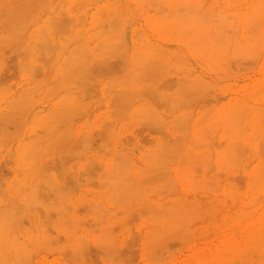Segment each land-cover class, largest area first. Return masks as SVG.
Here are the masks:
<instances>
[{
    "label": "rangeland",
    "instance_id": "obj_1",
    "mask_svg": "<svg viewBox=\"0 0 264 264\" xmlns=\"http://www.w3.org/2000/svg\"><path fill=\"white\" fill-rule=\"evenodd\" d=\"M11 1V2H10ZM23 2V4H20V5H17V2ZM68 1V2H67ZM69 1H70V3H69ZM73 1V3L75 4V5H73L71 2ZM107 1V2H106ZM134 1H136V3H138V5H136V3L134 2ZM133 2L131 1H129V0H126V2H125V0H124V4L122 3V0L120 1V0H78V2H79V4H80V6H79V4L77 3V1L76 0H55V1H52V0H43V2H44V5L46 6H43L42 4H43V2H42V0H15V2H14V0H0V9H1V11H0V13H1V16H0V19L2 18V17H4V19H1L0 21H4L5 23H0V35H1V37H0V50H2L1 52H0V54L1 55H3L4 56V58L2 59V57L3 56H1L0 55V64H2V66L0 65V84L2 83V85H4V86H2V85H0V86H2V87H0V105L2 106L1 108H0V118H2V119H0L1 121H0V127H2V128H0V132H1V129L3 130L2 131V135L0 134V137L2 138H0L1 140H0V189H1V191H0V204H2V206L0 205V221L2 220L3 222H5L6 223V225L4 224V226L3 225H1L2 223V221L0 222L1 224H0V227L2 226L3 227V229L2 230H0V233L1 232H3L4 233V231H5V233H7V234H3V233H1L0 235H1V240H0V249L2 250V251H4V252H2V251H0V264H5V262H6V264H13L14 262L13 261H15V264L17 263H19V259H21V263L20 264H35V262H36V264H44V263H47L48 262V264H64V261H63V258H64V260H65V262L67 263V264H104V259H106V258H103L104 256L105 257H107L106 256V254H108V259H109V262H112V263H109V262H107L108 261V259H106V262L108 263V264H117L119 261V259H120V262L118 263V264H147V263H149V261H150V263L149 264H151V261H155L154 263L155 264H176L177 262V264H181V263H183L185 260V258L186 257H188V255L189 254H191L192 253V251L194 250V249H196L197 247H199L200 246V244L199 243H202V241L204 242V239L206 240V239H208V238H211L210 236H213V232H211V233H209L210 231L208 230L207 232H205L206 234H205V236H206V238H205V236L203 235L202 236V230H203V226H201V225H205V222L206 223H209L210 222V220L213 218V216L215 217V215H216V218H214V219H216L217 220V217L219 216V214H220V212L219 213H216V214H214L213 216L212 215H208V214H205V215H208L209 217L210 216H212V217H210L211 219H209V218H207V220H208V222H207V220H206V218L205 219H203L202 221V223H200V221L201 220H199V219H195V218H193V216L192 215H190V214H188V213H184V214H188L187 216H192V218L191 217H188V218H191V219H195L193 222H192V220H191V224H190V220L186 217V215L184 216V218L186 217L188 220H187V223L186 224H182L181 226H179V229H180V232L178 231V229L176 230V228H175V226H176V224L174 223L175 221H177V219H175L174 220V222H173V224H175V226H174V231H177V233L179 234L178 236L176 235L177 233H175V232H172V234L174 235V233H175V236L174 237H178L177 239H167V240H169L168 241V244L166 243V241L164 242V244L162 243V248H165V246L164 245H169V246H167L166 248L167 249H163V250H160V248H159V250L157 249H155L156 250V255L154 254L155 253V251L153 250V251H150V249H149V251H150V254H151V256L150 255H147L148 253V250L146 249V248H144L145 246H143V247H141V245H144V243H145V240L144 241H141L142 239H140L141 238V234H143V236H144V234H145V232L144 231H146L145 229H143V228H145V223H142L143 222V220H145L146 221V228L148 227V224H147V222H149L148 220H146V218L149 216V215H151V214H149L150 213V211H152V210H150V209H148V206H152V208H155L157 211H158V209L160 208V206H159V208L156 206L155 207V205L157 204V205H160V204H158L159 202L161 203V206L164 208V207H166L167 206V208L168 207H170V209H172V207L173 206H171V204H172V200H174L176 197L175 196H178L177 197V199H178V204L176 203V207H180L179 205H181V209H184V208H186V205H187V200L189 199V201H193L192 202V204H194V206L193 207H195L194 208V210L195 211H198V210H200V206L202 205V202H203V200L204 199H206V200H211L212 202H211V204H216L217 202H218V200H217V202L216 201H214L215 203H213V199H215L216 200V197L215 196H217V198H221L222 196H221V189L220 188H222L221 186H223V183H224V181L226 182V183H224L225 185L226 184H231V182H232V185H234L233 184V182H234V180L235 179H237L238 180V177L240 178V180L244 183V185L242 184V182H240L239 180L236 182V180H235V182L236 183H238V184H236L235 182V184L238 186V189H239V187H241L242 185L245 187H241L238 191H240V198H239V200H237V203L235 202V206H237V205H241L242 203H245V202H247V203H249V202H253V204H256L260 199L262 200V196L264 197V195H262L263 193L262 192H264V189L262 190V192L258 189V187L260 186V189H261V185H259V184H255V185H257V188L254 190V189H252V188H250L251 189V195L249 196L248 194L250 193V192H247V189L246 188H248V190H249V187H250V185H252L251 183H252V179L253 178H255L256 177V175H258L257 173H256V175H255V170H253V172H250V170H252V168L257 164V161L256 160H258L257 158H258V156H256V154H254L255 152H253L254 150L253 149H255V148H257V146H258V142H257V135H259V133L260 132H264L263 131V129H260L261 131L260 132H258V131H255L254 133H252V132H250V131H252V129L253 128H258V125L259 126H261L260 125V122L258 121V119L259 118H262L261 116L263 115V113H264V109H263V107L264 106H262V105H264V103L262 104V102H264V81H262L263 79H264V76H263V70H264V59H263V57H264V48H263V46H264V44H263V39H258V40H260L261 41V43H260V41L258 42L257 41V43H260L259 45H260V50L261 51H259L258 52V50L256 49V46L258 45V44H256V45H254L255 46V49L257 50H255L256 51V54H257V56H258V58L255 56L256 54H254L253 52V55H247L249 52L251 53V51H254V47L252 46L251 47V45L252 44H254V42L253 43H251V45H250V47H247V46H249V43L247 42H245L241 37H240V39H239V34L241 35H246V33H242V32H245L244 30L242 31V28L243 29H246L243 25H241V20L242 19H240L239 17H237V16H234V17H236V18H238V19H240L239 21H238V23H237V27L235 26V28H233L234 30H232V29H230V31H229V33H231L232 31V33H234V35H236L235 36V38H237L238 40H239V42H241V44L244 42V44H242V46L244 47V49H245V51H246V49L248 48V49H250L251 51H248V53H246L245 55H247V56H249V57H251V60L255 57V58H257V59H253V61L256 63H254L253 65L252 64H249V65H247L248 64V62H250V63H252L253 61H251L250 59H248V58H246L247 56H245L244 57V55H240V62H241V59H242V61H243V63H240V65L238 64V61H239V58L237 59L235 56L234 57H232L231 58V56L229 55H227V56H224L225 55V52L223 51H220V49H219V51H220V53L218 52V50L216 51V52H218L219 54H220V56H221V52H222V60L221 59H217L216 57L218 56V54H217V56L215 57L214 55H211V54H213V52H211V54L209 53V51H208V49L205 51V48L206 47H204V46H206V44H205V41H206V37H209L208 35H210L211 34V36H212V33H210L211 32V28H208V27H206V28H203L204 30H207L206 32H208V30L210 31L209 33L210 34H205L204 32L202 33V34H200L201 36H202V43L201 42H199L198 44H197V41H195V39H193V41L192 42H194L195 41V43L198 45V48L200 49V45L201 44H203L202 45V47H203V49H204V51L208 54V55H211V57L213 56V58H212V60H213V62L215 63V62H217V60H218V64H221V67H220V65H218V64H214L213 62V64L210 62V56L208 57L207 55H206V57H205V53H201V51H202V48H201V50H199L198 51V49H197V45L196 44H194L195 45V47L196 48H192V49H194L195 50V53H196V55H195V53L193 52V53H189V54H191V55H193V57L194 56H197L196 58L194 57V59L193 58H191L192 56L191 55H189L186 51H187V48L189 47V46H186L185 44H184V42H182V43H180V37H181V35L179 36V38L178 39H176V37L174 36V40L176 39V40H178V42H174V40L173 39H171L170 41L168 40L167 42L166 41H164L162 38H164V37H166V39L169 37V39L171 38L170 36H169V34L171 33L170 31V33H168L167 31V28H169L170 26L168 25L167 27H166V30L167 31H165V30H163V26L161 27V25H162V23H164L163 22V20L164 19H167V20H172V19H170V17H173V16H176L174 13L176 12V9H175V6H176V4H174V6H172V5H170V6H172V8H174V9H172V10H174L172 13H173V15H172V13L170 12L171 11V9L169 10L167 7H168V2H167V0H161L160 1V5H159V2L157 1V0H153L154 1V3L152 2V3H150L148 0V2L150 3V4H153L152 6H150L149 4H143V5H141V7H140V5L139 4H141V2L142 3H144V1L142 0L141 2H140V0H134ZM169 1V0H168ZM185 1H187V0H185ZM189 1V3L191 4L190 6H192V4L195 2H197L196 0L194 1V0H188ZM204 1V2H203ZM206 0H202L201 2H203L202 4H201V6L202 5H204L205 3L206 4H208L207 6H205L204 7V9H203V7L200 9V11L203 9V11H205L206 9V7H208V9L209 10H213L214 11V14H215V11H218V8H220L221 7V5H222V11L225 9V10H228V12L229 13H227L226 14V17H227V15H229L230 14V8L231 9H233V7L231 6V4H233V3H235L234 1L232 2V0H225V1H227L226 3H224L225 1L224 0H222V1H220V0H215V2L217 1V6L215 5V3L213 2L214 0H212V5L214 4V7L212 8V9H210L211 8V5H209V3H211V1L209 0V3H208V0H207V2H205ZM220 2V4H218L219 2ZM239 2L240 1H242V0H238ZM245 2L243 3V1H242V4H245L246 3V1L247 0H244ZM9 2V3H8ZM27 2V4L28 5H26L25 3ZM32 2H34V3H32ZM37 2V3H36ZM38 2H40L39 4H38ZM86 2H88V3H86ZM91 2V3H90ZM163 2H166V4L165 3H163ZM172 3H173V1H171ZM177 3H178V1H176ZM179 2H180V5H182L181 7H184V8H186V6H187V3L186 2H183V0H182V4H181V1L179 0ZM200 2V1H199ZM200 2V3H201ZM223 2V3H222ZM230 2V3H229ZM236 2H237V0H236ZM238 2V3H239ZM14 3V4H13ZM35 3H36V7H35ZM42 3V4H41ZM47 3V4H46ZM55 3H57V4H55ZM104 3L105 4H112L111 6L109 5V7H107L108 6V4H107V6H105L104 5ZM115 3H118V4H116L115 6H117V5H119V6H117L119 9H117V11H119L120 10V12H119V14H120V16H118V14H117V11H115L114 9V4ZM128 3V4H127ZM158 3V4H157ZM162 3V4H161ZM184 3H185V5H184ZM188 3V4H189ZM5 4V5H4ZM15 4H16V6L18 7V8H16V6H15ZM29 4H30V6L31 7H33L32 9H28L27 7H29ZM41 4V5H40ZM55 4V5H54ZM59 4V5H58ZM65 4V5H64ZM86 4V5H85ZM94 4H95V6H96V8L97 9H99L100 8V10H101V7L103 8H106V10L108 9V8H110L109 9V11L107 10V13H108V15L109 14H111V20H110V18H109V20L111 21L110 22V28L108 27V17H110V15L109 16H106L105 15V13L104 12H106V10L105 9H102V12H103V10H105L103 13L104 14H99L98 13V11H96V8L95 7H93L94 6ZM156 4V6L158 7V10H159V13H161V14H163V16H165V17H163V20H160V19H162V18H159L158 17V12H156L157 13V15H156V13H154L155 11H158L157 10V7H156V10H154L155 8V5ZM171 4V3H170ZM226 4H230V5H228V7H230L229 9H227V5ZM4 5V6H3ZM13 7V8H9V7H11V6ZM14 5V6H13ZM26 5V9L25 8H20V7H24ZM40 5V6H39ZM72 5V6H71ZM90 5H91V8H90ZM159 5V6H158ZM163 5V6H162ZM165 5V6H164ZM177 5H179V4H177ZM194 5V4H193ZM220 5V6H219ZM235 5V4H234ZM67 6V7H66ZM89 6V7H88ZM124 6V7H123ZM128 6H130L129 7V9L131 8L132 10H133V12L130 10L129 11V9L127 8ZM138 8H137V7ZM143 6V7H142ZM145 6H147L146 8H145ZM189 6V7H190ZM195 7L197 6V7H200L199 5H198V2L196 3V5H194ZM209 6H210V8H209ZM219 6V7H218ZM224 6H225V8H224ZM41 8V10L40 9H38V8ZM43 7V8H42ZM44 7L46 8V10L49 8V10L48 11H46L45 9H44ZM63 7V8H62ZM70 7V8H69ZM78 7V8H77ZM80 7V8H79ZM99 7V8H98ZM150 7V8H149ZM178 8L180 7V6H177ZM195 7H190V8H188L187 10H191V11H193L194 12V8ZM216 7H218L217 9H215ZM14 8H15V10H14ZM35 8H37V9H35ZM66 8H67V10H66ZM72 8H74V9H72ZM136 8V9H135ZM177 8V9H178ZM17 9V10H16ZM19 9H21V10H23V12H22V14H18V12L20 11ZM44 9V10H43ZM60 11H59V10ZM93 9H94V11H96L97 12V14H99L98 16H103V15H105V17H107V23H105L104 22V24H106L107 25V28L106 27H104V24H101L102 22H103V18H101L100 20H99V22L97 21V20H95L94 18V20H92V17H95V16H97V14H94V15H92L91 13H92V11H93ZM140 9H142V10H140ZM163 9V10H162ZM167 9H168V11H169V13H167V14H169V15H172V16H170L169 17V15L168 16H166V15H164V13H165V10H166V12H167ZM180 9V8H179ZM215 9V10H214ZM10 10V11H9ZM19 10V11H18ZM29 10V11H28ZM42 10H43V12H42ZM51 10V12H49ZM58 10V11H57ZM69 10H73L72 12L71 11H69ZM111 10H113V12H115L114 13V15H112V11ZM186 10V9H185ZM185 10H184V13H185ZM3 11V12H2ZM10 12V13H8V12ZM25 11H27L26 12V15H25ZM61 11H62V13L64 12L65 14L64 15H66V16H62L63 14H58V13H61ZM83 11H85V12H83ZM128 11V12H127ZM139 11H141L142 13H140ZM152 12L150 15L148 14L149 12ZM162 11V12H161ZM179 10H177V12H178ZM191 11H189V12H191ZM198 11V9L197 8H195V14L193 15V12H191L190 14L192 15V16H194L195 17V15H197L196 14V12ZM199 11V12H200ZM206 11H208V10H206ZM213 11H209V13H208V15L206 14V12H204L206 15H205V17H209V14H211V12H213ZM220 11V10H219ZM48 12V13H47ZM53 12V13H52ZM79 12V14H80V12L82 13V16L84 17H82V16H79V15H77V13ZM112 12V13H111ZM124 12V14H122ZM128 14H127V13ZM130 12H132V13H130ZM135 12L138 14H135ZM164 12V13H163ZM183 12V11H182ZM227 12V11H226ZM14 13H15V15H14ZM16 13H17V15H18V17H15L16 16ZM20 13H21V11H20ZM27 13L30 15H27ZM37 13H38V15H37ZM42 13V14H41ZM47 13V14H46ZM88 13H90V14H88ZM106 13V14H107ZM171 13V14H170ZM187 13H188V11H187ZM201 13V16H196L195 17V19H197V25L199 24V22H200V24L198 25V26H201L202 24V21H203V17H204V14H203V12H200ZM216 13H218V12H216ZM224 13H225V11H224ZM224 13H221V16L218 14V16L220 17V19L222 20L223 19V17H225L224 15H223V17H222V14H224ZM233 13V12H232ZM53 14H54V16H53ZM58 14V15H57ZM68 14V15H67ZM133 15V18H131L132 17V15ZM176 14H178V13H176ZM183 14V13H182ZM203 14V15H202ZM213 14V15H214ZM14 15V16H13ZM23 16V18L21 17V16ZM25 15V16H24ZM33 15V16H32ZM50 15V16H49ZM57 15V16H56ZM71 15V16H70ZM76 15V16H75ZM89 15L91 16V17H89ZM116 15H117V17H116ZM232 15V14H231ZM235 15V14H234ZM27 16V17H26ZM32 16V17H31ZM35 16V17H34ZM36 16L38 17L37 19H36ZM61 17V18H59V17ZM70 17V20H72L71 21V23H72V25L70 24V22H69V17ZM97 16V17H98ZM112 16H113V19H112ZM131 16V17H130ZM139 16V17H138ZM154 16H155V19H154ZM181 16V15H180ZM191 16V17H192ZM203 16V17H202ZM211 17H212V15H210ZM31 17V18H30ZM49 17V18H48ZM64 17H65V19H64ZM76 17L78 18V19H76ZM124 17V18H123ZM127 17H129V19L127 18ZM161 17V16H160ZM182 17V16H181ZM180 17V18H181ZM184 17V16H183ZM187 17H188V15H187ZM189 17H190V15H189ZM188 17V18H189ZM194 17H192V19L194 20ZM198 17H200V18H202L201 20L198 18ZM204 17V18H205ZM214 17H216V15L214 16ZM226 17H225V20L227 21V19H234V20H236L233 16H229L227 19H226ZM12 18H15V19H12ZM19 18H21V19H19ZM25 18V19H24ZM29 18V19H28ZM42 18V19H41ZM54 18H57V19H54ZM66 18H67V20H66ZM81 18V19H80ZM96 18V17H95ZM116 18H119V19H116ZM122 18V19H121ZM127 18V19H126ZM136 18V20H134ZM174 18V17H173ZM175 18H178V17H175ZM207 18H206V20H207ZM213 18V17H212ZM212 18H210L211 19V22H214V21H216L217 19H215L214 21H212ZM218 18V17H217ZM28 19V20H27ZM47 19H51V20H47ZM77 21H76V20ZM97 19V18H96ZM99 19V18H98ZM105 19H104V21H105ZM124 19V20H123ZM126 19V20H125ZM131 19V20H130ZM152 19V20H151ZM157 19V20H156ZM179 19V18H178ZM187 19V18H186ZM191 19V18H190ZM190 19H189V23L187 22V24H186V22H185V24L184 23H182V22H184L185 20H184V18L183 19H180V20H184V21H182L181 23V25L184 27V25H190V23L193 21H190ZM199 19V20H198ZM219 19V18H218ZM230 19V20H231ZM233 19L231 20V21H233ZM237 19V20H238ZM17 20H18V22L19 23H17ZM25 20V21H24ZM58 20V22H56ZM62 20V22H60L59 23V21H61ZM114 22H113V21ZM116 20V21H115ZM121 20H122V22H121ZM145 20V21H144ZM174 20V19H173ZM179 20V21H180ZM188 20V19H187ZM186 20V21H187ZM221 20H220V22H221ZM237 20H236V22H237ZM7 21V22H6ZM9 21L11 22V23H9ZM20 21H22L21 23H20ZM34 21V22H33ZM48 21V22H47ZM50 21V22H49ZM67 21V22H66ZM118 21V22H117ZM131 21V22H130ZM152 23H151V22ZM154 21V22H153ZM157 21H161V22H159V24L157 23ZM165 21V20H164ZM177 21V20H176ZM195 21V20H194ZM194 21H193V23H192V26L190 27V29H188V26L186 27L185 26V28L183 29L184 31L185 30H189V31H191V32H189V31H187V34H188V32L189 33H192V30L193 29H197V26H196V23H194ZM205 21V20H204ZM203 21V23H204V25L205 24H207V23H205ZM208 21V24L206 25V26H211V24L209 23V20H207ZM219 21V20H218ZM217 21V22H218ZM229 21V20H228ZM13 22V23H12ZM82 22V23H81ZM95 22V23H94ZM119 22H121V23H119ZM129 22H130V24H129ZM143 22V23H142ZM178 22V21H177ZM216 22V23H217ZM219 22V23H220ZM225 22V21H224ZM220 23V24H222V25H219V28H220V26H223V25H225L226 23H227V28H228V24L229 23H231V22H226V23ZM235 21H233V23H234ZM8 23V24H7ZM16 23V24H15ZM23 23V24H22ZM45 23H46V26H45ZM56 23V24H55ZM79 23V24H78ZM98 23V24H97ZM117 23V24H116ZM169 23V22H168ZM173 23V22H172ZM172 23H170L171 25H172ZM175 24H173L174 26H175V28L177 29V27L176 26H178L179 24H177L176 25V22H174ZM180 23V22H179ZM215 23V22H214ZM213 23V24H214ZM215 23V24H216ZM218 23V24H219ZM232 23V25H235V24H233ZM7 24V25H6ZM20 24H21V26H23V27H21L20 26ZM25 24V25H24ZM38 24H40V25H38ZM43 24H44V26H43ZM59 24V25H58ZM65 25V27L64 26H62V25ZM66 24H68V25H66ZM76 24H78V25H76ZM84 24V25H83ZM166 24H167V21H166ZM184 24V25H183ZM243 24V23H242ZM5 25H6V27H5ZM9 25H11V26H9ZM15 25H16V27H15ZM49 25V26H48ZM70 25L72 26V28L70 27ZM75 25V26H74ZM79 25H81V26H79ZM105 25V26H106ZM111 25H112V27H111ZM118 25H119V28L117 29V27H118ZM165 25V24H164ZM196 27H195V26ZM231 25V24H230ZM229 25V26H230ZM231 25V26H232ZM245 25V24H244ZM13 26V27H12ZM19 27V29H18V27ZM26 26V27H25ZM28 26V27H27ZM40 26H43L42 28L40 27ZM49 28H48V27ZM83 26V27H82ZM93 26V27H92ZM99 26V27H98ZM100 26H102V28H101V30H103L102 31V33H101V31L99 30L100 29ZM117 26V27H116ZM123 26V27H122ZM139 26V27H138ZM166 26V25H165ZM193 26L195 27V28H193ZM203 26V25H202ZM217 25H215V27H216ZM230 26V27H231ZM2 27V28H1ZM25 27V28H24ZM34 27V28H33ZM47 27V28H46ZM58 27H60L61 29L62 28H64L62 31H64V33H61L62 31H60L59 29H58ZM76 27V28H75ZM82 27V28H81ZM116 27V28H115ZM128 27V28H127ZM132 27V28H131ZM178 27H180V26H178ZM205 27V26H204ZM212 27V30H216L217 28H218V26H217V28L216 29H213V27L214 26H211ZM214 27V28H215ZM229 27V28H230ZM232 27H234V26H232ZM242 27V28H241ZM9 28V29H8ZM44 28H46V30H44ZM67 28V30H68V32H70V33H68L67 32V30H65ZM104 28H106V29H108L107 30V32L109 33H107L106 32V34H105V32H104ZM114 28H115V30H114ZM162 28V29H161ZM165 28V27H164ZM174 28V27H173ZM172 28V29H173ZM218 28V29H219ZM223 27H221V30H222V32L224 31L223 29H222ZM225 28V27H224ZM237 28V30H235ZM241 28V29H240ZM6 29V30H5ZM11 29V30H10ZM21 29V31H19V33L20 32H22V33H20V34H18V30H20ZM30 29H32V30H30ZM36 29H37V31H36ZM38 29H41V30H43V31H41V30H38ZM55 29H56V31H55ZM71 29V30H70ZM105 29V30H106ZM133 29V30H132ZM135 29V30H134ZM155 29H156V31H155ZM159 29V31H157ZM170 29V28H169ZM181 30H182V28H180ZM199 29V28H198ZM202 28L200 29V30H202V31H204ZM239 29V30H238ZM15 30H17V31H15ZM23 30V31H22ZM58 30H59V33L61 34V38H60V34L58 33ZM80 32H78V31ZM99 31V35H97L96 36V34H98V31ZM111 30V31H110ZM117 30V31H116ZM119 30V31H118ZM121 30H123L122 32H121ZM128 30V31H127ZM137 30V31H136ZM160 30H163L162 32H160ZM171 30V29H170ZM177 30H179V29H177ZM177 30H176V32H177ZM221 30L219 29V30H217V31H220L221 32ZM227 30H229V29H227ZM232 30V31H231ZM7 31V32H6ZM9 31H10V34L11 35H9ZM34 31H36V32H34ZM41 31V32H40ZM72 31V32H71ZM97 31V32H96ZM113 31V32H112ZM135 31V32H134ZM171 31H175V30H171ZM183 31V32H184ZM194 31V30H193ZM201 31V32H202ZM216 31V32H217ZM246 31H247V29H246ZM15 32H17V33H15ZM33 32V33H32ZM39 32V33H38ZM94 32H95V34H94ZM104 32V33H103ZM118 32V33H117ZM121 32V33H120ZM134 33V35L133 34H131V33ZM154 32V33H153ZM160 32V33H159ZM167 32V33H166ZM176 32H175V34H176ZM179 32H181L182 33V31H179ZM200 33L199 31H196V33ZM220 32H218V34L219 35H217V34H214L215 36H220V35H223V34H220ZM228 32V31H227ZM227 32L226 33H224V35H223V37L227 34ZM235 32L237 33V34H235ZM2 33V34H1ZM7 35H6V34ZM12 33H15V34H12ZM33 35H32V34ZM78 33V34H77ZM85 33V34H84ZM101 33V34H100ZM110 33H111V35H110ZM135 33L137 34V36L135 35ZM140 33V34H139ZM165 33V34H164ZM228 33V34H229ZM231 33V34H232ZM5 34V35H4ZM39 34V35H38ZM44 34V35H43ZM47 34H49V36L47 35ZM68 34H69V36H68ZM75 34V35H74ZM105 34V35H104ZM120 34H123L122 36L120 35ZM138 34H139V36H138ZM153 34V35H152ZM154 34H155V36H154ZM174 34V33H173ZM173 34H171V35H173ZM186 34V35H187ZM195 34V33H194ZM231 34H230V37H232V36H234L233 34H232V36H231ZM8 35H9V38L8 39H5L6 37H8ZM14 35V36H13ZM17 35H19V36H17ZM23 35V36H22ZM43 35V37H41ZM72 37H71V36ZM74 35V36H73ZM92 35H93V37H92ZM95 35V36H94ZM115 35V36H114ZM185 34L183 33V36H184ZM207 35V36H206ZM10 36H13V39H12V37H11V40H9L10 39ZM22 36V37H21ZM55 36V37H54ZM63 36V37H62ZM83 38H82V37ZM100 36V37H99ZM102 36V37H101ZM105 36H106V39H105ZM108 36H111V37H108ZM118 36V37H117ZM121 36V37H120ZM133 36L135 37V38H133ZM144 37V39L146 38V40H148L149 39V41L151 40H153L152 42H149L148 43V41H147V43L145 42V40L143 41V37ZM197 36V35H196ZM195 36V37H196ZM214 36V40L216 41V39H217V37H215ZM229 36V35H228ZM224 37V38H222V36H221V38L222 39H230L229 37ZM38 37H40V38H38ZM65 37V38H64ZM68 37V38H67ZM81 37V38H80ZM117 37V38H116ZM122 37H123V39L125 40H123L122 39ZM136 37H139V40H140V37H142L141 39L142 40H140V42L142 41L143 43H138V41L139 40H137V38ZM150 37V38H149ZM154 37H156V39H158V41L154 38ZM162 37V38H161ZM188 36H184V38H187ZM191 38L192 37H194L193 36V34H192V36H190ZM190 37H189V39H190ZM2 38V39H1ZM23 40H22V39ZM42 38V39H41ZM49 38V39H48ZM58 38V39H57ZM73 38V39H72ZM77 38V39H76ZM81 40H80V39ZM92 38H93V40H92ZM101 38V39H100ZM103 38H104V40H103ZM114 40H113V39ZM131 38V39H130ZM183 38V39H184ZM5 39V40H4ZM15 39V40H14ZM27 39H28V41H27ZM60 39H62V41H64L63 43H61L60 42ZM63 39H65V40H63ZM67 39H68V42H67ZM71 39V40H70ZM84 39H85V41H84ZM108 39V42H109V44H110V47H111V49H112V51H113V49H116V50H114L113 51V53H111L112 51H111V49H109L110 47H108L109 46V44H108V42L106 41ZM115 39H117V40H115ZM122 39V40H121ZM136 39V42L138 43H136L134 40ZM164 41H162V40ZM189 39H186L187 40V42H189L190 43V41H188ZM200 38H198L197 40H199ZM218 39H220V37L218 38ZM217 39V41L219 42L220 40H218ZM227 39V40H228ZM231 39H233L234 40V38H231ZM8 40V41H7ZM18 40V41H17ZM39 40H42V41H39ZM50 40H51V42H50ZM74 40H76V41H74ZM87 40H88V42H87ZM101 41V42H99V41ZM133 40V41H132ZM155 40H156V42H160L161 41V44L159 45V44H156V45H154L156 42H155ZM160 40V41H159ZM185 40V39H184ZM183 40V41H184ZM227 40H226V43H227ZM236 40V39H235ZM2 41H3V44H1L2 43ZM17 41V42H16ZM25 41H26V43H25ZM39 41V43H37ZM82 41V42H81ZM91 41V42H90ZM110 41H112V42H110ZM203 41H204V43H203ZM212 42H213V40H211ZM224 41V40H223ZM237 41V40H236ZM5 42V43H4ZM15 42V43H14ZM48 42V43H47ZM75 42H77L76 43V46L74 45L75 44ZM85 43V44H88L87 46L84 44H80V48H78L79 47V45H77L78 43ZM97 42V43H96ZM98 42H99V44H98ZM105 42L108 44L107 46H106V44H105ZM119 42V43H118ZM121 42V43H120ZM123 42V43H122ZM134 42H135V44H137L138 45V47H137V45H135V46H133V44H134ZM146 44H153L152 46H153V49H152V46H151V48L147 45V47L148 48H145L146 47V45H145V43ZM155 42V43H154ZM186 42V43H187ZM209 42V41H208ZM211 42V44L213 45V43ZM239 42L237 43L238 45H240L241 46V44H239ZM13 43V44H12ZM50 43H52V44H50ZM89 43H90V45H89ZM92 43V44H91ZM112 43V44H111ZM124 43H125V45H124ZM133 43V44H132ZM163 43V44H162ZM176 43V44H175ZM178 43H179V48H181V49H179L178 47H177V45H178ZM201 43V44H200ZM216 43V42H215ZM220 43V42H219ZM226 43H221V44H226ZM232 43H234V41H232ZM17 44H21V45H24V46H19L18 48H16L17 47ZM57 44V45H56ZM67 44V45H66ZM97 44H98V47H100V44H101V46H102V44H104L103 46H104V48L103 47H100V49L101 48H103L102 50L106 53H108L109 51H110V53L112 54V55H110V53L109 54H107L106 53V55L104 54V55H99L100 54V52L99 51H97V52H99V54L96 52L95 53V50L94 49H97L98 47H96L97 46ZM141 44H143V46H145V47H143L142 48V45ZM200 44V45H199ZM228 44V43H227ZM231 43L229 42V47L231 46V45H233V44H231ZM245 44H247L246 46H244ZM7 45H9L8 47H7ZM16 46L15 48H14V46ZM32 45V46H31ZM61 45H62V47H61ZM65 45V46H64ZM94 46V48L92 47V46ZM96 45V46H95ZM114 45V47H112ZM117 45V46H116ZM132 45V46H131ZM139 45H141V46H139ZM159 45V46H158ZM183 45V46H182ZM185 45V46H184ZM12 46H13V48H12ZM72 46V47H71ZM81 46H83V48L81 47ZM86 46V47H85ZM108 47V48H106V47ZM125 46V47H124ZM158 46V47H157ZM193 46V45H192ZM200 46V47H199ZM207 46H209V45H207ZM214 46H216V45H214ZM219 46H220V44H219ZM225 46V45H224ZM234 46V45H233ZM237 46V45H236ZM240 46H238V47H240ZM21 47V48H20ZM51 47H52V49H51ZM65 47H69V48H67V50L66 49H64ZM74 47V48H73ZM91 47L93 48V50L91 49ZM118 47V48H117ZM119 47H123V48H121V49H119ZM132 49H131V48ZM154 47L156 48V49H154ZM162 48V49H160V48ZM184 47H187V48H185L186 49V54H185V52H184ZM194 47V46H193ZM210 47V50L211 51H213L212 49H211V46H209ZM221 47V46H220ZM228 47V48H229ZM235 47V46H234ZM245 47H247V48H245ZM41 48V49H40ZM50 48V49H49ZM56 48V49H55ZM72 48V49H71ZM76 48H78L77 50H76ZM87 48V49H86ZM88 48H90L89 50H88ZM127 48V49H126ZM139 50H138V49ZM224 47L222 46V49H223ZM226 48V53L228 52L229 53V49H227V46L225 47ZM232 48V47H231ZM252 48H253V50H252ZM10 49V50H9ZM16 49H18V50H16ZM58 49V50H57ZM64 51H63V50ZM68 49H71V51L73 52V55L72 54H68L69 52L71 53V51H69ZM100 49H97V50H100ZM125 49L126 50V53H125V51H123V50ZM158 49H160V50H158ZM181 50L180 52L181 53H183V55H181V56H179V51H177V50ZM188 49H191V48H188ZM191 49V50H192ZM197 49V50H196ZM233 49V48H232ZM232 49H230V50H232ZM21 50V51H20ZM28 52H27V51ZM43 50V51H42ZM48 50V51H47ZM51 52H50V51ZM55 50V51H54ZM60 50H62L63 52L61 53V51ZM82 51V53H81V51ZM84 50V51H83ZM107 50V51H106ZM130 50H132L131 52H130ZM145 50V51H144ZM148 50V52L149 53H147L146 51ZM157 50L158 51V53L159 54H156L157 52H155V51ZM167 51V52H165V51ZM173 50V51H172ZM190 50V51H191ZM194 50H192V51H194ZM233 50H236V48H234ZM233 50H232V52H233ZM240 51H242L241 49H239ZM4 51V52H3ZM16 51H18V52H16ZM44 51H46V52H44ZM52 51H53V53H54V55H52L53 53H52ZM77 51V52H76ZM90 51H91V53H90ZM103 51H101V53L103 52ZM120 51V52H119ZM122 51V52H121ZM143 51V52H142ZM152 51V52H151ZM176 53H175V52ZM191 51V52H192ZM245 51H243V53H245ZM33 52V53H32ZM48 52V53H47ZM61 54H60V53ZM67 52V53H66ZM79 52V54L77 55V53ZM103 52V53H104ZM124 52V53H123ZM139 52H141V53H139ZM153 52H155L154 54H152ZM160 52H163V53H168V54H164V57H161V56H163V53L161 54ZM199 52V53H198ZM203 52V51H202ZM216 52H214V53H216ZM237 52V51H236ZM235 52V55L237 56V54L239 53H241V52H238V53H236ZM3 53V54H2ZM12 53H13V55H12ZM22 53V54H21ZM28 53V54H27ZM30 53H32V54H30ZM51 55H50V54ZM88 53H90V54H88ZM117 53V55L118 54H120V56L118 55H115ZM122 53V54H121ZM131 53H132V55H131ZM137 53H139V54H137ZM230 53H231V51H230ZM229 53V54H230ZM18 54V55H17ZM40 54V55H39ZM43 54V55H42ZM67 54H68V56H67ZM76 54V55H75ZM91 55L92 56V60L91 59H89V60H91L90 62H89V60H87V58H90V56H88V57H84L83 55ZM96 54V55H95ZM113 54L115 55V57L113 56ZM123 54H124V56L127 58V59H125V57L123 56ZM140 54L142 55L141 57H144V60L145 59H149L150 58V56H154V60L156 61V62H154V60H153V62L154 63H156L157 64V66H155V65H153V64H151V63H148V62H150V59L147 61V63L148 64H151V66H149V67H151V68H148V67H146V65H145V63L146 62H144L143 64L144 65H142L141 63L144 61L143 59V61L141 62V63H139V66H138V62H140L141 60H137L138 58L140 59ZM156 54V55H155ZM173 54V55H172ZM178 54V55H177ZM198 54H199V56H198ZM16 55V56H15ZM29 55V56H28ZM37 55V56H36ZM67 56V57H65V56ZM70 55V56H69ZM72 55V56H71ZM85 55V56H86ZM97 55H99V59H98V56ZM108 55H110V57L108 56ZM129 55V56H128ZM146 55V56H145ZM158 55H160V56H158ZM169 55H172L171 57L169 56ZM186 55V56H185ZM188 55V56H187ZM201 55H203V57L201 56ZM216 55V54H215ZM231 55H234V54H231ZM21 56V57H20ZM25 56V57H24ZM30 56H32V57H30ZM40 56H42V59H43V56H44V59L42 60V59H40L41 57ZM81 56H83L84 58H85V60L86 61H84V60H82L83 59V57H82V59H81ZM102 56H104V57H107L106 59H104V61L102 62ZM113 56V57H112ZM157 56H158V58H157ZM169 56V57H168ZM183 56H185V57H183ZM191 56V57H190ZM219 56V57H220ZM239 56V55H238ZM252 56H254L253 58H252ZM53 57V58H52ZM61 57V58H60ZM63 57V58H62ZM71 57H74V58H71ZM109 57V58H108ZM117 57H119V59H121V57H122V59H121V61L118 59V61H120V63L118 62L117 64L115 63L116 62V60L115 59H117ZM138 57V58H137ZM160 57H161V59H160ZM166 57V58H165ZM202 57V58H201ZM215 57V58H214ZM227 57V58H226ZM230 57V58H229ZM80 58V59H79ZM114 58V59H113ZM164 58V59H163ZM191 58V59H190ZM203 59V61H204V63L206 62L208 65H206V63L204 64L203 62L201 63L200 61H199V59ZM206 58V59H205ZM208 58V59H207ZM1 59H2V63H1ZM24 59V60H23ZM36 61H34V60ZM50 59L52 60L53 59V61L50 63ZM56 59V60H55ZM61 59H63L62 60V62H60L61 61ZM70 59V60H69ZM73 59H75V60H73ZM93 59H95V60H93ZM96 59H98V60H96ZM129 59V60H128ZM157 59H160L161 61H158ZM163 59V60H162ZM167 59V61L165 62L164 60H166ZM171 60V61H169V60ZM175 61H174V60ZM210 59V60H209ZM233 60V61H231V62H233V63H230V60ZM235 59H237L236 61H235ZM33 60V61H32ZM38 60H40V61H38ZM71 60H73V61H71ZM82 60V61H81ZM110 60V61H109ZM136 60H137V62H136ZM151 60V61H152ZM173 60V61H172ZM185 60H186V62H185ZM195 60V61H194ZM209 60V61H208ZM225 60H226V62H225ZM229 62H228V61ZM246 60H249V61H246ZM19 61V62H18ZM38 61V62H37ZM43 61H45V62H43ZM64 61V62H63ZM71 61V62H70ZM81 61V62H80ZM88 61V62H87ZM93 61V62H92ZM105 61H108V62H106L105 63ZM114 61V62H113ZM127 61V62H126ZM169 61V62H168ZM184 61V62H183ZM221 63H220V62ZM260 61H261V63H260ZM263 61V62H262ZM28 63V64H25V63ZM54 62V63H53ZM58 62V63H57ZM60 62V63H59ZM71 64H70V63ZM79 62V63H78ZM83 62V63H82ZM130 63V65H131V67H130V65H129V63ZM132 62V63H131ZM159 62V63H158ZM160 62H161V65H160ZM163 62V63H162ZM173 62V63H172ZM177 62V63H176ZM179 62L182 64H179ZM209 62H210V64H209ZM225 62V63H224ZM230 63V65L229 64H227L228 66H226L225 64L226 63ZM236 62V63H235ZM247 62V63H246ZM20 64L21 63V65H18V64ZM35 63H37V65L35 64ZM66 63V64H65ZM90 63V64H89ZM103 63H105V64H103ZM111 63H115V64H111ZM164 63H167V65L165 66V65H163ZM171 63H172V65H171ZM176 63V65L175 66H173V64H175ZM185 63H187V64H185ZM198 63V65H196ZM200 63V64H199ZM224 63V64H223ZM47 64V66L46 67H49V68H47L46 69V67H45V65ZM52 64L54 65L55 64V66H52ZM58 64H60L61 65V67H59L60 65H58ZM64 64V65H63ZM77 64H80L79 66L77 65ZM84 64V65H83ZM118 64H119V67H118ZM125 64V65H124ZM127 64V65H126ZM158 64H159V66H158ZM178 64V65H177ZM222 64H223V66L224 67H222ZM231 64H237L235 67H233V65H231ZM243 64H246L245 65V67L244 66H241V65H243ZM30 65V66H29ZM41 65V67H39ZM61 69L60 71H59V68H57V66ZM90 65V66H89ZM92 65V66H91ZM103 65V66H102ZM113 65H114V67L116 68V66H117V68H116V72L118 73H115V69H114V67H113ZM140 65H142L143 67H144V69L146 70V71H144V69L142 70L141 68H142V66L140 67ZM162 65L164 66V71H162L163 70V67H162ZM179 65L181 66V67H179ZM199 65H202V67L201 66H199ZM205 65V66H204ZM261 65V66H260ZM263 65V66H262ZM20 66V67H19ZM28 66V67H27ZM35 66H37V67H35ZM44 66V67H43ZM54 67L53 69H52V67ZM75 66V67H74ZM83 66V68H81ZM85 66V67H84ZM88 66V67H87ZM99 66V67H98ZM126 66V67H125ZM137 67V69H136V67ZM153 66H155L154 68H153ZM162 68H161V67ZM172 66V67H171ZM186 67V69L185 68H183V67ZM199 66V67H198ZM210 67L211 66V69H212V67H213V70L214 71H212V70H210V68H209V70H207L208 68L207 67ZM217 66V67H216ZM232 66V68H230ZM258 66H260V67H258ZM2 67V68H1ZM4 67V68H3ZM35 67V68H34ZM50 67H51V69H50ZM65 67V68H64ZM69 68V69H67V68ZM93 67H95L94 69L95 70H97L96 72H93L94 71V69H93ZM105 67H106V69L108 68V73L106 74V70H105ZM110 67V68H109ZM128 67V68H127ZM160 70V71H162L163 72V75H164V73L166 74L165 76H163L161 73L162 72H158L157 71V68ZM166 67H167V69H168V71H170L169 73H168V71H167V69H166ZM200 67L201 68H203V69H205V71H203V69L201 70L200 69ZM219 67V69H217L218 71H216L214 68H218ZM226 67V69H223V68H225ZM228 67V68H227ZM238 67H240L239 68V70L241 69V67L243 68L242 70H240V71H238ZM247 67V68H246ZM263 67V68H262ZM17 68V69H16ZM21 68L23 69V71L21 72L20 70H21ZM55 68H57V69H55ZM71 68V69H70ZM72 68L74 69H78V71H75V70H73L74 71V73H72ZM81 68V69H80ZM89 68V69H88ZM96 68H99V70L98 69H96ZM101 68V69H100ZM114 70H113V69ZM119 68V70L118 71H120V72H118L117 71V69ZM138 68H140V69H138ZM148 69V72L150 71V69H151V71L153 72L154 70L155 71H157V74L159 75H157L156 74V72L154 71V75L155 76H153L152 75V77H149L151 74H153L152 72H150V75H148L147 76V69ZM156 68V69H155ZM192 68H194L193 70H192ZM3 69V70H2ZM26 71H25V70ZM65 69H67V70H65ZM76 69V70H77ZM86 70V71H83V70ZM92 69V70H91ZM127 69V70H126ZM133 69V70H132ZM177 69V70H176ZM180 69H182V70H180ZM184 69V70H183ZM191 69V70H190ZM223 69V70H222ZM234 70V69H237V70H234L236 73H234L233 72V74H230L229 75V73H231V72H229L230 70ZM245 69V70H244ZM258 69V70H257ZM37 70V71H36ZM45 70H47L46 72H48L49 70V73H46L45 72ZM110 70H112L114 73V75L112 74V71H110ZM121 70H123V71H121ZM137 70H141V71H143L144 72V75H145V72L147 73L146 74V77L145 76H142L141 75V73H137ZM185 70H186V72L187 73H189L190 71V73H189V75L187 76L188 77V79H187V77H185L186 76V72H185ZM188 70V71H187ZM227 72V74H226V72ZM244 70V71H243ZM30 71V72H29ZM36 71V72H35ZM40 71H41V74H42V78L40 77L41 75H40ZM54 71V72H53ZM69 72V73H66V72ZM90 71H92V73L90 72ZM129 71V72H128ZM134 71V72H133ZM136 71V72H135ZM167 71V72H166ZM172 71L173 72H175V73H173L172 74ZM185 72L184 74H183V72ZM199 71V73H197V72ZM238 71V72H237ZM43 72H45V74L46 75H44V73ZM57 72V73H56ZM82 72H84V73H82ZM86 72H88V73H86ZM89 72L92 74H89ZM124 72V73H123ZM128 72V73H127ZM130 72H132L133 73V75H134V77H133V75H132V73L131 74H129ZM142 72V73H143ZM179 72V73H178ZM193 72H196L197 74H196V76H198V78L200 79H195V77H194V79L191 77V76H193V75H195ZM201 72H203L204 73V75L201 73ZM209 72H211V73H209ZM51 73V74H50ZM62 73H65L64 75L62 74ZM72 73V74H71ZM93 73H94V75H93ZM97 73H98V75H97ZM105 73V74H104ZM121 73V75L119 76V74ZM160 73V74H159ZM168 73V74H167ZM181 73H182V75H181ZM259 73V74H258ZM262 73V74H261ZM32 74V75H31ZM55 74H56V76H55ZM60 74L64 77V79L66 78L67 80H69V83H70V85H71V88H69L70 87V85H69V83L66 81V80H64V79H62L61 78V76H60ZM68 74V75H67ZM71 74V75H70ZM73 74H75V76L73 75ZM82 74H83V76H82ZM102 74V75H101ZM113 76H112V75ZM122 74H125L126 75V78L124 77V76H122ZM127 74L129 75V76H127ZM135 74H138V75H135ZM169 74H171V75H169ZM174 74H176V77H173V75ZM235 74V75H234ZM83 77H81V76ZM85 75H86V77H85ZM87 75H89V76H87ZM96 75V76H95ZM116 75H118L119 77H120V79H119V77H118V80H119V82H116V80H117V78H115V76ZM132 75V76H131ZM158 76V79H159V81H161V84L160 83H157V78H154V77H157ZM161 75V76H160ZM222 75V76H221ZM227 75V76H226ZM257 75V76H256ZM31 76H33V77H31ZM43 76H44V80H43ZM46 76V77H45ZM48 76V77H47ZM59 76H60V78H61V81L60 82H62V84L59 82V80H60V78H59ZM93 76V77H92ZM98 76H100L99 78H98ZM103 76H108V77H105V78H110V80H112V78L114 79L115 78V82H114V80H113V83H111V82H109V81H106L107 79H105L104 77L102 78ZM109 76H112V77H109ZM169 78H168V77ZM175 76V75H174ZM201 76H202V79H201ZM218 76H221V80H220V77H218ZM229 76V77H228ZM39 77V78H38ZM56 77V78H55ZM59 79H58V78ZM69 77H71V79H72V77L74 78V79H69ZM79 77V78H78ZM131 77V78H130ZM161 79H160V78ZM165 77L167 78V79H165ZM170 77H172V78H170ZM177 77H180V79H185V80H183V81H181L180 79H177ZM185 77V78H184ZM213 77V78H212ZM222 77H224L223 79H222ZM83 79L84 80V78L86 79L85 80V82L83 83V80L81 81V79ZM87 78L92 82L93 81V83H91L89 80H87ZM92 78V79H91ZM127 78H128V80H127ZM132 78H133V83H132ZM142 78V79H141ZM149 78L151 79V82H150V80H149ZM174 78H176L177 79V81L178 82H183V83H178V85L179 84H185V85H188V86H185L184 85V87H185V91H187L189 88H191L192 87V89L191 90H194L196 87H197V89H195L194 91H191L190 89V91H188V92H185L184 90L182 91V86H181V91H179L180 89L178 88V91L182 94V92H184L182 95L181 94H179V92L177 91V88L176 87H173V85L175 86L176 84H171L170 83V81L173 83V82H176L175 81V79ZM26 79H27V81H26ZM33 79V80H32ZM36 79V80H35ZM41 81H40V80ZM53 79H55V80H53ZM56 79L58 80L57 81V83H56ZM104 79H105V81H104ZM131 79V80H130ZM141 79V80H140ZM155 79V80H154ZM165 79V80H164ZM204 79V80H203ZM216 79H218V80H216ZM231 79V80H230ZM37 80H39V81H37ZM50 80V81H49ZM51 80H53L52 81V83H55L56 85V88H55V86H53V84L51 83L50 84V82H51ZM78 80H79V82L81 81L82 82V85H81V83H79L78 82ZM96 80V81H95ZM103 80V81H102ZM117 80V81H118ZM120 80H122L123 82H126L127 83V85L125 86V85H122V84H120ZM127 80V81H126ZM136 80V81H135ZM147 80V81H146ZM152 80L153 81H156V82H153L152 83ZM244 80V81H243ZM22 81V82H21ZM26 81V82H25ZM55 81V82H54ZM63 81H64V83H63ZM70 81H72V83H75V84H71V82ZM76 81V82H75ZM88 81V82H87ZM135 81V82H134ZM158 81V82H159ZM165 83H164V82ZM185 81V82H184ZM198 81H200V82H198ZM17 82V83H16ZM21 82V83H20ZM46 82V83H45ZM49 82V83H48ZM67 82V83H66ZM78 82V83H77ZM86 82H87V84H86ZM96 82V83H95ZM101 82H102V85H101ZM104 82H105V84H104ZM122 82V83H123ZM128 82H129V84H128ZM137 82V83H136ZM187 82V83H186ZM195 82L197 83V85L195 84ZM203 82V83H202ZM224 82V83H223ZM247 82H249V83H247ZM252 83V85H251V83ZM38 83H40V84H38ZM46 85H44V84ZM47 83L49 84V88H47L48 87V85H47ZM95 83V84H94ZM97 83H99V84H97ZM108 83V84H107ZM119 84V85H115V84ZM130 83H131V85H130ZM135 83L138 85V87L139 88H136L137 86H134L135 85ZM139 83V84H138ZM152 83V84H151ZM198 83H200V84H198ZM202 83V84H201ZM207 83V86L205 85V87H206V89H205V87H204V84H206ZM209 83V84H208ZM228 83H229V86H228ZM7 84V85H6ZM42 84V85H41ZM63 85V84H65L66 85V87H65V85H63L62 86V88H63V90H62V88H61V86H59L60 87V89H59V87H58V85ZM78 84H80V85H78ZM97 84V85H96ZM107 84V85H106ZM110 84H112V86H111V89H110ZM124 84V83H123ZM157 84H158V86L159 87H161V85H162V87L164 86L165 88L163 89L162 88V91H157V90H159V88H157V89H155L154 87H156L157 86ZM165 84V85H164ZM170 86H169V85ZM193 84H195V85H193ZM242 84V85H241ZM10 85V86H9ZM73 85V86H72ZM74 85H76V88L78 87V91H80L79 93H77L78 91H77V89L74 87ZM86 85H89L88 87L86 86ZM99 85V86H98ZM106 87H105V86ZM109 85V86H108ZM130 85V86H129ZM139 85H142L141 87L139 86ZM168 85V89H169V91L167 92V86ZM177 85V87H180V86H178ZM193 85V86H192ZM202 85V86H201ZM214 85V86H213ZM250 85V86H249ZM259 85V87H257ZM260 85H262V86H260ZM84 86V87H83ZM101 86V87H100ZM114 86V87H113ZM127 86H129V87H127ZM148 86V87H147ZM153 86V87H152ZM157 86V87H158ZM198 86H200V88L198 87ZM246 86H249V87H246ZM36 87H38V88H36ZM73 87V88H72ZM82 87V88H81ZM93 87H95V88H93ZM104 87V88H103ZM109 87V88H108ZM118 87H120V88H118ZM122 87H123V89H122ZM125 87H127V88H125ZM148 88L147 90L146 89H144V88ZM172 87V88H171ZM188 87V88H187ZM193 87H195V88H193ZM213 87V88H212ZM23 88V89H22ZM29 88V89H28ZM30 88H32V90L30 89ZM40 88H41V90H40ZM90 88V89H89ZM97 88V89H96ZM118 88V89H117ZM125 88V89H124ZM133 88V89H132ZM135 88V89H134ZM141 88V89H140ZM149 88H151V89H149ZM154 88V89H153ZM174 88V90H172ZM202 88V89H201ZM246 88V89H245ZM257 88H259V89H257ZM3 89V90H2ZM16 89V90H15ZM49 90V92L48 91H46V90ZM54 89V90H53ZM55 89H56V92H55ZM64 89L66 90V91H64ZM68 89V90H67ZM73 89H75V90H73ZM100 89H101V91H102V89H104V92H102V94H101V91H100ZM165 89H167L166 91H165ZM199 89V90H198ZM201 89V90H200ZM23 90V91H22ZM25 90H27V93L25 92ZM72 90V91H71ZM82 90H83V93H82ZM106 90V91H105ZM123 90H126V91H128V92H130V90L131 91H133V90H135V92L133 91L132 92V94L131 93H129L130 94V96L132 95V97L133 96H138L140 99H142L141 101H140V99L138 98V100L140 101H138V100H136V98H135V100L134 99H132V97H130L128 94H125L126 93V91H124L123 93L122 92H120V91H123ZM140 90V91H139ZM144 90V91H143ZM161 90V89H160ZM208 90V91H207ZM238 90V91H237ZM246 90V91H245ZM255 90V91H254ZM256 90H258V92H256ZM263 90V91H262ZM4 91V92H3ZM19 91V92H18ZM29 91V92H28ZM61 91H64L63 92V94L64 95H66L67 94V96L70 94V96L71 97H69L68 96V98H67V100L65 99V97L66 96H63L64 98V100L63 99H61L60 101H59V99L60 98H62V95L60 96L59 95V93H61ZM67 91L69 92V94L67 93ZM91 91H94V92H91ZM108 91V92H107ZM118 91V93L120 94H117L116 92ZM136 91H139V92H136ZM142 91V92H141ZM149 91H151V92H149ZM164 91H165V93H164ZM171 91H176V93L178 94V95H176V93L175 92H171ZM200 91V92H199ZM202 91V92H201ZM253 91L255 92V93H253ZM44 92H46V94L44 93ZM48 92V93H47ZM55 92V93H54ZM91 92V93H90ZM107 92V93H106ZM141 92V93H140ZM149 92V93H148ZM154 92V93H153ZM230 92V93H229ZM241 94H240V93ZM249 92V94H251V93H253V95L251 94V96L250 95H248L247 93ZM251 92V93H250ZM18 93V94H17ZM53 93H54V95H53ZM74 95H73V94ZM76 93V94H75ZM105 93V94H104ZM111 93H112V95H111ZM117 94V95H114V94ZM137 94V95H135V94ZM158 94V98H159V95H160V98L158 99V98H156V96L155 95H157ZM161 93H162V95H161ZM168 93H170V95H171V93H174V95L172 94V97L170 98V99H168V98H166V100L164 99V101H163V98H165L167 95H169ZM185 93H187V94H191L192 93V98L194 97V101L192 100V98H191V101L190 100H188V98H189V96L188 97H186L185 98V96L184 95H186ZM197 93V94H196ZM226 93V94H225ZM245 93V94H244ZM260 93H262L261 95H260ZM20 94H24L23 96H25V97H22V95H20ZM31 94V95H30ZM40 94L42 95V96H40ZM49 94V95H48ZM62 94V93H61ZM78 94V95H77ZM80 94H82L81 96H79ZM92 94V95H91ZM95 94V95H94ZM100 94V95H99ZM121 94H125L124 96L122 95L121 96ZM152 94V95H151ZM165 94H166V96H165ZM202 94V95H201ZM233 94V95H232ZM27 95V96H26ZM38 95L40 96V98H38ZM48 95V96H47ZM50 95H51V97H50ZM92 96V98H91V96ZM99 97H98V96ZM103 97H102V96ZM107 95V96H106ZM126 95H128V96H126ZM145 95V96H144ZM176 95V96H175ZM196 95H199V96H197L196 97ZM236 95V96H235ZM5 96V97H4ZM20 96H21V101H18L19 103H17L16 101L17 100H19L20 99ZM30 96V97H29ZM58 96H60V98L58 97ZM78 98H77V97ZM97 96V97H96ZM101 96V97H100ZM141 96V97H140ZM178 96H184V98H182V97H180V99H179V97ZM202 96V97H201ZM235 96V97H234ZM261 98V96H262V100L259 98V97ZM2 97L4 98V99H2ZM8 97V98H7ZM12 97V98H11ZM28 97V98H27ZM35 97V98H34ZM50 97V98H49ZM58 99H57V98ZM94 97H95V99H94ZM107 97H109V99L107 98ZM113 97V98H112ZM121 97H123V99L121 98ZM129 99H128V98ZM162 97V98H161ZM168 97V96H167ZM198 97H200V98H198ZM231 97V98H230ZM233 97V98H232ZM240 98L239 100L237 99V98ZM19 98V99H18ZM27 98V99H26ZM32 98H34L33 100H31ZM49 98V99H48ZM75 99V100H73V99ZM89 98L90 99H92V100H90L89 101ZM99 98V99H98ZM103 98H107L106 100L105 99H103ZM115 98L117 99L116 101H113V100H115ZM121 98V99H120ZM124 98H125V100H124ZM145 98V99H144ZM156 98V99H155ZM179 100H178V99ZM236 98V99H235ZM5 99H6V101H5ZM10 99H12V100H10ZM29 99V100H28ZM36 99V100H35ZM40 99H41V102H39L40 101ZM44 99V100H43ZM81 99V101L82 102H80L79 100ZM84 99V100H83ZM88 99V100H87ZM102 99V100H101ZM113 99V100H112ZM173 99H174V102L176 101V99L178 100V101H176V102H178V103H174L176 106H177V109H176V106H174V104L172 105L171 103H173L172 101H173ZM187 99V100H186ZM235 99V100H234ZM14 100H16V101H14ZM57 100V101H56ZM63 100V101H62ZM86 100V101H85ZM104 100H105V103L103 104V102H104ZM122 100V101H121ZM127 100V101H126ZM131 100H133L132 102H131ZM148 100H150L149 101V103H147L148 102ZM159 100H161V101H159ZM183 100H185V101H189V103H187V102H185L186 104L184 105V107H187L186 109L183 107V105H180V103H181V101L183 102ZM197 100V101H196ZM252 100V101H251ZM257 100V101H256ZM259 100V101H258ZM8 101H9V103L10 102H14L13 104L12 103H10V104H7L8 103ZM49 101V102H48ZM54 101H56V103L54 102ZM58 101H59V103H58ZM71 101V102H70ZM79 101V102H78ZM85 101V102H84ZM89 101V102H88ZM93 101V102H92ZM97 101L99 102L98 103V105H97ZM103 101V102H102ZM108 101H111L110 103H108ZM121 101V102H120ZM123 101L125 102V103H123ZM130 102L131 104L130 105H128V103L127 102ZM159 101V102H158ZM169 103V104H167V102ZM170 101H171V103H170ZM228 101H230V103L228 102ZM238 101V102H237ZM241 101V102H240ZM243 101V102H242ZM4 102V103H3ZM22 102V103H21ZM26 102V103H25ZM32 102V103H31ZM75 102V103H74ZM96 102V103H95ZM116 102H119V103H116ZM139 102V104H137ZM144 102V103H143ZM146 102V103H145ZM152 102V103H151ZM165 102V103H164ZM192 102V103H191ZM233 102H235V103H233ZM248 104V107H246V103ZM250 104H249V103ZM254 102H255V104H254ZM20 103H21V105H20ZM51 103V104H50ZM58 103V104H57ZM62 103L64 104L63 106H66V105H68L67 107H66V110H70L71 111V109L72 110H74V112L75 111H77L73 116H72V111H71V114L70 115H67V116H65V114H67V113H65L66 111H65V109L62 107ZM78 103V104H77ZM85 103V104H84ZM91 105H90V104ZM107 103H108V105H107ZM114 105H113V104ZM116 103V104H115ZM123 103V105H121ZM141 103V104H140ZM160 105H159V104ZM184 103V102H183ZM182 103V104H183ZM214 103V104H213ZM226 103H227V105H226ZM232 103V104H231ZM243 104L242 106H241V104ZM253 103V104H252ZM256 103H257V105H256ZM16 104H17V106H19V107H17L16 106ZM30 104V106H27V108H26V105H29ZM33 104V105H32ZM53 104H57V105H53ZM71 104H75L74 106L73 105H71ZM83 104H84V106H83ZM86 104L88 105V107H86ZM94 104V105H93ZM119 104V105H118ZM139 105L138 107H137V105ZM150 104V105H149ZM187 104H190V105H187ZM193 104V105H192ZM251 104H252V106H254L252 109H250V107H252L251 106ZM262 104V105H261ZM4 105H6L5 107H3ZM13 105H15V106H13ZM52 105V106H51ZM60 105V106H59ZM70 105H71V108H68V107H70ZM77 105V106H76ZM103 105V107H100V106H102ZM105 105V106H104ZM126 105H127V107H126ZM134 105H135V107H136V109H135V107H134ZM141 105V106H140ZM151 105H154V106H152L151 107ZM164 106V107H162V106ZM169 105H170V107H172V106H174L173 108H170L169 107ZM179 105V106H178ZM187 105V106H186ZM191 105H192V108H191ZM214 105V106H213ZM241 107H240V106ZM51 106V107H50ZM57 106V107H56ZM59 106V107H58ZM74 108H73V107ZM82 106H83V108H82ZM99 107V108H94V107ZM116 108V109H114V107ZM122 107L123 108V111H121L122 109L120 108V107ZM128 106H130L129 108H128ZM166 106V107H165ZM213 108H212V107ZM223 106V107H222ZM245 106V108H242V107H244ZM257 106V107H256ZM11 107V108H10ZM13 107V108H12ZM21 107V108H20ZM64 109L63 111H64V113H62V112H60V113H62V117L63 118H65L64 119V121H63V119L61 120V118L59 119L58 118V116H59V114H57L58 112H56L55 113V115H53V117L55 116V117H57L58 119H57V123H59V124H62L63 122V125L61 126V125H59V124H57L56 125V121L54 120V118H52V117H48L47 118V113H48V111H60V109H62V108ZM77 107H79V108H82L81 109V111H80V109L78 110V108ZM118 107H119V109H118ZM134 107V108H133ZM142 107H144V109L142 108ZM163 108V112H162V109L161 108ZM182 107L184 108V109H182ZM188 107H189V109H188ZM231 109H230V108ZM261 107V109H259ZM8 108H9V110H8ZM26 108V109H25ZM31 108V109H30ZM85 108V109H84ZM100 108H102V109H100ZM110 108V109H109ZM111 108H113V110L111 109ZM127 108V109H126ZM133 108V109H132ZM138 108H140L139 110H137ZM146 108H148V109H146ZM155 108H157L158 110H156ZM167 108V109H166ZM175 108V109H174ZM181 108V109H180ZM191 108V109H190ZM209 108H211L212 110H210V112L211 113H209ZM235 110H234V109ZM241 109V110H239V111H241L242 112V115L243 114H246L245 112H248V110H249V112L250 113H247L246 114V116H243V118H241V116L239 115V113H241V112H238V118L240 117V119H241V123H242V121H245L244 119L247 117L248 118V121L246 122L247 123V125H246V123H244V125H246L245 127H244V125L243 126H241L242 128L244 127L245 128V130L244 129H242V128H240L242 131V134H243V132H244V138L241 140L239 137V140L242 142V143H240L239 141H237V140H235L236 138H235V136L237 137V136H239V135H235L236 133V131H238V130H231L232 129V127H234V126H237L236 124H241V123H238L239 121H237L236 122V120H238V119H236L234 116L232 117V114L234 113L235 114V112H237L238 111V109ZM257 108V109H256ZM17 109V110H16ZM24 109V110H23ZM77 109V110H76ZM84 109V110H83ZM92 109V110H91ZM103 109H105L106 110V112H104L103 111V117L101 116V114H99V112H102L101 110H103ZM126 109V110H125ZM130 109H132V110H130ZM153 109V110H152ZM168 109H171V112H172V109H173V113H171L170 112V110H168ZM188 109V110H187ZM196 109H198L197 111H194V110H196ZM206 109H208V110H206ZM214 109V110H213ZM226 110L227 109V111H229V109L231 110V112H232V114L230 115V111L227 113V114H225L227 111H224V110ZM20 110H21V112H20ZM23 110V111H22ZM88 110V111H87ZM125 110V111H124ZM128 110V111H127ZM135 110V115H134V113H132V111H134ZM137 110V111H136ZM147 110V111H146ZM154 112H152V111ZM160 110V111H159ZM182 110H184V111H182ZM185 110H187V111H185ZM201 110V111H200ZM237 110V111H236ZM246 110V111H245ZM28 111V112H27ZM35 111V112H34ZM90 111H91V113H90ZM109 111H111V112H109ZM138 111H141V113L140 112H138ZM153 113H151V112ZM168 111V113H166ZM203 111V112H202ZM221 112V114L222 115H225V116H227V115H230L231 116V118H232V122H231V124L232 123H235V125L233 126V125H231L232 127L230 128V130L231 131H233L232 132V135L230 134V130H228L227 129V121H229L230 120V117H225V116H220V117H218L219 116V114H220V112ZM224 111V112H223ZM235 111V112H234ZM256 111H258V112H256ZM263 111V112H262ZM11 112H13V113H11ZM44 112V113H43ZM46 112V113H45ZM81 112V114H79ZM87 112V113H86ZM89 112V113H88ZM96 112H97V116L95 117L94 116V114H96ZM131 112V113H130ZM146 112V113H145ZM179 112V113H178ZM184 112L186 113L185 114V116H184ZM187 112H190V114L188 113V115H191V116H187ZM200 112H202V113H200ZM204 112H207L205 115H204ZM219 112V113H218ZM261 112H262V115H261ZM7 113V114H6ZM9 113V114H8ZM20 113V114H19ZM35 113V115L33 116V115H31V114H34ZM52 113V112H51ZM94 113V114H93ZM104 113H106V114H104ZM110 113V114H109ZM113 115H115L114 116V118H113V116H112V114ZM137 113H139L138 115H137ZM178 113V114H177ZM198 113H200L201 115H202V117H201V115H200V117H198L199 115H198ZM224 113V114H223ZM256 113H258V115H255ZM2 114V115H1ZM13 114H15V116L13 115ZM17 114L19 115V116H17ZM22 114V115H21ZM37 114V115H36ZM79 114V116L78 117H75V116H77ZM86 114L89 116H87V117H85L86 116ZM120 114V115H119ZM122 114V115H121ZM142 116H141V115ZM147 114V115H146ZM160 114V115H159ZM173 114V115H172ZM175 114V115H174ZM196 114V115H195ZM210 114H212V115H214L213 116V119H215L216 120V118H217V120L216 121H214V120H212L211 118V115ZM218 114V115H217ZM220 114V115H221ZM255 117H252V115ZM259 114L261 115L260 117H259ZM6 115H9V117H4V116H6ZM12 117H11V116ZM42 117H41V116ZM58 115V116H57ZM112 116V117H109L108 118V116ZM158 115V116H157ZM177 115H179L180 117L181 116H183V117H186V119L185 118H183V119H181L180 117H178L179 119H173V118H176L177 117ZM198 115V116H197ZM2 116V117H1ZM33 116V117H32ZM40 116V117H39ZM49 116H51V115H49ZM69 116L71 117L70 118V120H69ZM90 116H93V120H91V118L92 117H90ZM119 116V117H118ZM133 116V117H132ZM137 116V117H136ZM144 116H146V118H149V119H146ZM150 116V117H149ZM153 118H152V117ZM171 116H173V118L171 117ZM264 116V115H263ZM20 117V118H19ZM35 117V118H34ZM43 117H46V118H43ZM86 119H85V118ZM98 117V118H97ZM107 117V118H106ZM118 117V118H117ZM121 117V118H120ZM128 117V118H127ZM155 117V118H154ZM188 117V118H187ZM192 117H194V118H192ZM198 117V118H197ZM207 118V120L208 121H205L206 119L205 118ZM256 117H258L257 119H256ZM4 118V119H3ZM8 119V122H7V119ZM13 118V119H12ZM14 118L16 119V120H14ZM21 118H23V119H21ZM50 118V120L51 119H53V120H49V124H50V122H51V124H52V126L50 127V125L48 124V123H46L45 121V119H49ZM75 120H74V119ZM111 118H113V119H111ZM120 118V119H119ZM123 118H125V120L123 121ZM167 118H168V120H167ZM195 118H197V122L198 121H200L199 122V125H196V126H192V127H195L196 129H198V130H196V131H194L195 129L193 128V131L196 133H192L191 134V131H190V128H192L191 127V125H192V123H194L196 120H195ZM204 118V119H203ZM224 118V119H223ZM225 118L227 119L226 120V122H225ZM234 118H235V120H234ZM250 118V119H249ZM73 119V120H72ZM87 121H85V120ZM97 119V120H96ZM98 119H100V123H102L101 121H102V119L104 120V119H106V121L107 120H109V119H111V120H109V121H113V123L111 122H109V121H103V128L104 129H102V127L100 128V123L98 122L99 120ZM114 119H116V122L114 121ZM122 119V120H121ZM150 119H152L153 120V124H154V122H155V125L156 126H154V125H152V121L150 120ZM166 119V120H165ZM170 119H171V122H170ZM184 122V124H183V122L181 121V120ZM193 119V120H192ZM203 119V120H202ZM210 119V120H209ZM219 119V120H218ZM223 119V120H222ZM251 119L252 120H257L258 122L256 123L255 121H254V123L253 124H251ZM6 120V121H5ZM13 120H14V122L15 121H19V120H21L19 123H18V125L17 124H14V122H13ZM33 120V121H32ZM35 120H37V122L35 121ZM39 120V121H38ZM59 120V121H58ZM62 122H61V121ZM66 120H68V121H66ZM84 120V121H83ZM94 120H95V122H94ZM120 120L122 121V124L120 123ZM144 121V122H147L146 124L145 123H141V124H139L141 121ZM147 120V121H146ZM151 122H150V121ZM155 120V121H154ZM159 120V121H158ZM163 120V121H162ZM185 120H186V123L187 124H185ZM202 120V121H201ZM223 121V123H224V126L226 125V128L224 127V126H222V122L221 121ZM263 120H264V118H263ZM2 121H5V124H4V122H2ZM11 121V122H10ZM43 121H44V124L46 123V127H47V130L45 131V130H43L44 129V126L45 125H43L42 123H43ZM52 121H54V122H52ZM73 121V122H72ZM85 123V125H82L83 124V122ZM142 121V122H143ZM167 121V122H166ZM179 122L180 124H181V126H182V129H181V126L179 127V123H177L178 125V129L180 128V131H181V136H175V135H178L179 134V130L176 128V122ZM190 121H191V123H190ZM205 123H204V122ZM211 121H213V122H211ZM251 121V122H250ZM262 121V120H261ZM2 122V123H1ZM13 122V123H12ZM34 122H36L35 123V126H34ZM66 122H68L67 124H68V126H67V124H66ZM69 122H71V123H69ZM81 122H82V124H81ZM98 122V123H97ZM114 122H115V124H114ZM125 122V123H124ZM127 122V123H126ZM131 122H134V123H132V124H130ZM137 124H136V123ZM150 122V123H149ZM158 122V123H157ZM165 122V123H164ZM175 122V124H173V123ZM182 122V123H181ZM194 123V124H198V123ZM206 122H207V124H206ZM210 123V125H211V127H213V128H211V130H210V125H208L209 123ZM11 123H12V125H11ZM29 123H30V125H29ZM31 123H32V125H31ZM55 123V124H54ZM76 123V124H75ZM87 123H89V125L87 124ZM94 123H95V125H94ZM107 123V124H106ZM120 123V124H119ZM130 124V125H127V124ZM169 123V124H168ZM212 123V124H211ZM242 123V124H243ZM249 123H250V125H249ZM259 123V124H258ZM14 124V125H13ZM39 124V125H38ZM97 124H98V126H99V128L97 127ZM117 124L119 125L118 126V128H117ZM125 124V126H121V125H124ZM149 124V125H148ZM151 124V125H150ZM162 124V125H161ZM193 124V125H194ZM201 124H206V127L205 128H207L206 130L205 129H203V125L201 126ZM214 124H216V125H214ZM221 124V125H220ZM229 124V123H228ZM241 124V125H242ZM3 125H5L4 127H3ZM16 125V126H15ZM42 125V128L40 127L39 128V126H41ZM78 125V127H79V129H78V127H76ZM80 125V126H79ZM89 126V127H86V126ZM106 125V126H105ZM110 125H112V126H110ZM158 125H159V127H158ZM167 125V126H166ZM186 125H188L189 126V131H188V129H186L187 131H185L184 129H185V127L184 126H186ZM254 125H255V127H254ZM7 126V127H6ZM9 126V127H8ZM17 128V126H18V130L15 128V127ZM23 126H24V128H23ZM59 127V126H61L62 127V129H60V128H58V130H61V131H59V134H60V132H62V134H63V128L64 129H66V128H68V129H66L67 130V132H66V130L64 131V132H66V133H68L69 134V136H67L68 134H66V133H64V135L65 136H67V137H64L62 134H60V135H62L66 140H69L68 138H70V141H66L65 139H63V137L60 139V141L58 140L60 137H59V134H58V131L56 130V128L57 127ZM83 127V129H82V127ZM94 126L97 128V129H94ZM110 128V129H112L113 131H111L108 127ZM152 126V127H151ZM154 126V127H153ZM168 126H170L169 127V129L167 130V127ZM174 126V127H173ZM217 126V127H216ZM240 126V125H239ZM248 126V127H247ZM262 126H264V123H263V125ZM45 127V128H46ZM52 128L51 130H50V128ZM55 129H54V128ZM81 127V128H80ZM122 127V128H121ZM126 127V128H125ZM128 127H129V130L130 129H132V131L130 130V131H128L127 129H128ZM131 127V128H130ZM136 127H137V129H136ZM143 127V128H142ZM183 127H184V129H183ZM199 127H202V128H199ZM228 127H230V126H228ZM8 128V129H7ZM15 128V129H14ZM21 128V129H20ZM39 128V129H38ZM86 128V129H85ZM105 128H106V130H105ZM141 128V129H140ZM172 129V131H171V129ZM177 130H176V129ZM215 128V129H214ZM222 128H224L223 130H221ZM236 128V127H235ZM250 128V129H249ZM261 128V127H260ZM7 129V130H6ZM14 129V130H13ZM25 129V130H24ZM33 129V130H32ZM37 129H38V131H37ZM78 129V130H77ZM102 129V130H101ZM121 129V130H120ZM124 129H126V130H124ZM140 129V130H139ZM143 129V130H142ZM147 129V130H146ZM158 129H160L159 131H158ZM165 129H166V131H165ZM174 129V130H173ZM201 129V130H200ZM202 129H203V131H202ZM214 129V130H213ZM45 131V132H43V131ZM48 130H50V132L52 131V130H55V131H57V133L56 132H53L52 131V134H50V132H49V134L51 135L50 137H51V139H50V137H47L46 136V139H43V137L46 135V132H47V135L49 136V134H48ZM72 132H71V131ZM86 130H90V131H88L89 133H87V131ZM100 130V132L102 131H104L103 133L101 132H98ZM108 130H109V132H108ZM139 130V131H138ZM186 133V134H183V131ZM199 130L201 131L200 133H197V132H199ZM4 131H5V133H4ZM11 131H14V132H11ZM43 133H42V132ZM75 133H74V132ZM86 131V132H85ZM93 133H92V132ZM106 131V132H105ZM116 131H118V132H116ZM119 131H120V134H119ZM125 133H124V132ZM154 131H155V133L156 134H153L154 133ZM163 131H165V132H163ZM172 132V135L173 136H171V132ZM174 131V132H173ZM179 131V132H178ZM205 131H207L206 133L207 134H209L208 135V138H209V136H210V138H209V143H207L206 141H207V137H203V138H205V140H203V138L201 137V140L200 139H198L197 138V136H199L200 137V135L201 136H203V134H202V132L206 135V133H205ZM212 131V132H211ZM217 131H219L222 135H223V133L225 132H228L229 131V134L231 135V139H234L235 141H237L238 143H239V145L240 144H242V147L241 146H239V145H237V147L239 146L240 147V151L242 152V154L243 155H239L238 156V154H237V156L238 157H235L236 156V154H234V158H236V159H238V162H239V164H237L236 166H234L236 163L232 160V156H231V159H229V160H231V162L232 163H234V164H232L231 162H229V164H228V168H226L225 169V167H223V166H221V163L223 162V158H222V162L220 161V157L219 156H222V155H225V154H227V153H225L226 152V150H223L224 149V147H222L223 145H222V143H223V138H224V136H226V139L228 138V140L226 141V142H229V134H225L224 133V135L222 136L221 135V137H223V138H220V133L219 132H217ZM245 131L246 132H248L247 133V135H245L246 133H245ZM16 132H18V133H16ZM78 132V133H77ZM80 132V133H79ZM91 132V133H90ZM112 132V133H111ZM116 133V135H117V133H118V136L119 137H114V134ZM131 132V133H130ZM149 133V132H152L150 135H151V137L153 138H149V134L147 135V133ZM158 132V133H157ZM250 132V133H249ZM3 133H4V136H3ZM57 134V136H58V139L56 140V134ZM86 133L88 134V135H86ZM100 133V134H99ZM114 133V134H113ZM124 133V134H123ZM137 133V134H136ZM146 133V134H145ZM169 135V136H171V137H169L167 134ZM178 133V134H177ZM190 134V135H187V134ZM234 133V134H233ZM261 133V134H262ZM14 134H16V136L14 135ZM18 134V135H17ZM74 135V137L75 136H77V137H73V135ZM102 134H104L103 136H102ZM105 134L106 135H108V136H112V138H111V136H110V141H111V143H110V141L108 140V138H107V141L106 142H104L105 140L103 139L104 137H105ZM110 134V135H109ZM121 134H123V135H121ZM132 134L134 135L133 137H132ZM135 134H136V137L138 138V139H136V137H135ZM157 134H159V135H157ZM194 134H195V136H194ZM237 134H239L238 132H237ZM242 134H241V136H242ZM252 134H254L253 136H251ZM6 135H8V136H6ZM21 135V136H20ZM72 135V136H71ZM79 135V136H78ZM80 135L81 136H83V139H82V137H80ZM88 136L87 137V139L89 138V140H88V142H87V140H85V138H86V136ZM131 137H130V136ZM155 135H156V137H155ZM166 135V136H165ZM183 135L185 136V137H183ZM186 135H187V137H186ZM233 135H235V136H233ZM264 134H262V136H263ZM56 136V137H55ZM84 136H85V138H84ZM89 136H91L92 138H94V139H92L91 137H89ZM98 136V137H97ZM103 138H102V137ZM154 136V137H153ZM160 136H161V138H160ZM163 136V137H162ZM190 138H192V140H193V144H191V146L190 145H187V144H190L189 142V140H188V138L189 137ZM240 136V137H241ZM245 136H246V138H250L248 141V143L247 142H245L244 140H245ZM18 137H19V139H18ZM40 137V138H39ZM100 137H101V139L102 140H100ZM107 137V136H106ZM105 137V138H106ZM124 137V138H123ZM125 137H127V138H125ZM148 137V138H147ZM157 137L158 138H160V140L159 141H157L158 139H157ZM168 137V138H167ZM174 139H173V138ZM177 137V138H176ZM261 137V136H260ZM35 138H37V141H35ZM39 138V139H38ZM42 138V139H41ZM72 138V139H71ZM74 138V139H73ZM90 138H91V140H90ZM115 138H117V141H119L118 140V138L120 139V141L122 142H124L125 144L127 143L128 144V142H130V144H128V145H125L123 142H122V144H124L125 146H126V148H124L123 146H122V144H121V146H120V143H115ZM125 139V140H123V139ZM131 138V139H130ZM139 138H140V141H139ZM166 138V139H165ZM181 138L182 139H185L184 141L183 140H181ZM259 138V137H258ZM264 138V137H263ZM32 139H34V140H32ZM48 139L49 140H51V141H53L54 140V142H51V141H49L48 142ZM96 139V140H95ZM115 139V140H114ZM122 139V140H121ZM133 139H136V143H134L135 141L133 140ZM146 139H148V140H146ZM155 139H157L156 140V143H155V141H153V140H155ZM171 139H173V140H171ZM177 139H178V141H177ZM196 139V140H195ZM218 139V140H217ZM256 140L255 142L253 141V142H251L252 140ZM7 142H6V141ZM19 140V141H18ZM31 140V141H30ZM38 140H40L41 142H42V140L46 143V145L48 146L49 145V143H50V146H48L49 147V149L48 148H45L44 147V144H42V143H44V142H42V143H40ZM47 142H46V141ZM73 140V141H72ZM76 140V141H75ZM83 140H85L84 141V143H83ZM94 140V141H93ZM104 140V141H103ZM145 140V141H144ZM177 141V142H179L180 140L183 142V146H181L182 147V149H181V147H180V143L182 144V142L180 141V143H175V145L177 144V146H173V147H176L175 149H174V151H173V154L172 155H170L169 156V150L167 149V147L168 148H170V146H168V145H170L171 144V146H172V144L174 145V142L175 141ZM191 140V141H192ZM200 140V141H199ZM214 140H217V143H213V146L212 145H210V148H211V151H209V149L207 150V148H206V150L204 149V147L205 146H199L198 147V145L201 143V142H203V141H205L204 143L207 145H209V144H212V141H214ZM234 140H232V141H230V142H233ZM264 140V139H263ZM23 141V143L21 144L20 142H22ZM33 141H35L36 143H34ZM60 143H59V142ZM62 141V142H61ZM66 142V145H64L65 143L64 142ZM81 141V142H80ZM100 141H102L101 142V145H100ZM128 141V142H127ZM134 141V142H133ZM138 141V142H137ZM147 141H148V143H149V145L150 146H152V145H154V143H155V147H154V149L156 150H154V151H152V147L150 148V146L148 145V144H146L145 145V143H147ZM150 141H151V143H150ZM164 141H165V145H167L166 143H168V142H170L167 146H166V148H164L165 147V145H164V147H162V146H159V144H164ZM168 141V142H167ZM171 141H173V142H171ZM221 141V142H220ZM225 141V140H224ZM259 141V140H258ZM260 141H262V140H260ZM18 142V143H17ZM31 142V143H30ZM33 142V143H32ZM56 142H57V144H56ZM68 142V143H67ZM69 142H70V144H69ZM74 142H75V145H74ZM78 142V143H77ZM89 143L90 145H91V147L90 146H88V147H86V145H88L87 143ZM91 142V143H90ZM93 142V143H92ZM97 142V143H96ZM108 142H109V144H108ZM142 142L144 143V145L142 144ZM154 142V143H153ZM157 142H159V144L157 143ZM215 142V141H214ZM243 142H245L246 144H248V149H250V147L252 148V150L250 149V150H247V145L245 146V143L243 144ZM263 142V141H262ZM262 142H260V143H262ZM3 143V144H2ZM19 143H20V145H19ZM37 143L40 145V146H38L37 145ZM48 143V144H47ZM63 143V144H62ZM96 143V144H95ZM139 143V144H138ZM142 145H141V144ZM192 143V142H191ZM199 143V144H198ZM233 143H235V142H233ZM233 143H231L230 144V146H232L231 148H227V149H232L233 148ZM252 144V143H254L253 145L255 146V148H254V146L252 147L251 145H249V144ZM34 144H35V146H34ZM55 146H54V145ZM63 145L62 146V148H61V146L60 145ZM69 144V145H68ZM72 144V145H71ZM79 144H81L79 147L77 146V145H79ZM83 144V145H82ZM110 144H111V146H110ZM113 144H114V146H113ZM198 144V145H197ZM217 144H218V146H217ZM219 144H220V146H219ZM224 144V143H223ZM237 144V143H236ZM28 145V146H27ZM33 145V146H32ZM45 145V146H46ZM57 145V146H56ZM67 145H68V148H70V150H69V154H70V156H68L69 154H67V150H66V152H64V150L65 149H63L64 147H67ZM93 145H94V148H93ZM99 145V147H97ZM136 145V147H137V145H139L141 148H139V146H138V149L139 150H137V148L135 147H133L132 148V150H131V147L132 146H135ZM149 146L148 148L146 147V146ZM157 145H158V148H156L157 147ZM192 145H194V146H192ZM197 145V146H196ZM200 145H202V144H200ZM204 145V144H203ZM215 145V146H214ZM225 145V144H224ZM226 145H228V143L226 144ZM225 145V146H226ZM245 147H244V146ZM257 145V146H256ZM262 145V144H261ZM260 145V147H262ZM14 146V147H13ZM16 146V147H15ZM46 146V147H47ZM61 148V150H62V152H63V154H60L61 153V150H59V152H58V148L59 147ZM78 148H77V147ZM83 146H85V148L86 149H84L83 148ZM109 147L111 150H109L108 148L106 149V150H108V151H110V152H112V153H109L108 151H106L105 149H104V152L106 151V152H108V153H104L103 152V147ZM113 146V147H112ZM127 146H131L130 147V149H127L128 147ZM144 147V149H143V147ZM178 146H179V148H178ZM189 146L191 147V148H189ZM235 146V145H234ZM7 147H9V148H7ZM25 147V148H24ZM28 147H30V148H28ZM31 147H33V148H31ZM51 147V148H50ZM54 147H56V149L53 148ZM58 147V148H57ZM164 148V149H167L168 151V153L166 152V150H163V151H165V152H163V153H160L161 152V148ZM191 149V151L188 149ZM194 147V148H193ZM206 147H208V146H206ZM214 147H221V148H223V149H221V150H223V151H221V152H223V153H221L220 152V149H219V151H218V148H217V150L216 149H214ZM227 147H229V145L227 146ZM238 147V148H239ZM244 147V148H243ZM259 147V148H260ZM17 148V149H16ZM26 148H28V149H26ZM37 148H41V149H37ZM59 148V149H60ZM73 148V149H72ZM83 148V149H82ZM89 148H91V151L89 150ZM100 149L101 148V150L98 152V151H96L97 149ZM114 148H115V152L117 151V148H118V150L120 151V152H118V153H121V152H128L127 154H128V157L126 156L127 154L126 153H123V156L121 157L122 158V160H120L121 158H120V156H119V160L120 161H118V157H117V153H114ZM122 148V149H121ZM124 148V149H123ZM185 148H187L188 150H185ZM201 148H203L202 150L204 151H200V149ZM235 148V147H234ZM243 148V149H242ZM26 149V150H25ZM30 149H32V150H30ZM50 149H53V151L51 152V154H50ZM78 149V151L76 152V150ZM95 149V150H94ZM113 149V150H112ZM128 150V151H126V150ZM161 149V150H160ZM172 149V148H171ZM181 149V150H180ZM198 149H199V151H198ZM237 149V148H236ZM235 149V150H236ZM7 150V151H6ZM11 150V151H10ZM25 150V151H24ZM35 150H37V151H35ZM55 150V151H54ZM72 150V151H71ZM82 152H81V151ZM83 150H84V152H83ZM85 150H88V151H86L85 152ZM93 150L95 151V152H93ZM122 150V151H121ZM123 150H125V151H123ZM147 150V151H146ZM173 150V149H172ZM178 150H179V152H178ZM185 151V152H183V151ZM193 150H194V154L192 153L193 152ZM195 150H196V153H195ZM213 150L215 151V152H213ZM238 149H237V151H239ZM10 151V152H9ZM29 152V153H27V152ZM41 152V153H39V152ZM44 151V152H43ZM80 151V152H79ZM90 151V152H89ZM139 151H140V153H139ZM149 151H152V152H155L156 153V155L154 156H152V155H148V153H149ZM186 151H190V153L192 154H190V155H188L187 153H186ZM256 151V150H255ZM257 151H258V149H257ZM262 151V150H261ZM24 152H25V154L26 155H24L23 156V154H24ZM47 152H48V154H47ZM53 152H55L54 154H56V158L54 159V156L52 155L53 154ZM73 152H75V156H74V154H72ZM78 152H79V154H78ZM102 152H103V156L105 157V154L107 155H111L110 156V159L112 158V160L110 161V159H108L109 158V156H108V158L106 157L105 159L107 160V161H109V164H110V162H113V164H111L110 165V167H109V169L107 168V167H105V166H108V165H106V163L105 162H103V161H105V159H104V157L102 156ZM139 154H138V153ZM144 152H148L147 154L145 153V155L144 156H147L148 155V157H144L145 159H142L143 157H140V155L142 156V153H144ZM152 152H150V153H152ZM170 152H172V151H170ZM201 152V153H200ZM217 152V153H216ZM227 152H228V150H227ZM230 152H233V151H231L230 150ZM240 152V153H241ZM246 152V153H245ZM248 152V153H247ZM250 152H252V154L250 153ZM262 152H264V150L262 151ZM8 153V154H7ZM10 153V154H9ZM34 153V154H33ZM44 153H46V157H44L43 158V156H45L44 155ZM60 155H59V154ZM86 153H87V155H86ZM96 153H99V155H97ZM134 153V154H133ZM168 155H167V154ZM182 153H186L185 155L183 154L182 155ZM200 153V154H199ZM210 153V154H209ZM214 153L216 154V155H214ZM220 153L222 154V155H220ZM234 153V152H233ZM236 153V152H235ZM259 153V152H258ZM20 154H21V156L23 157L22 159H20L21 157H20ZM40 154L41 155V157L43 158V160H42V158H41V160H40V158L38 159V155ZM65 154V155H64ZM78 154V155H77ZM82 154V156H84V158L81 156L80 157V155ZM132 154H133V156H132ZM153 154V153H152ZM176 154V155H175ZM205 154V155H204ZM207 154H208V156H211L210 158L208 157H206L207 156ZM33 157H32V156ZM43 155V156H42ZM49 155V156H48ZM51 155H52V157H51ZM61 155H63V156H61ZM72 155V156H71ZM97 155V156H96ZM115 157H114V156ZM119 155V154H118ZM121 155V154H120ZM139 156V159H138V157L137 156ZM167 155V156H166ZM174 155V156H173ZM181 155V156H180ZM194 155H196L197 156V158H195V157H193ZM218 155V156H217ZM245 155H247V156H250V157H245ZM259 155V157H261L262 158V160L264 159V157H262L260 154H258ZM2 156V157H1ZM11 156V157H10ZM62 157V164H59L60 162H61V157ZM66 157V160H65V162H64V159H65V157ZM100 156V157H99ZM102 156V157H101ZM149 156H150V158H149ZM160 157L161 158V156H162V158L160 159V158H158V157ZM164 156V157H163ZM168 156H169V158H168ZM171 156H173V157H171ZM199 156H202L201 158H199ZM205 156V157H204ZM230 156V154L228 155V157ZM263 156H264V154H263ZM7 157H8V159L10 160V163H9V160L7 159ZM26 157V158H25ZM31 159H30V158ZM51 157V158H50ZM86 157V158H85ZM113 157H114V159H113ZM117 157V158H116ZM125 157V158H124ZM128 158V160H126L127 158ZM154 157V158H153ZM156 157V158H155ZM166 157H167V159H166ZM171 157V158H170ZM175 157H177V158H175ZM182 157V158H181ZM186 157H188V158H186ZM226 157L227 156H225V159H226ZM240 157V158H239ZM244 157V158H243ZM257 157V158H256ZM24 158H25V160H24ZM28 158H29V160H28ZM36 158V159H35ZM47 158H49L48 160H49V162H48V160H47ZM71 158V159H70ZM72 158H73V160H72ZM74 158H76V159H74ZM81 158V159H80ZM98 158H100L99 160H98ZM148 158L149 159H151V160H157V159H159V160H161V161H159V160H157L156 162L155 161H150V160H148ZM174 160H173V159ZM184 158V159H183ZM186 158V159H185ZM204 158H206L205 159V161H204ZM218 158H219V161H218ZM252 158V159H251ZM7 159V160H6ZM28 161H27V160ZM34 159V161L32 162V160ZM50 159H53L52 161L50 160ZM78 159H79V161H78ZM94 159V160H93ZM129 159H132V160H129ZM139 161H138V160ZM148 161H147V160ZM166 160L167 162H169V163H167L166 161H163V160ZM168 159H171V161L170 160H168ZM193 159V160H192ZM197 159H198V162H197ZM203 159V161H201ZM210 160V162H209V164L211 165H207L206 166V163H208V161ZM236 159H234V160H236ZM246 161V163H245V161ZM247 159V160H246ZM18 160V161H17ZM45 160L48 162H45ZM57 160V161H56ZM68 160V161H67ZM75 160V161H74ZM77 160V161H76ZM81 160V161H80ZM95 160L97 161V163L100 165H98L96 162H95ZM116 160V161H115ZM143 160V161H142ZM177 160V161H176ZM201 162H200V161ZM213 160V161H212ZM228 160V159H227ZM227 160H225V161H227ZM228 160V161H229ZM250 160V161H249ZM260 158H259V161H261V162H263L264 163V160L262 161ZM21 161H23V162H21ZM27 161V162H26ZM30 161H31V163H30ZM39 161H41V162H44L45 163V166H43V168H48V167H53V169H57V170H55V172L52 170V169H50V168H48V170H47V175H49L50 177H54V178H52V180H51V178L50 177H47V175H46V179H48V180H46L45 179V176H44V178H41V180L42 181H44V179H45V181L43 182V183H45L44 185H43V183H42V181H40V179L37 181V179L40 177L39 175H41V174H43L44 173V175L46 174V171H45V169L43 170V168L41 167V165L43 164H41L40 165V162ZM56 161V162H55ZM59 161V162H58ZM88 161H92L91 163L90 162H88ZM99 161V162H98ZM122 161H126V162H122ZM131 161H133L132 163H131V167H132V169H134V166H135V170L133 171L134 173H138L137 175H140L139 177H135L134 178V173L131 171L130 173H129V165H130V162ZM150 161V162H149ZM179 161H180V163H179ZM185 161V162H184ZM188 161H194V164H191V162H188ZM224 161V163H226ZM227 161V162H228ZM16 162H18V164H19V162H21V164H19V165H17L16 164ZM34 162H36L37 164L35 165L34 164ZM53 162V163H52ZM64 162V163H63ZM70 162H72V163H70ZM85 162V163H84ZM94 162V163H93ZM146 164H145V163ZM156 164V166L154 165V163ZM162 162V163H161ZM184 162V163H183ZM196 162H197V164H199V165H196ZM206 162V163H205ZM237 162V163H238ZM242 162V163H241ZM13 163H14V165H13ZM46 163H47V165H46ZM56 164L55 166L54 165H52V164ZM74 163V164H73ZM82 163H83V165H82ZM89 163V164H88ZM105 163V164H104ZM108 163V162H107ZM115 163H116V166H115ZM125 163H126V166L125 167H127V169L126 168H124V169H122V167L125 165ZM148 163H150V166H147V165H149ZM153 163V164H152ZM158 163H159V165H158ZM179 164V166H177L178 164ZM188 165V163L189 164H191L192 166L193 165H196V166H194V167H192V166H189L190 168H194L195 170H190V168H189V170L190 171H192L191 173H193V174H191L190 173V171L188 170V168H187V170L189 171H187L186 170V167H187V165ZM219 164V165H217V164ZM224 163H223V165H224ZM232 164V166H231V164ZM263 163H261L262 164V166H263ZM51 164V165H50ZM71 166V165H74L73 167H70V168H68L69 166ZM78 165V166H76V165ZM79 164H81V165H79ZM85 164H88V165H90L91 164V167L90 166H88V165H85ZM93 164V165H92ZM104 164V165H103ZM123 164V165H122ZM138 166H137V165ZM145 164V165H144ZM166 164V165H165ZM204 164H205V166H206V168H204L205 170H207V169H209V168H212L213 169V172L215 173V175L214 176H212L211 177V174H209L210 175V178H211V182H213V183H211L210 181H209V179L210 178H205V176L206 175H204L205 173H206V171H204V169H200V168H203L202 167V165L204 166ZM213 164V165H212ZM244 164V165H243ZM245 164H247V165H245ZM251 164V165H250ZM259 162H258V165H261ZM22 165H26V166H22ZM32 165V166H31ZM33 165H35L34 167H33ZM40 165V166H39ZM44 165V164H43ZM65 165V166H64ZM95 165H97L98 166V168H97V166H95ZM101 165H102V168L103 169H105V172H107V170L109 171V170H111L112 168V170L115 172V174L117 173V176L119 175V173H120V171L121 170H123L124 171V173H123V176H129L131 173V175L127 178L126 177V180L129 182V184L131 183V182H133L132 183V185H137V183H138V181H140V185L139 186H141V187H138V185H137V187H135L134 186V188H132V190H131V187H133L132 185L131 186H129V184H128V182H126V183H123V180H125L124 179V177L121 175V173H120V175L118 176V177H120V178H123V180H122V182L120 181L121 179H119V181L123 184V185H120L119 186V188L121 187V191H127V195L129 196H127L126 197V199L123 197V196H125V194L123 195V196H121V199L123 200V199H125V200H118L117 201V199H118V197L116 196L114 199H115V201H117L116 203H118V202H120V201H122V202H120V203H122V204H120V203H118L119 204V206H121V208L119 207H117L116 208V203H113L114 201H112V200H114L113 199V196L112 195H116V193L117 192H119V191H117V188H115V187H117V184L119 185V183L120 182H118V183H115L114 182V185L116 184V186L114 187V185H112L115 189H112L113 187L112 186H110L109 184V188H111L112 189V192L113 191H115V193H109V192H111V189H109V190H106L108 187H107V184L105 183V186L103 185V182H107V180L109 181V183H110V181H112L113 179L116 181V177L114 176L115 174L114 173H111V172H113L112 170L111 171H109V172H107L108 173V175L109 176H113V179H112V177H111V179L109 180L108 179V175L105 177V174L103 173L104 172V170L102 171V168H100L99 169V167H101ZM133 165V166H132ZM177 166V168H179V169H177V168H175V170H172V167L170 168V166ZM181 165V166H180ZM224 165V166H225ZM240 165L242 166V167H240ZM29 168H28V167ZM31 166V167H30ZM47 166V167H46ZM57 166H60V167H57ZM79 166H81L82 168L80 169V167ZM85 166L88 168V169H86L85 168ZM96 168H95V167ZM104 166V167H103ZM116 167V168H119V170H117L116 169V171L114 170L115 168L114 167ZM119 166V167H118ZM146 166L149 168L148 170H145V168H146ZM154 166V168H157V166L160 168V167H162V168H158L157 169V171H156V169L154 170V168H153V170H154V172L153 171H151V169H152V167ZM164 166H166L165 168H163ZM169 166V167H168ZM174 166V167H175ZM182 166H186L185 168H183ZM210 166V167H209ZM219 166V167H218ZM229 166L231 167L230 168V171L228 170L229 169ZM234 166V167H233ZM238 166V167H237ZM10 167V168H9ZM18 167V168H17ZM34 169H33V168ZM37 167H38V170H39V173L41 172V170H43V172L41 173V174H39V175H36V177H38V178H36V177H31L32 175H30V173H31V171H32V174H34L35 172L34 171H36V169H37ZM40 167V168H39ZM64 167H66V168H64ZM112 167V168H111ZM138 167H139V169H138ZM144 168V170H143V168ZM174 167H173V169H174ZM180 167H182L183 169H185V172H184V174L185 175H183V174H177V172L179 171V172H182L183 173V171L184 170H182ZM196 167V168H195ZM223 168V170H225L224 172H223V170H222V174H220V173H218V171L220 172V170H219V168ZM235 167H237V171L235 172V170H236V168ZM245 167V169H243ZM15 168V169H14ZM24 168H27V170H25ZM32 168V170L30 171V169ZM59 168H60V170L62 169V168H64V170H61V172L60 171H58L59 170ZM73 168V169H72ZM95 168V169H94ZM106 168H107V170H106ZM243 170H242V169ZM249 168V169H248ZM8 169V170H7ZM16 169H18V170H16ZM66 169V170H65ZM70 171H69V170ZM73 171H75V172H72V170ZM83 169V170H82ZM86 169V170H85ZM89 169H92L93 171H95L96 169V171H95V173H93V171H91L92 172V175H89ZM100 170V172H99V170ZM140 170V169H142L143 171H147V174L145 173L144 175L146 176V177H144L143 176V172L142 173H140V171H138V170ZM162 169V170H161ZM176 169H177V171H176ZM181 169V170H180ZM197 169L199 170L198 172H197ZM212 169H211V171H212ZM218 169V170H217ZM232 169V170H231ZM248 169V170H247ZM28 170L30 171V173L28 174ZM53 171V173H56L57 172V176H55V175H53V173H52V171ZM68 170V171H67ZM78 170V171H77ZM83 172H82V171ZM126 170H128V173H129V175H128V173L125 175V171ZM136 170H137V172H136ZM233 170H234V172H233ZM11 171V172H10ZM24 171H26L25 173H26V176L24 175ZM45 171V172H44ZM84 171H86V172H84ZM88 171V172H87ZM98 171V172H97ZM102 171V172H101ZM117 171H119V172H117ZM156 171V172H155ZM159 171H161L160 173H159ZM175 173H174V172ZM14 172V173H13ZM16 172V173H15ZM22 172H23V175H22ZM64 172V174L62 175V173ZM77 172V173H76ZM78 172H79V174H78ZM90 172V173H91ZM122 172V171H121ZM151 174H150V173ZM162 172H163V174H162ZM178 172V173H179ZM203 172H204V174H203ZM210 171H208V173H209ZM248 172H250L249 174H248ZM259 172H260V170H259ZM264 172V171H263ZM52 173V174H51ZM67 173V174H66ZM69 173V174H68ZM81 173V174H80ZM82 173H84V175L82 174ZM98 173H99V177L97 176L98 175ZM101 173H103L102 175H101ZM153 173V174H152ZM195 173H198V174H196V175H198V177L199 178H197V176L196 177H188V176H190V175H193L194 176V174ZM210 173H212V172H210ZM217 173V174H216ZM233 175H232V174ZM235 173V174H234ZM7 174H10V175H7ZM13 174V175H12ZM77 174V175H76ZM96 174V175H95ZM114 174V175H113ZM152 175V176H150V175ZM155 174V176H153ZM207 174V173H206ZM213 174V173H212ZM219 174V176H218V178H219V182H218V180L216 181V178H215V176L216 175H218ZM229 174V175H228ZM4 175H6V176H4ZM31 177V178H34V180H35V178H36V180H35V182L36 183H34V185H36V186H33L32 184V182H30V180H32L33 181V179H31V178H28L29 176ZM52 175V176H51ZM60 175H62V177L60 176ZM88 175V176H87ZM164 175H166V177L164 176ZM177 176V177H174V176ZM179 175H183L182 177H180ZM200 175V176H199ZM204 175V176H203ZM208 174H207V176L206 177H208L209 176ZM220 175H223V176H221L220 177ZM228 175V176H227ZM264 175V174H263ZM10 176V177H9ZM12 176V177H11ZM15 176V177H14ZM16 176H17V178H16ZM19 176V177H18ZM43 176V175H42ZM102 176V177H101ZM149 177V179H147L148 177ZM163 176L165 177V178H163ZM187 176V177H186ZM202 176L205 178V180H204V178L202 179ZM236 176V177H235ZM22 177V178H21ZM24 177H26V178H24ZM55 177H57V178H55ZM60 177L63 179L62 181H61V179H60ZM64 177V178H63ZM115 177V178H114ZM134 179H133V178ZM140 177H143V178H141L140 179ZM154 177V178H153ZM158 177L160 178L159 180H161V179H165V180H167V181H165V182H167L166 183V185H164L165 184V182L164 183H162L161 181H163V180H161V181H158L157 179H158ZM162 177V178H161ZM188 178V180H190L191 178H193V179H195V178H197V179H202V181H205L206 183H202V185H201V183L199 182L200 180H198L197 181V179H195L197 182H194L193 181V179H191L190 180V182L188 183V180L187 179H185V180H187V181H185L184 180V178ZM215 179H214V178ZM217 177V176H216ZM229 177H234L235 179L234 180H232V178L230 179ZM250 177V178H249ZM252 177V178H251ZM16 180H15V179ZM24 178V179H23ZM106 178V180H104ZM133 180H132V179ZM151 178H152V180H151ZM168 178V179H167ZM175 178V179H174ZM179 178H182V181H180L179 182ZM230 179V181H228V180H223V179ZM10 179H11V182H10ZM24 180L23 182L25 183V184H27V185H25L24 183H21L22 181L21 180ZM30 179V180H29ZM104 181H103V180ZM157 181H156V180ZM172 179H174V180H176V182H171V181H174V180H172ZM206 179H207V181H206ZM58 180H60V181H58ZM102 180V181H101ZM125 180V181H126ZM130 180V181H129ZM134 180H138L137 181V183H135L134 182ZM181 180V179H180ZM251 180V181H250ZM21 181V182H20ZM48 181H50V182H48ZM53 181L54 182H61L60 184L59 183H56V186H55V188H54V184H53ZM124 181V182H125ZM154 181H156V182H154ZM191 181H193L194 183H196L197 184V186H199V185H201L202 187H201V189L203 188V184H207L208 185V189L207 190H209V188H211L210 190H214V188H212V187H214V181L215 182H217L218 183V187L217 186H215V192L213 191H204V192H202L203 190H204V188L202 189V191H201V189H195L196 187H193L192 186V183H191ZM222 181H223V183H222ZM38 182V183H37ZM47 182H48V184H47ZM117 182V181H116ZM153 182V183H152ZM170 182V184L168 185V183ZM187 182V183H186ZM199 182V183H198ZM242 184V185H240V183ZM12 183V184H11ZM29 183H32V184H30V187L32 186L33 187V189L32 188H30L29 187ZM52 183V184H51ZM62 183H63V185H62ZM89 183V184H88ZM108 183V182H107ZM111 183H113V181L111 182ZM120 183V184H121ZM185 183H186V185H187V187H189V184H191V186L190 187H193V188H191V189H189V190H187L186 192H185V190L186 189H184L185 188ZM217 183H215V185L217 184ZM11 184V185H10ZM57 184H59V186H58V188L60 187H62V189H63V187H64V190L62 191V189L60 190V188L58 189L57 188V190H56V187H57ZM100 184V185H99ZM150 184L152 185V188L150 187ZM160 184H162L163 186L161 187V185ZM175 184H176V186H175ZM184 184V186H182ZM250 184V185H249ZM8 185H10V186H8ZM17 186V188L20 190V191H22V192H26L27 193V191H28V189H27V187L28 188H30V189H32L34 192H33V194H35L36 196H35V198H34V204L33 203H30V202H33V200L31 201V199H30V202H28L29 200H27V201H24V203H23V201H21V199L23 200V197H21V196H24V193H22L23 195H21V193H20V191L19 192H17V189L15 188L16 186ZM25 185V186H24ZM43 186V187H41V186ZM51 185V186H50ZM65 185H67V186H65ZM101 185H103V190H102V188H101ZM126 185V186H125ZM154 185H156L155 187H153ZM206 185V186H207ZM210 185L212 186V187H210ZM225 185L223 186V190H222V192L224 191V189L225 190H227V189H229L230 188V185H228V186H226L225 187ZM13 186H15V187H13ZM48 186H49V188H48ZM53 186V187H52ZM100 186V187H99ZM182 188H181V187ZM196 186V185H195ZM205 186V187H206ZM253 186V185H252ZM262 186H264V185H262ZM11 187H12V190H11ZM26 187V188H25ZM36 187V188H35ZM107 187V188H106ZM163 187H165V188H163ZM176 187V188H175ZM200 187V186H199ZM198 187V188H199ZM220 187V188H219ZM256 187V186H255ZM7 188V189H6ZM13 188H15V189H13ZM21 188H22V190H21ZM37 188H40L39 190H41V191H39ZM42 188V189H41ZM46 188H48L47 190H49V191H47V190H45ZM51 188H53V190L51 189ZM99 188V189H98ZM139 188V189H138ZM167 188V189H166ZM263 188V187H262ZM29 189V190H30ZM54 189H55V192H54ZM95 191H93V190ZM96 189L97 190H100L101 192H99V191H96ZM131 190V192H129L130 190ZM137 189V190H136ZM140 189H142L141 191H140ZM152 189H156V190H152ZM158 189H160L159 191H157ZM163 189V190H162ZM175 189V190H174ZM188 189V188H187ZM220 189V190H219ZM258 189V190H257ZM14 190L16 191V193H17V196H15L16 195V193L14 192ZM27 190V191H26ZM51 190V191H50ZM136 191V193H135V191ZM165 190V191H164ZM172 190V191H171ZM173 190L175 191V192H173ZM181 190V191H180ZM184 192H183V191ZM191 190V191H190ZM192 190H194V192H192ZM196 190V191H195ZM245 190V191H244ZM253 190H254V192H253ZM256 190H257V192L258 191H260L262 194H260V196L259 197H261V198H257L256 199V196H257V193H256ZM14 192V194H12L13 192ZM39 191V192H38ZM58 191H59V193H58ZM87 193H86V192ZM149 191H151L152 193H149ZM154 191V192H153ZM168 191L170 192V193H168ZM237 191V192H238ZM11 192V193H10ZM38 192V193H37ZM53 192V193H52ZM60 192H63L64 193V195H65V192H66V194H68L67 195V197H66V195L64 196L65 197V199H67V200H65L64 198H62V197H60V198H62V199H64V201H68L69 199L71 200V201H69V203L68 202H66L65 204L66 205H63L62 206V202L63 201H61V203H58L59 201H60V198L58 197V195H60L61 193ZM97 192V193H96ZM137 192H140V193H137ZM149 193L148 194V196L147 195H145L146 193ZM156 192V193H155ZM171 192H173V193H171ZM178 192V193H177ZM200 192H202V193H200ZM205 192H206V195H205ZM219 192H220V194H219ZM245 192V194H246V192H247V195L249 196V197H251V198H254L253 200H255V201H252L251 200V198L250 199H248V196L247 195H245V194H242V193H244ZM31 193H32V191L31 192H28L27 194H29V196H31ZM46 193V194H45ZM58 193V194H57ZM62 193V194H63ZM69 193L71 194V195H69ZM103 193V194H102ZM110 194V196L111 197H109L108 195ZM135 193V194H134ZM145 193V194H144ZM157 193H162V194H160V195H163V196H159L160 198H158V197H156V196H158L159 194H157ZM204 193V194H203ZM256 195H255V194ZM2 194L4 195V196H2ZM11 194V195H10ZM43 196H42V195ZM54 194V195H53ZM55 194H57V195H55ZM96 194V195H95ZM109 197H107L106 195ZM119 194V195H118ZM120 194L121 193H117V195L118 196H120ZM131 194V195H130ZM140 194V195H139ZM200 194V195H199ZM202 194V195H201ZM254 194V195H253ZM13 195H14V197H13ZM19 195H21L20 197L21 198H19ZM26 195V194H25ZM39 195V196H38ZM95 197H94V196ZM104 195H105V197L106 198H108L109 200H111L110 202H111V205H109L108 206V204L110 203L109 202V200L108 199H106L107 201H108V204H107V202H106V200H104ZM114 195V196H115ZM156 195V196H155ZM169 195V196H168ZM262 195V196H261ZM45 196V197H44ZM55 196H57V198H59V201H57V198H55ZM79 196V197H78ZM99 196V197H98ZM139 196H144V197H146L147 199H145V201L143 200L144 199V197H143V199H140L139 198ZM165 196H166V198H165ZM192 196H193V198H195L194 200H193V198H192ZM220 196V197H219ZM242 196V197H241ZM2 197V198H1ZM25 197H28V195H26ZM38 197V198H37ZM48 197V198H47ZM68 197H69V199H68ZM76 197V198H75ZM77 197H78V199H80V197H81V200H83V201H81L80 203H77V204H80V205H75L76 204V201H74L75 199H77ZM92 199H90V198ZM169 197L170 198H172L171 200L169 199ZM174 197V198H173ZM182 197V198H181ZM185 197H186V199H185ZM215 197V198H214ZM244 197H245V201H244ZM258 197V196H257ZM6 198V199H5ZM31 198H33V196H31ZM42 198V199H41ZM46 198V199H45ZM51 198V199H50ZM55 198V199H54ZM73 198H74V200H73ZM99 198V199H98ZM163 198V199H162ZM181 198V199H180ZM202 198H203V200H202ZM211 198V199H210ZM9 199V200H8ZM14 199V200H13ZM40 200V202H39V200ZM77 199V200H78ZM88 199H89V202H87V203H90V204H95V205H93L94 207L96 206V205H99L100 207H103V208H100L101 209V211H100V209H99V212H98V209L97 210H95V208H93V206H92V208L90 207L91 205H88L89 207L88 208H91V213H90V210H86V209H88V208H86L87 207V205L85 204L86 203V201H88ZM101 199V200H100ZM120 199V198H119ZM152 199H154V201L152 202L151 200ZM241 199H242V201H241ZM247 199V200H246ZM3 200H4V206H6V207H3ZM6 200V201H5ZM8 200V201H7ZM20 200V202L18 203V201ZM36 200H38L37 201V203L35 202ZM41 200H43V203H45L44 205H43V203H42V201ZM73 200V201H72ZM86 200V201H85ZM99 200V203L97 202ZM139 200H141V202H139ZM156 200H158L157 202H156ZM170 200V201H169ZM222 199H220L219 201L220 202H222L221 201ZM256 200H258L257 202H256ZM260 200V201H261ZM14 201H15V203H14ZM52 201H54L55 202V204H51V202ZM56 201H57V203L58 204H61V207L58 205H56ZM79 201V200H78ZM85 201V202H84ZM90 201H92V202H90ZM96 201V202H95ZM124 201H126L125 202V204H124ZM144 201V202H143ZM161 201H163V203L161 202ZM176 201V200H175ZM180 201V202H179ZM238 201H240L239 203H238ZM249 201V202H248ZM5 202H7V203H9L10 202V204H7V203H5ZM22 202V203H21ZM26 202H28V203H30V204H32V209H33V207L34 206H37L38 208H36V207H34L35 209H33V210H36L35 211V213H33V212H30L29 210H30V208L28 207L29 206V204H27V206L25 205L26 204ZM75 204H74V203ZM82 202H84V203H82ZM102 202V203H101ZM105 202V203H104ZM146 202H147V204H146ZM169 204V203H171V204H169V206L166 204ZM191 202H188V205H189V203L191 204ZM224 202V201H223ZM263 203H264V201H262ZM261 202V203H262ZM39 203V204H38ZM49 204V205H51V207H52V209L51 210H49V211H52V213L50 212V214L52 215V217H49V215H46V213H48L49 211H47V210H45V208H47V209H49V208H51V207H49L48 205H46V204ZM154 203H155V205H154ZM174 203V207H175V202H173ZM183 203H185V204H183ZM219 203V202H218ZM258 203H260V202H258ZM12 204V205H11ZM14 204V205H13ZM18 204H19V206H18ZM23 204V205H22ZM73 204V205H72ZM86 206H84V205ZM102 204V205H101ZM105 204H107V205H105ZM112 204H114V205H112ZM124 204V205H123ZM138 204H140V205H138ZM183 204V205H182ZM222 204V203H221ZM237 204V205H236ZM9 207H8V206ZM24 205H25V207L28 209V212H29V214H30V216H32V217H30L31 219L30 220H28L29 219V217H28V212H27V209L26 208H24ZM39 205V206H38ZM40 205H42V208L40 207ZM56 205V206H55ZM68 205V206H67ZM75 205V207L77 208L78 207V210H75L76 208H74L73 206ZM83 205V206H82ZM144 205H147V207L145 206V210L147 209V210H149V211H144V214H145V212L147 213L146 215H141V214H143L142 212V210H144V209H141L142 207H144ZM196 205H198V206H196ZM217 205V204H216ZM15 206V207H14ZM21 206H22V208H21ZM47 206V207H46ZM65 206V208H63ZM72 208H71V207ZM98 206V207H99ZM141 206V207H140ZM190 206V205H189ZM218 206H220V203H219V205ZM1 207H3L2 209H5V213H4V210H2L1 209ZM43 207H44V211H43V213H42V209H43ZM57 207L60 209L61 208V210L63 211V209H65L66 210V208L68 209V213H67V215L64 217V215L63 214H60V213H62V211H60L59 209V211L57 210ZM69 207V208H68ZM83 207V208H82ZM160 208V210H161V213L159 212L158 214L161 216V219L163 218L162 216H166V214H168L167 212H169V214H171L170 213V211H172V210H170V209H168L167 211H166V209L164 210L163 208ZM18 208V209H17ZM21 208V209H20ZM40 208V209H39ZM54 208V209H53ZM74 208V209H73ZM80 208H81V210H80ZM117 209V211H115L114 209ZM139 208L141 209V214H140V212L138 211L139 210ZM179 208V209H180ZM9 209V210H8ZM20 209V210H19ZM23 209H24V211H23ZM72 209V210H71ZM87 211V212H89V213H87L85 210ZM107 210V211H105V210ZM175 209H177V208H175ZM178 209V210H179ZM192 209V208H191ZM190 209V210H191ZM25 210H26V216L28 217V219H27V217H24L23 218V216H25V214H24V212H25ZM39 212H38V211ZM73 210H74V212H77V214H78V216H76V214H74L73 213ZM110 210L112 211V212H110ZM115 212H114V211ZM154 210V209H153ZM163 210V211H162ZM170 210V211H169ZM20 211H22V213H23V215H22V213L20 214ZM32 211V210H31ZM46 211V212H45ZM57 211V212H56ZM194 211V212H195ZM3 212V213H2ZM12 212H14V213H12ZM56 212V213H55ZM59 212V214L60 215H63L62 216V220H65V219H71V217H72V219L71 220H74L75 218V220H74V222L76 223V224H74L75 225V228H77V229H75L74 227H72L71 225V221H70V219H69V221H67V220H65V221H60V219L59 218H57V217H60L61 218V216L59 215V216H57V213ZM66 212V211H65ZM92 212L94 213V216L92 215ZM156 212V211H155ZM188 212V211H187ZM31 213H32V215H31ZM41 213V214H40ZM54 213L56 214V216L54 215ZM73 215H72V214ZM96 213H98V214H101V216H100V220L99 219H95L97 216H95L96 215ZM175 213H176V211H175ZM178 213V212H177ZM182 213V214H183ZM189 213H192L191 211L189 212ZM15 214V215H14ZM45 216H47V217H44V219L46 218V219H48L49 220V222L48 221H46L45 220V222H47L46 224L42 221V219H43V215ZM90 216H89V215ZM165 214V215H164ZM182 214H179L178 216L180 217V216H182ZM183 214V215H184ZM196 214H197V212H196ZM196 214H194V215H196ZM22 215V216H21ZM50 215V216H51ZM154 215V219L152 218V217H150V218H152L154 221L155 220H157V219H155V213L153 214ZM173 215V214H172ZM177 215V214H176ZM175 215V216H176ZM4 216V217H3ZM8 216V217H7ZM10 216H12V217H10ZM17 216V217H16ZM39 216V217H38ZM73 216L75 217L74 219H73ZM81 216V217H80ZM89 217V220L90 219H93L94 217V219L92 220V221H96V220H99L100 222H98V224H97V227H94L95 225L93 224V222H92V224L94 225V226H89V224L90 225H92L91 224V222L87 219L88 217ZM140 216H141V218H140ZM160 216H158L157 215V217H159V219H160ZM168 216V215H167ZM166 216V217H167ZM196 216H200V215H196ZM195 216V217H196ZM14 217L16 218V220H18V219H20V220H18L20 223H18V221L15 223L13 220H15L14 219ZM19 217V218H18ZM21 217H22V219H21ZM38 217V218H37ZM41 217V218H40ZM54 217V218H53ZM55 217L57 218V223H56V221H53V219L54 220H56L55 219ZM63 217L65 218V219H63ZM66 217H68V218H66ZM78 217H80V218H78ZM83 217H85V218H83ZM166 217H164V218H166ZM173 217V216H172ZM220 217V216H219ZM218 217V218H219ZM13 218V219H12ZM41 220H40V219ZM50 218H51V221H50ZM82 218V220H83V222H85V224L84 223H82V220H80ZM98 218V217H97ZM163 218V219H164ZM171 218V217H170ZM174 218V217H173ZM178 218V217H177ZM185 218V219H186ZM197 218H200V217H197ZM9 219V220H8ZM37 219H39V222H41V224L39 223V222H36V220ZM43 219V220H44ZM86 221H85V220ZM148 219V218H147ZM159 219H158V221H156L157 223L159 222ZM162 219V220H163ZM167 219V221L170 223V221H171V223H172V220H170L169 219V217H167L166 218ZM165 219V220H166ZM169 219V220H168ZM172 219V218H171ZM181 219H182V217H181ZM181 219H179V220H181ZM8 222H7V221ZM11 220V221H10ZM15 220V221H16ZM31 220H33L32 222H31ZM78 220V221H77ZM81 222H80V221ZM103 220V221H102ZM104 220L106 221L105 223H104ZM152 220V221H153ZM161 220V221H162ZM178 220V221H179ZM206 220V221H205ZM10 221V222H9ZM12 221H13V223H15V224H13L12 223ZM38 221V220H37ZM89 221V222H88ZM144 221V222H145ZM160 221V222H161ZM164 221V220H163ZM181 221H184V220H181ZM212 221H214L213 219H212ZM211 221V222H212ZM31 222V223H30ZM34 222H36V223H39V225L38 226H36V228H37V231L35 230L36 228H35V225H37V224H34ZM52 222H54V224L56 223V229H55V226L53 225V224H51ZM58 222H59V224H58ZM64 222H66V223H64ZM73 221H72V223H74ZM79 222V223H78ZM97 222V221H96ZM101 222H103V223H101ZM107 222H108V224H109V226H108V224H107ZM140 222V223H139ZM188 222H189V225H188ZM9 223V224H8ZM10 223H12V224H10ZM18 223V224H17ZM86 223L88 224V226L86 225ZM101 223V224H100ZM139 223V224H138ZM141 223L142 224H144V226L142 225L141 226ZM156 223V225H158ZM163 223H165V222H162V227H163ZM17 224V225H16ZM43 224V225H42ZM66 224V225H65ZM69 224H71V225H69ZM84 224V227H86V229H84L83 228V226H81V225H83ZM103 224H105L104 226H102ZM112 224V225H111ZM166 224H168L167 222H166ZM181 224V223H180ZM198 224H200V225H198ZM11 225V226H10ZM13 225H15L16 227H13ZM34 225V226H33ZM44 225H46L45 227H44ZM49 225H52V226H54V227H51L50 229H49ZM57 225L59 226L60 225V227L63 225V226H65V227H63L62 226V228H65L64 230L62 229V228H58L57 227ZM77 225H80V227L81 228H79V226H77ZM86 225V226H85ZM98 225H100V227H98ZM107 225V226H106ZM111 225V226H110ZM140 225V226H139ZM160 225V224H159ZM160 225V226H161ZM169 225V224H168ZM178 225V224H177ZM188 227H187V226ZM195 225V226H194ZM6 226V227H5ZM10 226V227H9ZM48 226V227H47ZM68 226H69V228H68ZM106 226V227H105ZM165 226V225H164ZM191 226H194V228L193 227H191ZM200 226H201V228H200ZM7 229H5V228ZM46 227H47V230H46ZM67 227V228H66ZM88 227V228H87ZM89 227H90V229H89ZM93 227L94 228H96V230L95 229H93ZM104 227V228H103ZM110 227V228H109ZM122 227H124V228H122ZM137 227V228H136ZM167 226H165V228H166ZM173 226H171V228H172ZM10 228V229H9ZM12 228V229H11ZM33 228H34V232L36 231V232H38L37 234L35 233L34 234V232L33 233H31L32 231H33ZM38 228H42V229H38ZM43 228H45V229H43ZM53 228L55 229V230H57V228H58V231H54L53 230ZM70 228H72L71 230H73V229H75L74 231H72L73 233H71V231H70ZM92 228V229H91ZM99 228V229H98ZM107 228H109V229H107ZM112 228V229H111ZM169 228V227H168ZM171 228L169 229L170 230V233H171ZM177 228H178V226H177ZM199 228H200V230H199ZM49 229V230H48ZM62 229V230H61ZM82 231H81V230ZM89 229V230H88ZM107 229V230H106ZM123 229H125L124 231H123ZM158 229H160L159 227H158ZM162 229V233H167V236L169 237V236H171V238H174V237H172V235H170V233H169V231H163V229L164 228H161ZM188 229H190L191 230V232H190V237H186V235L184 236V233L183 232H185V231H183V230H188ZM28 230V231H27ZM41 230V231H40ZM45 230H46V232H45ZM60 230H61V232H60ZM84 230V231H83ZM88 230V231H87ZM108 230L109 231H111V233H112V235L110 234V232H108ZM113 230V231H112ZM165 230V229H164ZM194 230V231H193ZM200 232H199V231ZM25 231H26V233L30 236V237H32V238H30L29 236H27V235H25ZM31 231V232H30ZM65 231H68V233L67 232H65ZM93 231V232H92ZM95 231V232H94ZM104 231V232H103ZM139 231V232H138ZM157 231V230H156ZM189 231V230H188ZM196 231H197V233H196ZM204 231V230H203ZM39 232H40V234H39ZM44 232V233H43ZM49 232H51L52 234H50ZM55 232H57V233H55ZM65 233V236H64V234H62V233ZM70 232V233H69ZM83 232H85L84 234H83ZM88 232V236L86 235V233ZM100 232H103L102 234L103 235H99V233ZM107 232V233H106ZM119 232V233H118ZM187 232V231H186ZM185 232V234H187ZM193 232V233H192ZM29 233H31V234H29ZM41 233L44 235L43 236V238H45L46 240H48V241H46L45 239L43 240V238H42V235H41ZM79 233H82L85 237H87V238H85L83 235H80ZM106 233V234H105ZM111 235H109V234ZM157 233H159V231L157 232ZM157 233H156V235H157ZM180 233H182L183 234V236H181V234ZM189 233V232H188ZM200 233H201V235H200ZM67 234H69V235H67ZM76 234V235H75ZM78 234L80 235V237L83 239V237H84V239H86V240H84V242L82 241V243H80L79 244V242L78 243H76L77 242V240L76 239H73L74 238V235L76 236L75 238H77L78 237ZM95 234H98L97 236V238H96V236L94 235V237L92 238V236ZM105 234V235H104ZM107 234L109 235L108 237H107ZM137 234H138V236H137ZM161 234V233H160ZM169 234V235H168ZM193 234V235H192ZM200 235V237H198L197 235ZM204 234V233H203ZM35 236V235H37V236H39V235H41L40 237H37L38 239L39 238H41L42 239V241H43V244H42V241H40V239L38 240H36L35 241V239H36V236L33 238V236ZM73 235V237H71ZM165 235V234H164ZM8 236V237H7ZM26 236V240H27V242H26V240H25V237ZM45 236H47L48 237V239H47V237H45ZM52 238H51V237ZM58 236V238L56 239L55 237H57ZM62 238H61V237ZM83 236V237H82ZM124 236V237H123ZM167 236H163V239H165ZM180 236H181V238H180ZM187 236H188V234H187ZM194 236V237H193ZM209 236V237H208ZM10 237V238H9ZM59 237L61 238V239H63L62 240V242H60V243H62V244H60L59 243V241H61L60 239H59ZM90 237H91V239H90ZM110 237H111V239H110ZM112 237H113V239H112ZM121 237H123V239H125V240H127V241H122V238ZM126 237H127V239H126ZM158 237V236H157ZM161 237V236H160ZM165 237V238H164ZM182 237H184L185 239L183 240V238ZM70 238V239H69ZM79 238V237H78ZM80 238V239H81ZM106 238V239H105ZM137 238V239H136ZM197 238H198V241H199V239H200V241H199V243L197 242ZM7 240V242H6V240ZM24 239V240H23ZM33 239V240H32ZM51 239H53V240H51ZM59 239V240H58ZM88 239V240H87ZM93 239V240H92ZM130 239V240H129ZM131 239H132V241H131ZM143 239H144V237H143ZM161 239V241H164L162 238H160ZM159 239V240H160ZM182 239V240H181ZM31 240H32V242H33V245L31 244ZM50 240V241H49ZM66 240V241H65ZM69 240V241H68ZM76 240V241H75ZM98 240H99V244H97V242H98ZM158 239H157V241H159ZM166 240V239H165ZM177 240V241H176ZM10 241V242H9ZM11 241L12 242H14L13 244L11 243ZM40 241V242H39ZM47 242V245H46V243L45 242ZM58 241V242H57ZM79 241H81V240H79ZM87 241H88V244H87ZM91 241V242H90ZM95 241V242H94ZM103 242V245L101 246L100 245V242ZM107 241V242H106ZM109 241V242H108ZM111 241H113V244L112 245H110L112 242ZM116 241V242H115ZM181 241H185V243L184 242H182V244L180 243ZM193 241V242H192ZM25 242V243H24ZM35 242H37V243H35ZM38 242L39 243H41L40 245L41 246H39L38 245ZM66 242V243H65ZM70 242V243H69ZM71 242H73V244L75 243L76 245L78 244V246L80 245V247H81V249H80V247H78V249L77 248H75V246H74V248H73V250L72 249H70L71 248V245H72V243ZM101 242V243H102ZM141 242H143V243H141ZM160 242V241H159ZM5 243V244H4ZM9 243V244H8ZM16 243V244H15ZM29 245H28V244ZM35 243V244H34ZM45 243V244H44ZM50 243V246H51V243H57V244H55L56 246H54V244H52V248H50V246H48V244ZM59 243V244H58ZM68 243V244H67ZM104 243H105V245H104ZM110 243V244H109ZM141 243V244H140ZM166 243V244H165ZM190 243H193V244H190ZM197 243V244H196ZM17 244H19V245H17ZM37 244V245H36ZM87 244V245H86ZM110 246H109V245ZM132 244V245H131ZM146 244V243H145ZM160 244V243H159ZM180 244V245H179ZM6 245H8L7 247H9V249H7V247H6ZM10 245V246H9ZM25 245V246H24ZM28 245V247H26ZM32 245V247H30ZM35 245V246H34ZM43 245V246H42ZM61 245V246H60ZM69 245H70V247H69ZM123 245H125L124 247H123ZM129 245H131V246H129ZM150 246H151V243L149 244ZM194 245V246H193ZM196 245V246H195ZM4 246V247H3ZM23 246V247H22ZM34 246V247H33ZM95 246H99V247H95ZM103 246H104V248H103ZM111 246H113V247H111ZM149 246V247H150ZM159 246V245H158ZM191 246H193V247H191ZM12 247H14V251H15V255H17L18 254V257L16 256L15 257V255H14V252H13V249H10V248H12ZM19 247V248H18ZM44 247H45V249H44ZM56 249H55V248ZM60 247H61V249H60ZM102 247V248H101ZM110 247V248H109ZM123 247V248H122ZM148 247V248H149ZM153 247H155V246H153ZM156 247H157V245H156ZM160 247V246H159ZM5 248V250H3ZM18 250H16V249ZM25 248V251L23 250ZM28 248L30 249V250H28ZM49 249V253L48 252H46L45 253V251L44 250H47V249ZM66 250H65V249ZM100 248L101 249H103V251H104V249L105 250H108V252H103V251H101L100 250ZM107 248V249H106ZM111 250V251H109V249ZM190 248H191V251H190ZM28 251H27V250ZM51 249V250H50ZM75 249H76V251H75ZM85 249L87 250V251H85ZM112 249L113 250H115V251H112ZM143 249H145V250H147V252H145V254L147 255V256H149V257H151L152 258V256H154L153 257V260L152 259H141V255H142V253L141 252H143ZM154 249V248H153ZM37 250V251H36ZM54 250V251H53ZM61 251L60 253H59V251ZM79 252H78V251ZM118 250H119V253H120V255H119V253L117 254V253H115L116 251L118 252ZM152 250V249H151ZM170 250H171V252H170ZM10 251V252H9ZM34 251V252H33ZM64 251V252H63ZM158 251V252H157ZM160 251V252H159ZM18 252V253H17ZM25 252H27V254L25 253ZM29 252V253H28ZM37 252V253H36ZM67 252V253H66ZM70 252H71V254H70ZM76 252V253H75ZM161 252H163V253H161ZM10 253V254H9ZM25 253V254H24ZM35 253V254H34ZM42 253V254H41ZM58 253H59V256H58ZM63 253V254H62ZM69 253V254H68ZM112 253V254H111ZM123 254V256H122V254ZM3 254H4V256L5 257H7V258H5L4 256H3ZM7 254V255H6ZM12 254L14 255V258H12L13 256H12ZM33 254V255H32ZM53 254H54V256L56 255V257H55V260H52L51 258H49L50 256L53 258ZM79 254H80V256H79ZM86 254V256H84ZM111 254V255H110ZM113 254H114V256L115 257H112L113 256ZM161 254H162V256H164V258H162V256H161ZM170 254V255H169ZM186 254V255H185ZM26 255V256H25ZM36 255V256H35ZM39 255V256H38ZM43 255V256H42ZM68 255V256H67ZM109 255H110V257H109ZM145 255V256H146ZM42 256V257H41ZM61 256H63V257H61ZM65 256H67V257H65ZM72 256V257H71ZM79 256V257H78ZM103 256V257H102ZM121 256V258H119ZM143 256H144V254H143ZM142 257V258H146V257ZM186 256V257H185ZM2 257H4L3 259H4V261H3V259L1 260V258ZM24 257V258H23ZM84 257H86V258H84ZM112 257V258H111ZM118 257V258H117ZM148 257V258H149ZM185 257V258H184ZM15 258H16V260H15ZM40 258V259H39ZM103 258V259H102ZM115 258H116V260H115ZM124 258V259H123ZM155 258V259H154ZM166 258V259H165ZM14 259V260H13ZM43 260L44 261V263H43V261H40V260ZM46 259V260H45ZM51 259V260H50ZM54 259V258H53ZM67 259V260H66ZM82 259V260H81ZM157 259V260H156ZM160 259V260H159ZM5 260H7V261H5ZM12 262H11V261ZM28 260V261H27ZM32 260V261H31ZM47 260H49V261H47ZM115 260V261H114ZM122 260V261H121ZM146 260H147V262H146ZM149 260V261H148ZM181 260V261H180ZM17 261V262H16ZM37 261H38V263H37ZM62 261H63V263H62ZM75 261H77V262H75ZM114 261V262H113ZM118 261V262H117ZM161 261V262H160ZM42 262V263H41ZM53 262V263H52ZM55 262V263H54ZM106 262H105V264H106ZM142 262V263H141ZM174 262V263H173Z\"/></svg>",
    "mask_w": 264,
    "mask_h": 264
},
{
    "label": "bare ground",
    "instance_id": "obj_2",
    "mask_svg": "<svg viewBox=\"0 0 264 264\" xmlns=\"http://www.w3.org/2000/svg\"><path fill=\"white\" fill-rule=\"evenodd\" d=\"M8 1H9V0H8ZM45 1H46V0H45ZM52 1H55V0H52ZM76 1H77V3L79 4L78 0H76ZM80 1H81V0H80ZM88 1H89V0H88ZM90 1H91V0H90ZM120 1H121V0H120ZM129 1H130V2L132 1V2H133L134 0H129ZM141 1H142V0H140V2H141ZM143 1H144V3L141 2V4H139L140 7H141V5L145 4L146 2H147L146 4H149L150 6H152L153 4H150V3H152V2L154 3L155 0H154V1H153V0L151 1V0H150L151 2L148 0L150 3H149L147 0H143ZM157 1L159 2V5H160V1H161V0H157ZM171 1H173V3H172ZM176 1H178V3H177ZM180 1H181V4H182V0H180ZM194 1H195V0H194ZM196 1L198 2V5H199L200 7H197V6L195 7V6H194V5H196L197 2H196V3L194 2V3H193L194 5L192 4V6H190L191 4L189 3L188 0H187V1L183 0V2H186V3H187L186 8H184V7H181L183 4L180 5L179 0H169V1L167 0V2L169 3L167 8H168L169 10L172 8V6H174V4H176V6H175L176 12L174 13L176 16H173L174 18H173V17H170V16L173 15L172 12L175 10L174 8H172V9H174V10L171 9V11H170V12L172 13V15L167 14V13H169V11H168V9H167V12H166V10H165V13H164V12H163V13H164V15H166V16L169 15L170 19H172V20H167V19H168V18H167V19H164L165 21L163 20V17H165V16H163V14L159 13L158 7L156 6V4L154 5V6H155V7H154V8H155L154 10H156V7H157V10H158V11H155L154 13L158 12V17H159V18H162V19H160V20H163V22H164V23H162L161 21H157V23L159 24V22H161V23H162L161 27L163 26V27H162L163 30H165V31L168 30V31H167L168 33L171 32V33L169 34V36L171 37L170 39H169V37H168L167 39H166V37H164V38L161 37L164 41H166V42H167L168 40L170 41L171 39L174 38V36L176 37V39H178L179 36L181 35L180 40H179L180 43L184 42V44H185L186 46H189L188 48H191V49H192V48H196L195 45H194V44H196L195 41H197V44H198L199 42L202 43V41H201V40H202V36H201L200 34H202L203 32L205 33L207 30H204L203 28L208 27V28H211V32L208 30V32H206L205 34L208 35V34L212 33V36H211V34H210V35H208L209 37H206L207 39H206V41H205V44H206V43H207V44H206V46H204V47H206V48H205V51L208 49L209 53L211 54V52H213V54H211V55H214L215 57H216L217 54H218V56L216 57L218 60H219V59L222 60V55L224 54V53L222 54V52L224 51V52H225V55H224V56H227V55L229 56V55H230L231 58L234 57V56H235L236 58L238 57V58H239L238 64L240 65V63H243L242 59H241V62H240V55H244V57H245V56L250 55V54L253 55L254 52H255L254 54H256V51H257V50H258V52L262 50V49H261V50L259 49V48H260V45H259V44L261 43V41H260L261 39H263V44H264V0H247L245 4H242V1H243V3L245 2L244 0H242V1H240V2H239L238 0H237V2H236V0H235V1L232 0V2H233V1L235 2V3L231 4V6L233 7V9H231L230 7H228V5H230V4H226V5H227V9L230 8V11H231L230 14L227 15V17H226V14L229 13L228 10H225V9H224L223 11L221 10L223 4H222L221 7H220L221 9L218 8L220 5H219L218 7L215 8V9L218 8V11H215V14H214V11H213V10H209L208 7L205 8V9L208 10V11H206V10L203 11L204 7L208 5V4L205 3V4H204L205 6H204V5L201 6V4H202L204 1H203V2H201L202 0H196ZM199 1H200L201 3H200ZM210 1H211V3H209V0H208L209 5H211V8H210V6H209V8L212 9V8L214 7V4L212 5V0H210ZM220 1H222V0H220ZM224 1H225V0H224ZM227 1H228V0H227ZM227 1H225L224 3H226ZM10 2H11V1H10ZM14 2H15V0H14ZM16 2H17V1H16ZM42 2H43V0H42ZM67 2H68V1H67ZM106 2H107V1H106ZM125 2H126V0H125ZM134 2L136 3V1H134ZM205 2H207V0H206ZM213 2H214L215 5L217 6V1L215 2V0H214ZM218 2H219V1H218ZM238 2H239V3H238ZM8 3H9V2H8ZM19 3H20V4H23V2H22V3H21V2H17V5H20ZM32 3H34V2H32ZM36 3H37V2H36ZM36 3H35V7H36ZM39 3H40V2H38V4H39ZM69 3H70V1H69ZM71 3H72L73 5H75V4L73 3V1H72ZM86 3H88V2H86ZM90 3H91V2H90ZM122 3L124 4V0H122ZM163 3L166 4V2H163ZM170 3H171V4H170ZM188 3H189V4H188ZM222 3H223V2H222ZM229 3H230V2H229ZM13 4H14V3H13ZM25 4L28 5L27 2H26ZM41 4H42V3H41ZM41 4H40V5H41ZM46 4H47V3H46ZM55 4H57V3H55ZM55 4H54V5H55ZM107 4H108V3H107ZM107 4L104 3L105 6H107ZM116 4H118V3H115L114 6H115ZM127 4H128V3H127ZM146 4H145V5H146ZM157 4H158V3H157ZM161 4H162V3H161ZM172 4H173V5H172ZM177 4H179V5H177ZM218 4H220V2H219ZM234 4H235V5H234ZM4 5H5V4H4ZM4 5H3V6H4ZM26 5H25L24 7H20V8H25ZM40 5H39V6H40ZM42 5L45 6V5H44V2H43ZM58 5H59V4H58ZM64 5H65V4H64ZM85 5H86V4H85ZM109 5L111 6L112 4H111V3L108 4L107 7H109ZM136 5H138V3H136ZM159 5H158V6H159ZM170 5H172V6H170ZM184 5H185V3H184ZM0 6H1V5H0ZM10 6H11V5H10ZM13 6H14V5H13ZM15 6H16V4H15ZM31 6H32V5H31ZM31 6H30V4H29V7H27V8H28V9H32L33 7H31ZM71 6H72V5H71ZM79 6H80V4H79ZM117 6H119V5H117ZM117 6L114 7V8H115V9H114L115 11H117V9H119ZM162 6H163V5H162ZM164 6H165V5H164ZM177 6H180V7H179L180 9H179ZM189 6L192 7V8L195 7V8L198 9V11L196 12L197 15L199 14L198 16H201V13H200V12H203L204 17H205L206 14L208 15L209 11H213V12H211V14H209V17H208V18H207V17L204 18V17L202 16V17H203V21L205 20L206 22H205V21H204V22L207 23V24H208V21H207V20H209V23H210V22H211V19H210V18H212V17H213V18H212V21H214L215 19H217L216 21H214L215 23L219 20L216 24H215L214 22H211V23H212V24L210 23L211 26H214V27H215V25H217L218 28H219V25H222V24H220V23H223L224 21H225L224 23H226V22H228V23L231 22V23L228 24V28H227V23H226L225 25H223V26H220L219 29L221 30V27H223V28H222V29L224 30L223 32H222V30H221V32H220V31H217V30H219V29L217 28V26H216L215 28L213 27V29H216V28H217L215 31L212 30V27L209 26V25L206 26L207 24L204 25L203 21H202V23H201L203 26H202V25H201V26H198V25L200 24V22H199V24L197 25V19H195V17H196L197 15H195V17H194V16H192V15L190 14V13L193 12V11H191L192 9H191ZM212 6H213V7H212ZM45 7H46V6H45ZM45 7H44V9L46 10ZM66 7H67V6H66ZM88 7H89V6H88ZM93 7L96 8L95 4H94ZM123 7H124V6H123ZM129 7H130V6H128L127 8L129 9ZM136 7H137V6H136ZM142 7H143V6H142ZM146 7H147V6H145V8H146ZM202 7H203V9L200 11V9H201ZM2 8H3V7H2ZM2 8H1V9H2ZM9 8H13V7L11 6V7H9ZM16 8H18V7L16 6ZM37 8H38V7H37ZM37 8H35V9H37ZM42 8H43V7H42ZM62 8H63V7H62ZM69 8H70V7H69ZM77 8H78V7H77ZM79 8H80V7H79ZM90 8H91V5H90ZM98 8H99V7H98ZM116 8H117V9H116ZM137 8H138V7H137ZM147 8H148V7H147ZM149 8H150V7H149ZM177 8H178V9H177ZM188 8H190L191 10H190V9L187 10ZM195 8L193 9V10H194L193 15L195 14ZM199 8H200V9H199ZM224 8H225V6H224ZM1 9H0V11H1ZM25 9H26V8H25ZM38 9L41 10V8H38ZM44 9H43V10H44ZM72 9H74V8H72ZM102 9H105V10H106V8H104V7L102 8V7H101V10H100V8H99V9L96 8V11H98L99 14H104V13H105L106 16H109V15H110V17H108V19H107V17H105V15H103L102 17H101V16H98L99 14H97V12L94 11V9H93V11H92L91 14H92V15L97 14L98 17L95 16L97 19H96L95 17H92V20L95 19V20H97V21L99 22V20H100L101 18H103V22H102L101 24H104V22L107 23V22L109 21V22H108V23H109V24H108V27H109V26H110V22H111V21H110V20H111V14L108 15V13L110 12V11H109L110 8L107 9V10L109 11L108 13H107V10H106V12H104L105 10H103V12H104V13H103V12H102ZM135 9H136V8H135ZM185 9H186V10H185ZM215 9H214V10H215ZM14 10H15V8H14ZM16 10H17V9H16ZM19 10L21 11V13H20ZM19 10H18V11H19L18 14H22L23 10H21V9H19ZM43 10H42V12H43ZM48 10H49V8H48L46 11H48ZM58 10H59V9H58ZM58 10H57V11H58ZM66 10H67V8H66ZM130 10L133 12L134 9L132 10V9L130 8L129 11H130ZM140 10H142V9H140ZM162 10H163V9H162ZM177 10H179V11L177 12ZM184 10H185V13H184ZM219 10H220V11H219ZM9 11H10V10H9ZM28 11H29V10H28ZM59 11H60V10H59ZM69 11H71V10H69ZM72 11H73V10H72ZM72 11H71V12H72ZM111 11L113 12V10H111ZM182 11H183V12H182ZM187 11H188V13H187ZM189 11H191V12H189ZM199 11H200V12H199ZM224 11H225V13H224ZM226 11H227V12H226ZM2 12H3V11H2ZM7 12H8V11H7ZM26 12H27V11L24 12L25 15H26ZM49 12H51V10H50ZM83 12H85V11H83ZM112 12H111V13H112ZM119 12H120V10L117 11L118 16H120V14H121V13L119 14ZM127 12H128V11H127ZM127 12H126V13H127ZM132 12H130V13H132ZM139 12L142 13L141 11H139ZM148 12H149V11H148ZM161 12H162V11H161ZM204 12H206V14H205ZM216 12H218V13H216ZM232 12H233V13H232ZM8 13H10V12H8ZM47 13H48V12H47ZM47 13H46V14H47ZM52 13H53V12H52ZM85 13H86V12H85ZM93 13H94V14H93ZM106 13H107V14H106ZM114 13H115V12H113L112 15H114ZM151 13H152V12H149L148 14L150 15ZM171 13H170V14H171ZM176 13H178V14H176ZM182 13H183V14H182ZM221 13H224V14H222V17H223V15H224V16L226 17V19H227L229 16H233V17H234V16H237V17H239L240 19H242V20L240 21V22H241V25H243V26L247 29V31H246V29H243V28L241 27V28H242V31H243V30L245 31V32H242V33H246V35H244V34H243V35H242V34L240 35V34H239V39H240V37L242 36L241 38H242L246 43H247V42L249 43V46H247V47H250L251 43L254 42V44L251 45V47H252V46L254 47V51H251V50L248 49L247 47H245V48H247L246 51H245L244 47L242 46V44H244V42L241 44V42H239V40H238L237 38H235L236 35H234V33H232V32H233L232 30H234L233 28H235V26L237 27V23H238V21H239L240 19L234 17L236 20L238 19L237 22H236V20H234V19L232 18L233 21H235L234 23H233V21H231V20H232L231 18H230L231 20H230V19H227V21H226V20H225V17H223V19L221 20L220 17L218 16V14L221 16ZM41 14H42V13H41ZM58 14H63L62 16H66V15H64V14H65L64 12L62 13V11H61V13H58ZM58 14H57V15H58ZM88 14H90V13H88ZM122 14H124V12H123ZM127 14H128V13H127ZM132 14H133V13H132ZM132 14H131V15H132ZM135 14H137V13L135 12ZM203 14H202V15H203ZM213 14H214V15H213ZM231 14H232V15H231ZM234 14H235V15H234ZM14 15H15V13H14ZM14 15H13V16H14ZM25 15H24V16H25ZM27 15H29V14L27 13ZM37 15H38V13H37ZM57 15H56V16H57ZM67 15H68V14H67ZM77 15L82 16V13L80 12V14H79V12H78ZM137 15H138V14H137ZM156 15H157V13H156ZM180 15H181L182 17H181ZM187 15H188V17H189V15H190V17L188 18ZM210 15H212V17H211ZM215 15H216V17H214ZM0 16H1V13H0ZM20 16H21V15H20ZM29 16H30V15H29ZM32 16H33V15H32ZM32 16H31V17H32ZM49 16H50V15H49ZM53 16H54V14H53ZM70 16H71V15H70ZM75 16H76V15H75ZM160 16H161V17H160ZM162 16H163V17H162ZM183 16H184V17H183ZM191 16L194 17V20H195V21L192 19ZM15 17H18L17 13H16V16H15ZM21 17L23 18V16H21ZM26 17H27V16H26ZM31 17H30V18H31ZM34 17H35V16H34ZM58 17H59V16H58ZM68 17H69V16H68ZM82 17H83V16H82ZM89 17H91V16L89 15ZM100 17H101V18H100ZM116 17H117V15H116ZM130 17H131V16H130ZM138 17H139V16H138ZM175 17H178L179 19H178V18H175ZM180 17H181V18H180ZM217 17H218L219 19H218ZM37 18H38V17L36 16V19H37ZM48 18H49V17H48ZM59 18H61V17H59ZM83 18H84V17H83ZM93 18H94V19H93ZM98 18H99V19H98ZM105 18H106L108 21H107ZM109 18H110V20H109ZM123 18H124V17H123ZM127 18L129 19V17H127ZM127 18H126V19H127ZM131 18H133V15H132ZM183 18H184L185 21H184V20H180V19H183ZM186 18H187L188 20H187ZM190 18H191V19H190ZM198 18H199L200 20L202 19V18H200V17H198ZM206 18H207V20H206ZM1 19H4V17H2ZM1 19H0V20H1ZM12 19H15V18H12ZM19 19H21V18H19ZM24 19H25V18H24ZM28 19H29V18H28ZM28 19H27V20H28ZM41 19H42V18H41ZM54 19H57V18H54ZM64 19H65V17H64ZM76 19H78V18L76 17ZM76 19H75V20H76ZM80 19H81V18H80ZM104 19H105V21H104ZM112 19H113V16H112ZM116 19H119V18H116ZM121 19H122V18H121ZM126 19H125V20H126ZM154 19H155V16H154ZM173 19H174V20H173ZM189 19H190V21L193 20L194 23H196V26H197V29L195 28V27H196L195 25H194L195 27L193 26V28H195V29H193L194 31L192 30V33H189V32H191V31H189L188 29H190V27L192 26L193 21L190 23V25H189L190 27L187 25V26H188V29H187V30H185V31L183 30V29L185 28V26H186V25H184L185 22H186V24H187V22L189 23ZM199 19H198V20H199ZM47 20H51V19H47ZM66 20H67V18H66ZM119 20H120V19H119ZM123 20H124V19H123ZM130 20H131V19H130ZM134 20H136V18H135ZM151 20H152V19H151ZM156 20H157V19H156ZM176 20H177L178 22H177ZM179 20H180V21H179ZM186 20H187V21H186ZM220 20H221V22H220ZM228 20H229V21H228ZM24 21H25V20H24ZM71 21H72V20H70V17H69V22H70V24L72 25ZM76 21H77V20H76ZM106 21H107V22H106ZM112 21H113V20H112ZM115 21H116V20H115ZM144 21H145V20H144ZM166 21H167V24H166ZM182 21H184V22H182ZM2 22L5 23L4 21H0V23H2ZM6 22H7V21H6ZM21 22H22V21H20V23H21ZM33 22H34V21H33ZM47 22H48V21H47ZM49 22H50V21H49ZM56 22H58V20H57ZM60 22H62V20L59 21V23H60ZM66 22H67V21H66ZM113 22H114V21H113ZM117 22H118V21H117ZM121 22H122V20H121ZM121 22H119V23H121ZM130 22H131V21H130ZM130 22H129V24H130ZM150 22H151V21H150ZM153 22H154V21H153ZM168 22H169V23H168ZM172 22H173V23H172ZM174 22H176V25L179 24L178 26H180V27L176 26L177 29H179V30H177V29L175 28V26L173 25V24H175ZM179 22H180V23H179ZM181 22L184 23V24H183L184 27L181 25V24H182ZM219 22H220V23H219ZM9 23H11V22L9 21ZM12 23H13V22H12ZM17 23H19L18 20H17ZM81 23H82V22H81ZM94 23H95V22H94ZM99 23H100V22H99ZM142 23H143V22H142ZM151 23H152V22H151ZM170 23H172V25H171ZM213 23H214V24H213ZM218 23H219V24H218ZM232 23L235 24V25H232ZM242 23H243V24H242ZM7 24H8V23H7ZM7 24H6V25H7ZM15 24H16V23H15ZM22 24H23V23H22ZM55 24H56V23H55ZM78 24H79V23H78ZM78 24H76V25H78ZM97 24H98V23H97ZM116 24H117V23H116ZM164 24H165L166 26H165ZM230 24H231L232 26H234V27H232ZM244 24H245V25H244ZM6 25H5V27H6ZM24 25H25V24H24ZM38 25H40V24H38ZM58 25H59V24H58ZM61 25H62V24H61ZM66 25H68V24H66ZM71 25H70V27L72 28ZM83 25H84V24H83ZM105 25H106V24H104V27L107 28V25H106V26H105ZM168 25L170 26L169 28H170L171 30H175V31L173 32V31H171L169 28H167V30H166V27H167ZM229 25H230L231 27H230ZM9 26H11V25H9ZM20 26H21V24H20ZM43 26H44V24H43ZM43 26H40V27L42 28ZM45 26H46V23H45ZM45 26H44V27H45ZM48 26H49V25H48ZM48 26H47V27H48ZM62 26L65 27V25H62ZM74 26H75V25H74ZM79 26H81V25H79ZM187 26H186V27H187ZM204 26H205V27H204ZM12 27H13V26H12ZM15 27H16V25H15ZM17 27H18V26H17ZM21 27H23V26H21ZM25 27H26V26H25ZM25 27H24V28H25ZM27 27H28V26H27ZM47 27H46V28H47ZM82 27H83V26H82ZM82 27H81V28H82ZM92 27H93V26H92ZM98 27H99V26H98ZM111 27H112V25H111ZM116 27H117V26H116ZM116 27H115V28H116ZM122 27H123V26H122ZM138 27H139V26H138ZM164 27H165V28H164ZM173 27H174V28H173ZM224 27H225V28H224ZM229 27H230V28H229ZM1 28H2V27H1ZM33 28H34V27H33ZM46 28H44V30H46ZM48 28H49V27H48ZM59 28H60V27H58V29H59ZM75 28H76V27H75ZM101 28H102V26H100V29H99V30H100L101 33H102L103 30H101ZM106 28H104V32H105V34H106L107 30H108V29H106ZM109 28H110V27H109ZM115 28H114V30H115ZM118 28H119V25H118L117 29H118ZM127 28H128V27H127ZM131 28H132V27H131ZM162 28H161V29H162ZM172 28H173V29H172ZM180 28H182V30H181ZM198 28H199V29H198ZM201 28H202L204 31L200 30ZM237 28H238V27H237ZM237 28H236L235 30H237ZM241 28H240V29H241ZM8 29H9V28H8ZM18 29H19V27H18ZM63 29H64V28H62V29L60 28L59 30L62 31ZM105 29H106V30H105ZM227 29H229V30H227ZM230 29H232V30H231V31H232L231 33H232L234 36H232V34L229 33ZM5 30H6V29H5ZM10 30H11V29H10ZM30 30H32V29H30ZM38 30H41V29H38ZM59 30H58V33H59ZM65 30H67V28H66ZM70 30H71V29H70ZM132 30H133V29H132ZM134 30H135V29H134ZM163 30H160V32H162ZM176 30H177V32H176ZM238 30H239V29H238ZM15 31H17V30H15ZM19 31H21V29L18 30V34L22 33V32L19 33ZM22 31H23V30H22ZM36 31H37V29H36ZM36 31H34V32H36ZM41 31H43V30H41ZM41 31H40V32H41ZM46 31H47V30H46ZM55 31H56V29H55ZM77 31H78V30H77ZM97 31H98V30H97ZM97 31H96V32H97ZM110 31H111V30H110ZM116 31H117V30H116ZM118 31H119V30H118ZM122 31H123V30H121V32H122ZM127 31H128V30H127ZM136 31H137V30H136ZM155 31H156V29H155ZM157 31H159V29H158ZM169 31H170V32H169ZM179 31H182V33L179 32ZM183 31H184V32H183ZM187 31H189L188 34H187ZM196 31H199L200 33H198V32L196 33ZM201 31H202V32H201ZM216 31H217V32H216ZM227 31H228V32H227ZM6 32H7V31H6ZM67 32H68V30H67ZM71 32H72V31H71ZM78 32H79V31H78ZM104 32H103V33H104ZM112 32H113V31H112ZM121 32H120V33H121ZM134 32H135V31H134ZM160 32H159V33H160ZM167 32H166V33H167ZM175 32H176V34H175ZM209 32H210V33H209ZM218 32H220V34H223V35H224V33L227 32V34H226L224 37H227V36L229 35L228 37H229L230 39H228V38H227L228 40H227V39H222V38H224L223 35L215 36L214 34L219 35ZM15 33H17V32H15ZM15 33H12V34H15ZM32 33H33V32H32ZM32 33H31V34H32ZM38 33H39V32H38ZM61 33H64V31H62ZM68 33H70V32H68ZM79 33H80V32H79ZM101 33H100V34H101ZM107 33H108V32H107ZM117 33H118V32H117ZM153 33H154V32H153ZM173 33H174V34H173ZM183 33L185 34V35H184L185 37H186V36H188V37H187V38H184ZM194 33H195V34H194ZM228 33H229V34H228ZM1 34H2V33H1ZM5 34H6V33H5ZM5 34H4V35H5ZM59 34H60V33H59ZM77 34H78V33H77ZM84 34H85V33H84ZM94 34H95V32H94ZM105 34H104V35H105ZM108 34H109V33H108ZM131 34L134 35L133 32H132ZM139 34H140V33H139ZM139 34H138V36H139ZM164 34H165V33H164ZM171 34H173V35H171ZM186 34H187V35H186ZM192 34H193L194 37L191 38L190 36H192ZM230 34H231L232 37H230ZM235 34H237V33L235 32ZM6 35H7V34H6ZM9 35H11V34H10V31H9ZM9 35H8V37H6L5 39H8V38H9ZM15 35H16V34H15ZM32 35H33V34H32ZM38 35H39V34H38ZM43 35H44V34H43ZM43 35H42L41 37H43ZM47 35L49 36V34H47ZM74 35H75V34H74ZM74 35H73V36H74ZM97 35H99V31H98V34H96V36H97ZM110 35H111V33H110ZM120 35L122 36L123 34H120ZM135 35L137 36L136 33H135ZM152 35H153V34H152ZM196 35H197V36H196ZM202 35H203V34H202ZM207 35H206V36H207ZM13 36H14V35H13ZM13 36H10V39H9V40H11V37H12V39H13ZM17 36H19V35H17ZM22 36H23V35H22ZM22 36H21V37H22ZM68 36H69V34H68ZM70 36H71V35H70ZM94 36H95V35H94ZM114 36H115V35H114ZM121 36H120V37H121ZM154 36H155V34H154ZM195 36H196V37H195ZM214 36L217 37V39L220 37V39H218V40H220V41H219L220 43L217 41V39H216V41L213 39ZM221 36H222V38H221ZM0 37H1V35H0ZM54 37H55V36H54ZM62 37H63V36H62ZM71 37H72V36H71ZM81 37H82V36H81ZM81 37H80V38H81ZM92 37H93V35H92ZM99 37H100V36H99ZM101 37H102V36H101ZM108 37H111V36H108ZM117 37H118V36H117ZM117 37H116V38H117ZM142 37H143V36H142ZM142 37H140V40L143 39V41L145 40L146 43H147V41H148V43L153 41V40H152V41H151V40L149 41V39L146 40V38L144 39V37H143V38H142ZM172 37H173V38H172ZM189 37H190V39H189ZM38 38H40V37H38ZM60 38H61V34H60ZM64 38H65V37H64ZM67 38H68V37H67ZM80 38H79V39H80ZM82 38H83V37H82ZM133 38H135V37L133 36ZM136 38H137V40H139V37H136ZM141 38H142V39H141ZM149 38H150V37H149ZM154 38L156 39V37H154ZM183 38H184L185 40H184ZM198 38H200V39L197 40ZM231 38H234V40L231 39ZM1 39H2V38H1ZM5 39H4V40H5ZM21 39H22V38H21ZM41 39H42V38H41ZM48 39H49V38H48ZM57 39H58V38H57ZM72 39H73V38H72ZM76 39H77V38H76ZM100 39H101V38H100ZM105 39H106V36H105ZM112 39H113V38H112ZM122 39H123V37H122ZM122 39H121V40H122ZM130 39H131V38H130ZM162 39H161V40H162ZM176 39H175V40L173 39L174 42H175V41L178 42V40H176ZM186 39H189L188 41H190V43L187 42ZM193 39H195L194 42H192ZM235 39H236L237 41H236ZM258 39H260V40H258ZM14 40H15V39H14ZM22 40H23V39H22ZM63 40H65V39H63ZM70 40H71V39H70ZM80 40H81V39H80ZM92 40H93V38H92ZM103 40H104V38H103ZM113 40H114V39H113ZM115 40H117V39H115ZM123 40H124V39H123ZM140 40L138 41V43H143L142 41L140 42ZM156 40L158 41V39H156ZM156 40H155V42H156ZM163 40H162V41H163ZM183 40H184V41H183ZM211 40H213L214 43H213ZM223 40H224V41H223ZM226 40H227V43H228V44L226 43ZM240 40H241V39H240ZM7 41H8V40H7ZM17 41H18V40H17ZM17 41H16V42H17ZM27 41H28V39H27ZM39 41H42V40H39ZM39 41H38L37 43H39ZM74 41H76V40H74ZM84 41H85V39H84ZM98 41H99V40H98ZM106 41L108 42V39H107ZM124 41H125V40H124ZM132 41H133V40H132ZM134 41L136 42V39H135ZM159 41H160V40H159ZM164 41H163V42H164ZM198 41H199V42H198ZM208 41H209V42H208ZM232 41H234V43H232ZM257 41H258V42L260 41V43H257ZM0 42H1V41H0ZM50 42H51V40H50ZM60 42L63 43L64 41H62V39H60ZM67 42H68V39H67ZM81 42H82V41H81ZM81 42L77 44V45H79L78 48H80V44H83V45L85 44V43H81ZM87 42H88V40H87ZM90 42H91V41H90ZM99 42H101V41H99ZM99 42H98V44H99ZM110 42H112V41H110ZM135 42H134V44L132 43L133 46H135V45L138 44L137 42H136L137 44H135ZM145 42H144V43H145ZM155 42H154V43H155ZM186 42H187V43H186ZM211 42L213 43V45L211 44ZM215 42H216V43H215ZM222 42H223V43H226V44H221ZM229 42H230L231 44H233L235 47H234L233 45H231V44H230L231 46L229 47ZM238 42H239V44H241V46L237 44ZM250 42H251V43H250ZM4 43H5V42H4ZM14 43H15V42H14ZM25 43H26V41H25ZM47 43H48V42H47ZM76 43H77V42H75V44H74L75 46H76ZM96 43H97V42H96ZM118 43H119V42H118ZM120 43H121V42H120ZM122 43H123V42H122ZM146 43H145L146 47L143 46V44H141V45H142V48H143V47L148 48V47H147L148 44H146ZM201 43H200V44H201ZM203 43H204V41H203ZM1 44H3V41H2ZM12 44H13V43H12ZM50 44H52V43H50ZM91 44H92V43H91ZM98 44H97V46H96V45H95V46L98 47ZM105 44H106V46H107V45L109 44V42H108V44L105 42ZM111 44H112V43H111ZM156 44H159V45H160V44H161V41H160V42H156L154 45H156ZM162 44H163V43H162ZM175 44H176V43H175ZM182 44H183V43H182ZM197 44H196V45H197ZM200 44H199V45H200ZM219 44H220L221 47L219 46ZM256 44H258V45L256 46V49H257V50L255 49V46H254V45H256ZM18 45H19V44H17V47L14 46V45H13V46H14V48H15V47L18 48L19 46H24V45H21V44H20L19 46H18ZM52 45H53V44H52ZM54 45H55V44H54ZM54 45H53V46H54ZM56 45H57V44H56ZM66 45H67V44H66ZM85 45L87 46L88 44H85ZM89 45H90V43H89ZM103 45H104V44H102V46H101V44H100V47H103V48H104ZM124 45H125V43H124ZM141 45H139V46H141ZM152 45H153V44H152ZM152 45L149 44L148 46L151 48ZM159 45H158V46H159ZM185 45H184V46H185ZM192 45H193L194 47H193ZM202 45H203V44L200 45L201 47L199 46L200 49L198 48V45H197V49H198V51L201 50V48H202V51H203V52L201 51V53H202V54L205 53V57H206V55H207L208 57L210 56L209 58H210L211 60H210V59H209V60H210V62L212 63L213 60H214V59L212 60L213 56L211 57V55H208V54H207L208 52L206 51V52H207V53H206V52L204 51ZM207 45L211 46V49H212L213 51H211V50H210V47L207 46ZM214 45H216V46H214ZM224 45H225V46H224ZM236 45H237V46H236ZM246 45H247V44H245L244 46H246ZM8 46H9V45H7V47H8ZM13 46H12V48H13ZM31 46H32V45H31ZM64 46H65V45H64ZM86 46H85V47H86ZM91 46H92V45H91ZM106 46H105V47H106ZM116 46H117V45H116ZM131 46H132V45H131ZM158 46H157V47H158ZM178 46H179V43H178L177 47H178ZM182 46H183V45H182ZM222 46L224 47L223 49H222ZM226 46H227V49H229V53H230V51H231L230 54H229L228 52L226 53V51H227L226 48H225ZM238 46H240V47H238ZM0 47H1V46H0ZM9 47H10V46H9ZM61 47H62V45H61ZM71 47H72V46H71ZM81 47L83 48V46H81ZM92 47L94 48V46H92ZM92 47H91V49L93 50ZM100 47H98L97 49H100ZM108 47H110V44H109ZM108 47H106V48H108ZM112 47H114V45H113ZM124 47H125V46H124ZM137 47H138V45H137ZM228 47H229V48H228ZM231 47H232L233 49L236 48V50H233ZM251 47H250V48H251ZM258 47H259V48H258ZM20 48H21V47H20ZM63 48H64V47H63ZM67 48H69V47H65L64 49L67 50ZM73 48H74V47H73ZM78 48H76V50H77ZM103 48H101L100 50L94 49V50H95V53H96L97 51H99L100 54H99V52H97V53H98L100 56H101V55H104V54L106 55L107 52L105 53V52L102 50ZM117 48H118V47H117ZM121 48H123V47H119V49H121ZM130 48H131V47H130ZM159 48H160V47H159ZM178 48H179V47H178ZM185 48H187V47H184V52L186 51ZM188 48H187V51H186L188 54H189V53H193V52L195 53V50H194V49H192V50H194V51H192L191 49H188ZM263 48H264V46H263ZM40 49H41V48H40ZM49 49H50V48H49ZM51 49H52V47H51ZM55 49H56V48H55ZM71 49H72V48H71ZM71 49H68V50L71 51ZM86 49H87V48H86ZM89 49H90V48H88V50H89ZM91 49H90V50H91ZM109 49H111V47H110ZM126 49H127V48H126ZM131 49H132V48H131ZM137 49H138V48H137ZM152 49H153V46H152ZM154 49H156V48L154 47ZM160 49H162V48H160ZM160 49H158V50H160ZM179 49H181V48H179ZM197 49H196V50H197ZM219 49H220V51H222V52H221V56H220V54H219V53H220ZM230 49H232L233 52H232V50H230ZM239 49H241L242 51H240ZM2 50H3V49H2ZM2 50H0V52H1ZM9 50H10V49H9ZM16 50H18V49H16ZM52 50H53V49H52ZM57 50H58V49H57ZM62 50H63V49H62ZM62 50H60L61 53L64 51V50H63V51H62ZM78 50H79V49H78ZM92 50H91V51H92ZM114 50H116V49H113V51H114ZM122 50H123V49H122ZM138 50H139V49H138ZM162 50H163V49H162ZM176 50H177V49H176ZM190 50H191L192 52H191ZM217 50H218L219 53L216 52ZM225 50H226V51H225ZM252 50H253V48H252ZM255 50H256V51H255ZM20 51H21V50H20ZM26 51H27V50H26ZM42 51H43V50H42ZM47 51H48V50H47ZM49 51H50V50H49ZM54 51H55V50H54ZM80 51H81V50H80ZM83 51H84V50H83ZM91 51H90V53H91ZM101 51H103L104 53H103V52L101 53ZM106 51H107V50H106ZM111 51H112V49H111ZM113 51H112L111 53H113ZM116 51H117V50H116ZM123 51H125V53H126V50H125V49H124ZM131 51H132V50H130V52H131ZM144 51H145V50H144ZM154 51H155V50H154ZM160 51H161V50H160ZM164 51H165V50H164ZM172 51H173V50H172ZM177 51H179V50H177ZM180 51H181V50H180ZM180 51H179V53H180L179 56L183 55V53H181ZM236 51H237V52H236ZM243 51H245V53H243ZM248 51H251V53H250V52L248 53ZM3 52H4V51H3ZM16 52H18V51H16ZM27 52H28V51H27ZM44 52H46V51H44ZM50 52H51V51H50ZM76 52H77V51H76ZM119 52H120V51H119ZM121 52H122V51H121ZM142 52H143V51H142ZM146 52L149 53L148 50H147ZM151 52H152V51H151ZM155 52H157L156 54H159L157 50H156ZM155 52H153L152 54H154ZM165 52H167V51H165ZM174 52H175V51H174ZM186 52H185V54H186ZM199 52H200V51H199ZM199 52H198V53H199ZM214 52H216V53H214ZM235 52H236V53L241 52V53H240V54L238 53L237 56H236V55H235ZM252 52H253V53H252ZM32 53H33V52H32ZM32 53H30V54H32ZM47 53H48V52H47ZM52 53H53V51H52ZM59 53H60V52H59ZM61 53H60V54H61ZM66 53H67V52H66ZM81 53H82V51H81ZM90 53H88V54H90ZM109 53H110V51H109L107 54H109ZM111 53H110V55H112ZM123 53H124V52H123ZM139 53H141V52H139ZM139 53H137V54H139ZM160 53L162 54L163 52H160ZM175 53H176V52H175ZM246 53H248V54L245 55ZM2 54H3V53H2ZM21 54H22V53H21ZM27 54H28V53H27ZM49 54H50V53H49ZM68 54H72V55H73V52L71 51V53L69 52ZM68 54H67V56H68ZM78 54H79V52L77 53V55H78ZM91 54H92V53H91ZM121 54H122V53H121ZM156 54H155V55H156ZM164 54H165V53H163V56H161V57H164ZM166 54H168V53H166ZM166 54H165V55H166ZM215 54H216V55H215ZM226 54H227V55H226ZM231 54H234V55H231ZM257 54H258V53H257ZM257 54H256L255 56L258 58ZM0 55H1V54H0ZM12 55H13V53H12ZM17 55H18V54H17ZM39 55H40V54H39ZM42 55H43V54H42ZM50 55H51V54H50ZM52 55H54V53H53ZM72 55H71V56H72ZM75 55H76V54H75ZM82 55H83V54H82ZM85 55H86V54H85ZM85 55H83L85 58L88 57V56H90V58H87V60H89V59L92 58L91 55H86V56H85ZM95 55H96V54H95ZM99 55H97V56H98V59L100 58ZM110 55H108V56L110 57ZM115 55H117V53H116ZM115 55L113 54L114 57H115ZM118 55L120 56V54H118ZM118 55H117V56H118ZM131 55H132V53H131ZM172 55H173V54H172ZM172 55H169V56L171 57ZM177 55H178V54H177ZM189 55H191V54H189ZM193 55H194V54H193ZM193 55H191L192 57H191V56H190V57L193 58V59H194V57H195V58L197 57V56H194V57H193ZM195 55H196V53H195ZM203 55H204V54H203ZM203 55H201V56L203 57ZM238 55H239V56H238ZM251 55H250V56H251ZM1 56H3V55H1ZM15 56H16V55H15ZM28 56H29V55H28ZM36 56H37V55H36ZM64 56H65V55H64ZM67 56H65V57H67ZM69 56H70V55H69ZM73 56H74V55H73ZM83 56H81V59H82ZM113 56H112V57H113ZM123 56H124V54H123ZM128 56H129V55H128ZM141 56H142V55L140 54V59L137 57V58H138L137 60H141L140 62L137 63L138 66H139V63H141V62L144 60V57H141ZM145 56H146V55H145ZM158 56H160V55H158ZM158 56H157V58H158ZM166 56H167V55H166ZM169 56H168V57H169ZM185 56H186V55H185ZM185 56H183V57H185ZM187 56H188V55H187ZM198 56H199V54H198ZM219 56H220V57H219ZM20 57H21V56H20ZM24 57H25V56H24ZM30 57H32V56H30ZM40 57H41L40 59H42V56H40ZM84 57H83L82 60L86 61ZM109 57H108V58H109ZM124 57H125V56H124ZM161 57H160V59H161ZM202 57H201V58H202ZM215 57H214V58H215ZM248 57H249V56H247L246 58H248ZM253 57H254V56H252V58H253ZM3 58H4V56L2 57V59H3ZM32 58H33V57H32ZM52 58H53V57H52ZM60 58H61V57H60ZM62 58H63V57H62ZM71 58H74V57H71ZM106 58H107V57L102 56V62H103L104 59H106ZM115 58H116V57H115ZM151 58H152L153 60L155 59L154 56H153V57L150 56V58H149V59H150V62H148V63H151V64L157 66V64L154 63V62H156V61L154 60V62H153V60H152ZM165 58H166V57H165ZM185 58H186V57H185ZM191 58H190V59H191ZM201 58L199 59V61L201 60L200 62H201V63H202V62L204 63L203 59H201ZM226 58H227V57H226ZM229 58H230V57H229ZM238 58H237V59H238ZM254 58H255V57H254ZM254 58H253V59H254ZM257 58H255V59H257ZM2 59H1V63H2ZM43 59H44V56H43ZM43 59H42V60H43ZM79 59H80V58H79ZM98 59H96V60H98ZM113 59H114V58H113ZM118 59H119V57H117V59H115V60H116V62H115L116 64H117L118 62L120 63L122 57H121V59H119L120 61H118ZM125 59H127V58L125 57ZM142 59H143V60H142ZM149 59H145L141 64L144 65L143 63L146 62V63H145L146 67L151 68V67H149V66H151V64H148V63H147V61H148ZM160 59H157V60H158V61H161ZM163 59H164V58H163ZM163 59H162V60H163ZM205 59H206V58H205ZM207 59H208V58H207ZM232 59H233V58H232ZM237 59H235V61H236ZM248 59L251 60V57H249ZM253 59H252L251 61H253ZM263 59H264V57H263ZM23 60H24V59H23ZM33 60H34V59H33ZM33 60H32V61H33ZM35 60H36V59H35ZM35 60H34V61H35ZM55 60H56V59H55ZM62 60H63V59H61L60 62H62ZM69 60H70V59H69ZM73 60H75V59H73ZM73 60H71V61H73ZM82 60H81V61H82ZM91 60H92V59H91ZM91 60H89V62H90ZM93 60H95V59H93ZM122 60H123V59H122ZM128 60H129V59H128ZM137 60H136V62H137ZM146 60H147V61H146ZM151 60H152V61H151ZM168 60H169V59H168ZM173 60H174V59H173ZM173 60H172V61H173ZM209 60H208V61H209ZM218 60H217V62H218ZM229 60H230V59H229ZM233 60H234V59H233ZM233 60H230V63H233V62H231V61H233ZM38 61H40V60H38ZM38 61H37V62H38ZM52 61H53V59H52V60L50 59V63H51ZM71 61H70V62H71ZM81 61H80V62H81ZM109 61H110V60H109ZM117 61H118V62H117ZM164 61L166 62L167 59L164 60ZM169 61H171V60H169ZM169 61H168V62H169ZM174 61H175V60H174ZM194 61H195V60H194ZM227 61H228V60H227ZM246 61H249V60H246ZM18 62H19V61H18ZM35 62H36V61H35ZM40 62H41V61H40ZM43 62H45V61H43ZM60 62H59V63H60ZM63 62H64V61H63ZM70 62H69V63H70ZM87 62H88V61H87ZM92 62H93V61H92ZM106 62H108V61H105V63H106ZM113 62H114V61H113ZM121 62H122V61H121ZM126 62H127V61H126ZM183 62H184V61H183ZM185 62H186V60H185ZM206 62H207V61H206ZM206 62H205V63H206ZM210 62H209V64H210ZM217 62H215V63L218 64ZM219 62H220V61H219ZM225 62H226V60H225ZM225 62H224V63H225ZM228 62H229V61H228ZM228 62L225 64L226 66H228L227 64L230 65V63H228ZM262 62H263V61H262ZM45 63H46V62H45ZM53 63H54V62H53ZM57 63H58V62H57ZM78 63H79V62H78ZM82 63H83V62H82ZM105 63H103V64H105ZM115 63H111V64H115ZM128 63H129V62H128ZM131 63H132V62H131ZM158 63H159V62H158ZM162 63H163V62H162ZM172 63H173V62H172ZM172 63H171V65H172ZM176 63H177V62H176ZM176 63L173 64V66H175ZM205 63H204V64H205ZM213 63H214V62H213ZM213 63H212V64H213ZM215 63H214V64H215ZM220 63H221V62H220ZM224 63H223V64H224ZM235 63H236V62H235ZM246 63H247V62H246ZM254 63H255L254 61H253L252 63L248 62L247 65H249V64H252V65H253ZM260 63H261V61H260ZM17 64H18V63H17ZM25 64H28V63L26 62ZM35 64L37 65V63H35ZM65 64H66V63H65ZM70 64H71V63H70ZM89 64H90V63H89ZM165 64L167 65V63H164L163 65H165ZM179 64H181V63L179 62ZM185 64H187V63H185ZM199 64H200V63H199ZM223 64H222V67H224ZM255 64H256V63H255ZM0 65L2 66V64H0ZM18 65H21V63L18 64ZM58 65H60V64H58ZM63 65H64V64H63ZM77 65L79 66L80 64H77ZM83 65H84V64H83ZM124 65H125V64H124ZM126 65H127V64H126ZM129 65H130V63H129ZM142 65H140V67H141ZM160 65H161V62H160ZM163 65H162V67H163V70H162V71H164V69H165ZM166 65H165V66H166ZM177 65H178V64H177ZM181 65H182V64H181ZM196 65H198V63H197ZM206 65H208V64L206 63ZM218 65H220V67H221V64H218ZM231 65H233V64H231ZM234 65L236 66L237 64H234ZM234 65H233V67H235ZM245 65H246V64H243V65H241V66H244V67H245ZM247 65H246V66H247ZM263 65H264V64H263ZM263 65H262V66H263ZM29 66H30V65H29ZM46 66H47V64L45 65V67H46ZM52 66H55V64H54V65L52 64ZM52 66H51V67H52ZM56 66H57V65H56ZM80 66H81V65H80ZM89 66H90V65H89ZM91 66H92V65H91ZM102 66H103V65H102ZM155 66H153V68H154ZM158 66H159V64H158ZM199 66L202 67V65H199ZM199 66H198V67H199ZM204 66H205V65H204ZM249 66H250V65H249ZM260 66H261V65H260ZM260 66H258V67H260ZM19 67H20V66H19ZM27 67H28V66H27ZM35 67H37V66H35ZM35 67H34V68H35ZM39 67H41V65H40ZM43 67H44V66H43ZM51 67H50V69H51ZM59 67H61V65H60ZM59 67L57 66V68H59ZM74 67H75V66H74ZM84 67H85V66H84ZM87 67H88V66H87ZM98 67H99V66H98ZM113 67H114V65H113ZM118 67H119V64H118ZM125 67H126V66H125ZM130 67H131V65H130ZM135 67H136V66H135ZM160 67H161V66H160ZM162 67H161V68H162ZM171 67H172V66H171ZM179 67H181V66L179 65ZM186 67H187V66H186ZM186 67L184 66L183 68L186 69ZM201 67H200V69L202 70L204 67H203V68H201ZM206 67H207V66H206ZM216 67H217V66H216ZM244 67H243V68H244ZM1 68H2V67H1ZM3 68H4V67H3ZM47 68H49V67H46V69H47ZM53 68H54V67H52V69H53ZM57 68H55V69H57ZM64 68H65V67H64ZM66 68H67V67H66ZM81 68H83V66H82ZM81 68H80V69H81ZM94 68H95V67H93V69H94ZM109 68H110V67H109ZM116 68H117V66H116ZM116 68L114 67L115 70L112 68V69L115 71V73H117V72H116ZM127 68H128V67H127ZM156 68H157V67H156ZM156 68H155V69H156ZM187 68H188V67H187ZM207 68H208L207 70H209V68H210V70L214 71V70H213V67H212V69H211V66H210V67H207ZM227 68H228V67H227ZM230 68H232V66H231ZM235 68H236V67H235ZM239 68H240V67H238V71H240V70L243 69V68L241 67V69L239 70ZM246 68H247V67H246ZM262 68H263V67H262ZM16 69H17V68H16ZM67 69H69V68H67ZM67 69H65V70H67ZM70 69H71V68H70ZM76 69H77V68H76ZM76 69H75V68H74V69L72 68V73H74L73 70L78 71V69H77V70H76ZM88 69H89V68H88ZM96 69L99 70V68H96ZM100 69H101V68H100ZM136 69H137V67H136ZM138 69H140V68H138ZM141 69L143 70L144 67L142 66ZM146 69H147V68H146ZM159 69H160V68H159ZM159 69L157 68V71H158ZM166 69H167V67H166ZM188 69H189V68H188ZM193 69H194V68H192V70H193ZM214 69H215L216 71H218L217 69H219V67H218V68H214ZM223 69H226V67L223 68ZM223 69H222V70H223ZM0 70H1V69H0ZM2 70H3V69H2ZM24 70H25V69H24ZM60 70H61V69L59 68V71H60ZM91 70H92V69H91ZM105 70H106V74H107V73H108V72H107V71H108V68L106 69V67H105ZM118 70H119V68L117 69V71H118ZM126 70H127V69H126ZM132 70H133V69H132ZM160 70H161V69H160ZM160 70H159L158 72H162V71H160ZM176 70H177V69H176ZM180 70H182V69H180ZM183 70H184V69H183ZM190 70H191V69H190ZM229 70H230V69H229ZM234 70H237V69H234ZM234 70H230L229 72H231V71H232V72L229 73V75H230V74H233V72L236 73ZM244 70H245V69H244ZM244 70H243V71H244ZM257 70H258V69H257ZM20 71L22 72L23 69L21 68ZM25 71H26V70H25ZM36 71H37V70H36ZM36 71H35V72H36ZM46 71H47V70H45V72H46ZM49 71H50V70H49ZM49 71L46 72V73H49ZM79 71H80V70H79ZM79 71H78V72H79ZM83 71H86V70L84 69ZM96 71H97V70L94 69L93 72H96ZM110 71H112V70H110ZM121 71H123V70H121ZM139 71H140V72H139ZM144 71H146V70L144 69ZM154 71H155V70H154ZM154 71L152 72L151 69H150V71L148 72V69H147V73H148V74L145 72V75H144V72H143V71H141V70H137V73L139 72V73H141L142 76H145V77H146V74H147V76H148V75H150V72H152L153 74H151V75L149 76V77H152V75L155 76V75H154ZM157 71H155L156 74H157ZM167 71H168V69H167ZM167 71H166V72H167ZM170 71H171V70H170ZM170 71H168V73H169ZM187 71H188V70H187ZM203 71H205V69H203ZM224 71H225V70H224ZM238 71H237V72H238ZM263 71H264V70H263ZM29 72H30V71H29ZM45 72H43L44 75H46ZM53 72H54V71H53ZM90 72L92 73V71H90ZM90 72H89V74H91ZM118 72H120V71H118ZM128 72H129V71H128ZM128 72H127V73H128ZM133 72H134V71H133ZM135 72H136V71H135ZM142 72H143V73H142ZM182 72H183V71H182ZM185 72H186V70H185ZM185 72H183V74H184ZM190 72H191V71H190ZM190 72H189V73H190ZM196 72H197V71H196ZM196 72H193L195 75L191 76L193 79H194V77L196 76V74L199 73V71H198L197 73H196ZM205 72H206V71H205ZM225 72H226V71H225ZM56 73H57V72H56ZM66 73H69V72L67 71ZM72 73H71V74H72ZM82 73H84V72H82ZM86 73H88V72H86ZM113 73H114V72L112 71V74H113ZM123 73H124V72H123ZM131 73H132V72H130L129 74H131ZM139 73H138V74H139ZM168 73H167V74H168ZM173 73H175V72L172 71V74H173ZM178 73H179V72H178ZM189 73L186 72V76H185V77H187V76L189 75ZM201 73L204 75L203 72H201ZM209 73H211V72H209ZM263 73H264V72H263ZM50 74H51V73H50ZM62 74L64 75L65 73H62ZM71 74H70V75H71ZM84 74H85V73H84ZM104 74H105V73H104ZM112 74H111V75H112ZM117 74H118V73H117ZM138 74H135V75H138ZM159 74H160V73H159ZM161 74L163 75V72H162ZM226 74H227V72H226ZM236 74H237V73H236ZM258 74H259V73H258ZM261 74H262V73H261ZM31 75H32V74H31ZM40 75H41L40 77L42 78L41 71H40ZM67 75H68V74H67ZM73 75L75 76V74H73ZM91 75H92V74H91ZM93 75H94V73H93ZM97 75H98V73H97ZM101 75H102V74H101ZM113 75H114V74H113ZM113 75H112V76H113ZM120 75H121V73L119 74V76H120ZM124 75H125V74H122V76H124ZM132 75H133V73H132ZM132 75H131V76H132ZM157 75H158V74H157ZM157 75H156V76H157ZM165 75H166V74L164 73L163 76H165ZM169 75H171V74H169ZM174 75H175V76H174ZM174 75H173V77H176V74H174ZM181 75H182V73H181ZM227 75H228V74H227ZM227 75H226V76H227ZM234 75H235V74H234ZM55 76H56V74H55ZM60 76H61L62 79H64V77H63L61 74H60ZM60 76H59V78H60ZM80 76H81V75H80ZM82 76H83V74H82ZM82 76H81V77H82ZM87 76H89V75H87ZM95 76H96V75H95ZM112 76H109V77H112ZM119 76L116 75L115 78H117V80H118V77H119ZM127 76H129V75L127 74ZM158 76H159V75H158ZM158 76H157V77H154V78H157V79H156V80H157V83H160V84H161V81H159ZM160 76H161V75H160ZM221 76H222V75H221ZM221 76H218V77H220V80H221ZM256 76H257V75H256ZM263 76H264V74H263ZM31 77H33V76H31ZM45 77H46V76H45ZM47 77H48V76H47ZM83 77H84V76H83ZM83 77H82V78H83ZM85 77H86V75H85ZM92 77H93V76H92ZM99 77H100V76H98V78H99ZM101 77H102V76H101ZM103 77L105 78V77H108V76H103ZM103 77H102V78H103ZM124 77L126 78V75H125ZM133 77H134V75H133ZM167 77H168V76H167ZM185 77H184V78H185ZM228 77H229V76H228ZM38 78H39V77H38ZM55 78H56V77H55ZM57 78H58V77H57ZM59 78H58V79H59ZM61 78H60L59 82L61 81ZM78 78H79V77H78ZM115 78H114V79L112 78V80H110V78H108V79L105 78V79H107L106 81H109V82L113 83V80H114V82H115ZM130 78H131V77H130ZM159 78H160V77H159ZM161 78H162V77H161ZM161 78H160V79H161ZM168 78H169V77H168ZM170 78H172V77H170ZM196 78L199 79L198 76H196L195 79H196ZM212 78H213V77H212ZM223 78H224V77H222V79H223ZM69 79H71V77H69ZM72 79H74V78L72 77ZM72 79H71V80H72ZM80 79H81V78H80ZM91 79H92V78H91ZM105 79H104V81H105ZM119 79H120V77H119ZM141 79H142V78H141ZM141 79H140V80H141ZM151 79H152V78H151ZM151 79L149 78L150 82H151ZM162 79H163V78H162ZM165 79H167V78L165 77ZM165 79H164V80H165ZM174 79H175L176 82H173V83H172V82L170 81V83H171L172 85L177 83L175 86L173 85V87H176V88H177V91H178V88L180 89L179 91H181L182 88H183L182 91H183V90L185 91V90H186L185 87H184L185 84H184V85H183V84H179V85H178V83H183V82H178V81H177V79H180V77H177V79H176V78H174ZM187 79H188V77H187ZM201 79H202V76H201ZM32 80H33V79H32ZM35 80H36V79H35ZM39 80H40V79H39ZM39 80H37V81H39ZM43 80H44V76H43ZM53 80H55V79H53ZM53 80H51L50 84L52 83ZM64 80H66V81L69 83V80H67L66 78H65ZM82 80H83V79H81V81H82ZM85 80H86V79L84 78L83 83L85 82ZM87 80H89V79L87 78ZM117 80H116V82H119V80H118V81H117ZM127 80H128V78H127ZM127 80H126V81H127ZM130 80H131V79H130ZM154 80H155V79H154ZM180 80L183 81V80H185V79L182 78V79H180ZM199 80H200V79H199ZM203 80H204V79H203ZM216 80H218V79H216ZM230 80H231V79H230ZM26 81H27V79H26ZM26 81H25V82H26ZM40 81H41V80H40ZM44 81H45V80H44ZM49 81H50V80H49ZM57 81H58V80L56 79V83H57ZM81 81L79 82V80H78V82L81 83V85H82V82H81ZM89 81H90V80H89ZM95 81H96V80H95ZM102 81H103V80H102ZM106 81H105V82H106ZM135 81H136V80H135ZM135 81H134V82H135ZM146 81H147V80H146ZM158 81H159V82H158ZM185 81H186V80H185ZM185 81H184V82H185ZM243 81H244V80H243ZM262 81H264V79H263ZM21 82H22V81H21ZM21 82H20V83H21ZM54 82H55V81H54ZM67 82H66V83H67ZM70 82H71V84H75V83H72V81H70ZM75 82H76V81H75ZM78 82H77V83H78ZM87 82H88V81H87ZM87 82H86V84H87ZM90 82H91V81H90ZM105 82H104V84H105ZM122 82H123V81L120 80V84H122V85H125V84H126V85H127L126 82H123L124 84H123ZM153 82H156V81H153V80H152V83H153ZM163 82H164V81H163ZM198 82H200V81H198ZM16 83H17V82H16ZM45 83H46V82H45ZM48 83H49V82H48ZM48 83H47V85H48L47 88H49V84H48ZM60 83L62 84V82H60ZM63 83H64V81H63ZM91 83H93V81H92ZM95 83H96V82H95ZM95 83H94V84H95ZM132 83H133V78H132ZM136 83H137V82H136ZM136 83H135L134 86H137L136 88H139L138 85H137ZM152 83H151V84H152ZM164 83H165V82H164ZM186 83H187V82H186ZM202 83H203V82H202ZM202 83H201V84H202ZM223 83H224V82H223ZM247 83H249V82H247ZM250 83H251V82H250ZM38 84H40V83H38ZM43 84H44V83H43ZM52 84H53V86L56 85L55 83H52ZM57 84H58V83H57ZM97 84H99V83H97ZM97 84H96V85H97ZM107 84H108V83H107ZM107 84H106V85H107ZM128 84H129V82H128ZM133 84H134V83H133ZM138 84H139V83H138ZM195 84L197 85L196 82H195ZM195 84H193V85H195ZM198 84H200V83H198ZM208 84H209V83H208ZM0 85H2V83H1ZM6 85H7V84H6ZM41 85H42V84H41ZM44 85H45V84H44ZM63 85H65V84H63ZM63 85H60V84H59L58 87L61 86V88H62ZM69 85H70V83H69ZM78 85H80V84H78ZM101 85H102V82H101ZM115 85H119V84L117 83V84H115ZM126 85H125V86H126ZM130 85H131V83H130ZM130 85H129V86H130ZM164 85H165V84H164ZM168 85H169V84H168ZM168 85L166 86L167 89L169 88ZM177 85H178V86L181 85L182 88H181V86H180V87H177ZM193 85H192V86H193ZM205 85L207 86V83L204 84V87H205ZM241 85H242V84H241ZM251 85H252V83H251ZM2 86H4V85H2ZM2 86H0V87H2ZM9 86H10V85H9ZM45 86H46V85H45ZM72 86H73V85H72ZM86 86L88 87L89 85H86ZM98 86H99V85H98ZM104 86H105V85H104ZM108 86H109V85H108ZM111 86H112V84H110V89H111ZM129 86H127V87H129ZM139 86L141 87L142 85H139ZM157 86H158V84H157ZM157 86L154 87V88H155V89L159 88V90H157L158 92H159V91H162V88H163V89L165 88L164 86L162 87V85H161V87H159V86L157 87ZM169 86H170V85H169ZM185 86H188V85H185ZM201 86H202V85H201ZM213 86H214V85H213ZM228 86H229V83H228ZM249 86H250V85H249ZM249 86H246V87H249ZM260 86H262V85H260ZM63 87H64V86H63ZM65 87H66V85H65ZM74 87L76 88V85H74ZM83 87H84V86H83ZM100 87H101V86H100ZM105 87H106V86H105ZM113 87H114V86H113ZM127 87H125V88H127ZM142 87H143V86H142ZM147 87H148V86H147ZM152 87H153V86H152ZM198 87L200 88V86H198ZM257 87H259V85H258ZM36 88H38V87H36ZM55 88H56V86H55ZM66 88H67V87H66ZM69 88H71V85H70ZM72 88H73V87H72ZM81 88H82V87H81ZM93 88H95V87H93ZM103 88H104V87H103ZM108 88H109V87H108ZM118 88H120V87H118ZM118 88H117V89H118ZM125 88H124V89H125ZM154 88H153V89H154ZM171 88H172V87H171ZM187 88H188V87H187ZM193 88H195V87H193ZM212 88H213V87H212ZM259 88H260V87H259ZM259 88H257V89H259ZM22 89H23V88H22ZM28 89H29V88H28ZM30 89L32 90V88H30ZM49 89H50V88H49ZM56 89H57V88H56ZM56 89H55V92H56ZM59 89H60V87H59ZM76 89H77V91L79 90L78 87H77ZM89 89H90V88H89ZM96 89H97V88H96ZM120 89H121V88H120ZM122 89H123V87H122ZM132 89H133V88H132ZM134 89H135V88H134ZM140 89H141V88H140ZM144 89L147 90L148 88L145 87ZM149 89H151V88H149ZM160 89H161V90H160ZM167 89H165V91H166ZM189 89L191 90L192 87L189 88ZM189 89H188L187 91H185V92L190 91ZM195 89H197V87H196ZM195 89H194V90H195ZM201 89H202V88H201ZM201 89H200V90H201ZM205 89H206V87H205ZM245 89H246V88H245ZM263 89H264V88H263ZM2 90H3V89H2ZM15 90H16V89H15ZM40 90H41V88H40ZM53 90H54V89H53ZM62 90H63V88H62ZM67 90H68V89H67ZM73 90H75V89H73ZM172 90H174V88H173ZM194 90H191V91H194ZM198 90H199V89H198ZM259 90H260V89H259ZM22 91H23V90H22ZM46 91L49 92L48 89H47ZM64 91H66V90L64 89ZM64 91H61L62 94L59 93L60 96L62 95V98H60V96H58V97L60 98L59 101H60L61 99L64 98L63 96H66V97H65L66 100H67L68 96L71 97L68 91H67V93H68L69 95H68V96H67V94L64 95V94H63ZM71 91H72V90H71ZM100 91H101V89H100ZM105 91H106V90H105ZM124 91H126V90H123V91H120V92L123 93ZM128 91H129V90H128ZM128 91H126L125 94H128L129 96H130L129 93L132 94L133 91L135 92V90H133V91L130 90V92H128ZM139 91H140V90H139ZM139 91H136V92H139ZM143 91H144V90H143ZM165 91H164V93H165ZM168 91H169V89L167 90V92H168ZM179 91H178V92H179ZM191 91H190V92H191ZM195 91H196V90H195ZM195 91H194V92H195ZM207 91H208V90H207ZM237 91H238V90H237ZM245 91H246V90H245ZM254 91H255V90H254ZM254 91H253V93H255ZM262 91H263V90H262ZM3 92H4V91H3ZM18 92H19V91H18ZM25 92L27 93V90H25ZM28 92H29V91H28ZM48 92H47V93H48ZM55 92H54V93H55ZM79 92H80V91H78L77 93H79ZM91 92H94V91H91ZM91 92H90V93H91ZM102 92H104V89H102L101 94H102ZM107 92H108V91H107ZM107 92H106V93H107ZM141 92H142V91H141ZM141 92H140V93H141ZM149 92H151V91H149ZM149 92H148V93H149ZM171 92H175V93H176V91H171ZM199 92H200V91H199ZM201 92H202V91H201ZM256 92H258V90H256ZM44 93L46 94V92H44ZM54 93H53V95H54ZM64 93H65V92H64ZM80 93H81V92H80ZM82 93H83V90H82ZM116 93L119 94L118 91H117ZM153 93H154V92H153ZM159 93H160V92H159ZM183 93H184V92H182V94H183ZM188 93H189V92H188ZM229 93H230V92H229ZM239 93H240V92H239ZM246 93H247V92H246ZM250 93H251V92H250ZM253 93H251V94L253 95ZM17 94H18V93H17ZM27 94H28V93H27ZM72 94H73V93H72ZM75 94H76V93H75ZM104 94H105V93H104ZM113 94H114V93H113ZM117 94H114V95H117ZM125 94H124V95H125ZM134 94H135V93H134ZM156 94H157V93H156ZM168 94H169V95H167L168 97H167L166 94H165L166 97L163 98V101H164V99L166 100V98L170 99V98L172 97V94L174 95V93H171V95H170V93H168ZM179 94H181V93L179 92ZM182 94H181V95H182ZM185 94H186V95H184L185 98L189 96L188 100L191 101V98H192L191 95H192V93H191L190 95L187 94V93H185ZM196 94H197V93H196ZM225 94H226V93H225ZM240 94H241V93H240ZM244 94H245V93H244ZM247 94L251 96V94H249V92H248ZM261 94H262V93H260V95H261ZM20 95H22V94H20ZM23 95H24V94H23ZM23 95H22V97H25V96H23ZM30 95H31V94H30ZM48 95H49V94H48ZM48 95H47V96H48ZM73 95H74V94H73ZM77 95H78V94H77ZM81 95H82V94H80L79 96H81ZM91 95H92V94H91ZM91 95H90V96H91ZM94 95H95V94H94ZM99 95H100V94H99ZM102 95H103V94H102ZM102 95H101V96H102ZM111 95H112V93H111ZM119 95H120V94H119ZM122 95H123V94H121V96H122ZM124 95H123V96H124ZM128 95H126V96H128ZM132 95H133V94H132ZM132 95H131L130 97H132ZM135 95H137V94H135ZM151 95H152V94H151ZM161 95H162V93H161ZM176 95H178V94L176 93ZM176 95H175V96H176ZM187 95H188V96H187ZM201 95H202V94H201ZM232 95H233V94H232ZM26 96H27V95H26ZM40 96H42V95L40 94ZM40 96L38 95V98H40ZM97 96H98V95H97ZM97 96H96V97H97ZM101 96H100V97H101ZM106 96H107V95H106ZM138 96H139V95H138ZM138 96H133L132 99L135 100V98H136V100H138V98H139ZM144 96H145V95H144ZM155 96H156V98H158V97H157L158 94L155 95ZM170 96H171V97H170ZM184 96H183V97H182V96H178V97H179V99H180V97L184 98ZM197 96H199V95H196V97H197ZM235 96H236V95H235ZM235 96H234V97H235ZM4 97H5V96H4ZM29 97H30V96H29ZM50 97H51V95H50ZM50 97H49V98H50ZM76 97H77V96H76ZM98 97H99V96H98ZM102 97H103V96H102ZM140 97H141V96H140ZM169 97H170V98H169ZM201 97H202V96H201ZM258 97H259V96H258ZM7 98H8V97H7ZM11 98H12V97H11ZM27 98H28V97H27ZM27 98H26V99H27ZM34 98H35V97H34ZM34 98H32L31 100H33ZM49 98H48V99H49ZM56 98H57V97H56ZM77 98H78V97H77ZM91 98H92V96H91ZM107 98L109 99V97H107ZM107 98H103V99L106 100ZM112 98H113V97H112ZM121 98L123 99V97H121ZM121 98H120V99H121ZM127 98H128V97H127ZM156 98H155V99H156ZM159 98H160V95H159ZM159 98H158V99H159ZM161 98H162V97H161ZM172 98H173V97H172ZM185 98H184V99H185ZM198 98H200V97H198ZM230 98H231V97H230ZM232 98H233V97H232ZM259 98H260V97H259ZM261 98H262V96H261ZM261 98H260V99H261ZM263 98H264V97H263ZM2 99H4V98L2 97ZM18 99H19V98H18ZM21 99H22V98H21V96H20V99H19V100H17V101L14 100V101H16L17 103H19L18 101H21ZM57 99H58V98H57ZM72 99H73V98H72ZM75 99H76V98H75ZM75 99H73V100H75ZM94 99H95V97H94ZM98 99H99V98H98ZM128 99H129V98H128ZM139 99H140V98H139ZM144 99H145V98H144ZM177 99H178V98H177ZM177 99H176V101L179 100V99H178V100H177ZM193 99H194V97L192 98V100H193ZM235 99H236V98H235ZM235 99H234V100H235ZM237 99L239 100L240 98L238 97ZM10 100H12V99H10ZM28 100H29V99H28ZM35 100H36V99H35ZM43 100H44V99H43ZM63 100H64V99H63ZM63 100H62V101H63ZM83 100H84V99H83ZM87 100H88V99H87ZM90 100H92V99L89 98V101H90ZM101 100H102V99H101ZM105 100H104V102L102 101L103 104L105 103ZM112 100H113V99H112ZM116 100H117V99L115 98V100H113V101H116ZM124 100H125V98H124ZM141 100H142V99H140V101H141ZM186 100H187V99H186ZM261 100H262V99H261ZM5 101H6V99H5ZM56 101H57V100H56ZM56 101H54V102L56 103ZM59 101H58V103H59ZM64 101H65V100H64ZM75 101H76V100H75ZM79 101L82 102L81 99H80ZM79 101H78V102H79ZM85 101H86V100H85ZM85 101H84V102H85ZM89 101H88V102H89ZM121 101H122V100H121ZM121 101H120V102H121ZM126 101H127V100H126ZM132 101H133V100H131V102H132ZM138 101H139V100H138ZM140 101H139V102H140ZM149 101H150V100H148L147 103H149ZM159 101H161V100H159ZM159 101H158V102H159ZM176 101H175V102H176ZM193 101H194V100H193ZM196 101H197V100H196ZM251 101H252V100H251ZM256 101H257V100H256ZM258 101H259V100H258ZM39 102H41V99H40ZM48 102H49V101H48ZM70 102H71V101H70ZM76 102H77V101H76ZM92 102H93V101H92ZM110 102H111V101H108V103H110ZM139 102H138L137 104H139ZM166 102H167V101H166ZM172 102H173V103H171V101H170V103L173 105V104L175 103V102H174V99H173ZM183 102H184V103H183ZM183 102L181 101L180 105H183V107H184V105L186 104L185 102H187V101L183 100ZM228 102L230 103V101H228ZM237 102H238V101H237ZM240 102H241V101H240ZM242 102H243V101H242ZM3 103H4V102H3ZM10 103H12V102H10ZM10 103H9V101H8L7 104H10ZM13 103H14V102H13ZM13 103H12V104H13ZM21 103H22V102H21ZM21 103H20V105H21ZM25 103H26V102H25ZM31 103H32V102H31ZM58 103H57V104H58ZM74 103H75V102H74ZM95 103H96V102H95ZM98 103H99V102L97 101V105H98ZM108 103H107V105H108ZM116 103H119V102H116ZM116 103H115V104H116ZM123 103H125V102L123 101ZM123 103H122L121 105H123ZM127 103H128V105L131 104L129 101H128ZM143 103H144V102H143ZM145 103H146V102H145ZM151 103H152V102H151ZM164 103H165V102H164ZM176 103H178V102H176ZM182 103H183V104H182ZM187 103H189V101H188ZM191 103H192V102H191ZM233 103H235V102H233ZM245 103H246V102H245ZM248 103H249V102H248ZM263 103H264V102H262V104H263ZM50 104H51V103H50ZM57 104H53V105H57ZM77 104H78V103H77ZM84 104H85V103H84ZM84 104H83V106H84ZM89 104H90V103H89ZM110 104H111V103H110ZM112 104H113V103H112ZM137 104H136V105H137ZM140 104H141V103H140ZM158 104H159V103H158ZM167 104H169V103L167 102ZM213 104H214V103H213ZM231 104H232V103H231ZM240 104H241V103H240ZM243 104H244V103H243ZM243 104H241V106H242ZM249 104H250V103H249ZM252 104H253V103H252ZM252 104H251V106H252ZM254 104H255V102H254ZM262 104H261V105H262ZM20 105H19V106H20ZM32 105H33V104H32ZM63 105H64V104L62 103V107L65 109V111H66L65 113H67V114L64 113V111H63L64 109H63L62 107H61L62 109H60V111H55V112H54V111H48V113H47V118H48V117H52V118H54V120L56 121V125L59 124V123H57V119H58L59 117L61 118V120L63 119V121H64L65 118H63V117L61 116L62 113H64L65 116H67V115H70V114H71V111H72V113H73L72 116H73V115L77 112V111L74 112V110H72V109H71V111H70V110H66V107H67L68 105H66V106H63ZM71 105L74 106L75 104H71ZM71 105H70V107H68V108H71ZM90 105H91V104H90ZM93 105H94V104H93ZM113 105H114V104H113ZM118 105H119V104H118ZM149 105H150V104H149ZM159 105H160V104H159ZM187 105H190V104H187ZM187 105H186V106H187ZM192 105H193V104H192ZM192 105H191V108H192ZM226 105H227V103H226ZM245 105H246V107H248V104H247V103H246ZM256 105H257V103H256ZM258 105H259V104H258ZM258 105H257V106H258ZM5 106H6V105H4L3 107H5ZM13 106H15V105H13ZM16 106H17V104H16ZM16 106H15V107H16ZM19 106H17V107H19ZM27 106H30V104H29V105H26V108H27ZM51 106H52V105H51ZM51 106H50V107H51ZM59 106H60V105H59ZM59 106H58V107H59ZM73 106H72V107H73ZM76 106H77V105H76ZM83 106H82V108H83ZM104 106H105V105H104ZM108 106H109V105H108ZM138 106H139V105H137V107H138ZM140 106H141V105H140ZM152 106H154V105H151V107H152ZM161 106H162V105H161ZM174 106H176V105L174 104ZM174 106L170 107V105H169L170 108H173ZM178 106H179V105H178ZM213 106H214V105H213ZM239 106H240V105H239ZM241 106H240V107H241ZM257 106H256V107H257ZM259 106H260V105H259ZM262 106H264V105H262ZM1 107H2V106L0 105V108H1ZM56 107H57V106H56ZM86 107H88L87 104H86ZM93 107H94V106H93ZM100 107H103V105L100 106ZM113 107H114V106H113ZM115 107H116V106H115ZM115 107H114V109L117 108V107H116V108H115ZM119 107H120V106H119ZM119 107H118V109H119ZM126 107H127V105H126ZM129 107H130V106H128V108H129ZM134 107H135V105H134ZM134 107H133V108H134ZM162 107H164V106H162ZM165 107H166V106H165ZM183 107H182V109H184V108L186 109V108H187V107H184V108H183ZM211 107H212V106H211ZM222 107H223V106H222ZM253 107H254V106L250 107V109H252ZM5 108H6V107H5ZM10 108H11V107H10ZM12 108H13V107H12ZM20 108H21V107H20ZM26 108H25V109H26ZM73 108H74V107H73ZM77 108H78V110L80 109V111H81V109H82V108H79V107H77ZM94 108H99V107H94ZM103 108H104V107H103ZM120 108L122 109L121 111H123V108H122V107H120ZM133 108H132V109H133ZM142 108L144 109V107H142ZM160 108H161V107H160ZM191 108H190V109H191ZM212 108H213V107H212ZM229 108H230V107H229ZM231 108H232V107H231ZM231 108H230V109H231ZM242 108H245V106L242 107ZM30 109H31V108H30ZM84 109H85V108H84ZM84 109H83V110H84ZM100 109H102V108H100ZM109 109H110V108H109ZM111 109L113 110V108H111ZM126 109H127V108H126ZM126 109H125V110H126ZM132 109H130V110H132ZM135 109H136V107H135ZM139 109H140V108H138L137 110H139ZM146 109H148V108H146ZM155 109L158 110L157 108H155ZM161 109H162V112H163V108H161ZM166 109H167V108H166ZM174 109H175V108H174ZM176 109H177V106H176ZM180 109H181V108H180ZM188 109H189V107H188ZM188 109H187V110H188ZM230 109H229V111L231 112ZM233 109H234V108H233ZM250 109H249V110H250ZM256 109H257V108H256ZM259 109H261V107H260ZM263 109H264V107H263ZM8 110H9V108H8ZM16 110H17V109H16ZM23 110H24V109H23ZM23 110H22V111H23ZM76 110H77V109H76ZM91 110H92V109H91ZM104 110H105V109L101 110L102 112H99V114H101L102 117H103V114H102V113H103ZM125 110H124V111H125ZM137 110H136V111H137ZM140 110H141V109H140ZM152 110H153V109H152ZM152 110H151V111H152ZM168 110H170V112H171V109H168ZM187 110H185V111H187ZM197 110H198V109H196V110H194V111H197ZM206 110H208V109H206ZM210 110H212V109L209 108V113H211ZM213 110H214V109H213ZM223 110H224V109H223ZM234 110H235V109H234ZM239 110H241V109L239 108L238 111L236 110L237 112L234 111L235 114H234V113L232 114V112H231L230 115L232 114V117H233L234 115L237 117V116H238V115H237L238 112H241V111H242V110H241V111H239ZM249 110H248V112H245V113H246V114H247V113H250ZM87 111H88V110H87ZM127 111H128V110H127ZM146 111H147V110H146ZM151 111H150V112H151ZM159 111H160V110H159ZM182 111H184V110H182ZM200 111H201V110H200ZM224 111H227V109L224 110ZM224 111H223V112H224ZM229 111H227L225 114H227ZM245 111H246V110H245ZM263 111H264V110H263ZM263 111H262V112H263ZM20 112H21V110H20ZM27 112H28V111H27ZM34 112H35V111H34ZM51 112H52V113H51ZM56 112H58L57 114H59L60 112H62V113H60L61 115H60V114H59V116L57 115L58 118L55 117V116L53 117V115H55ZM104 112H106V110H105ZM109 112H111V111H109ZM138 112L141 113V111H138ZM152 112H153V111H152ZM152 112H151V113H152ZM202 112H203V111H202ZM202 112H200V113H202ZM219 112H220V111H219ZM219 112H218V113H219ZM242 112H243V111H242ZM242 112L239 113L240 116L242 115ZM256 112H258V111H256ZM262 112H261V115H262ZM11 113H13V112H11ZM21 113H22V112H21ZM43 113H44V112H43ZM45 113H46V112H45ZM69 113H70V114H69ZM86 113H87V112H86ZM88 113H89V112H88ZM90 113H91V111H90ZM130 113H131V112H130ZM132 113H134V115H135V110L132 111ZM145 113H146V112H145ZM153 113H154V112H153ZM153 113H152V114H153ZM166 113H168V111H167ZM171 113H173V109H172V112H171ZM178 113H179V112H178ZM178 113H177V114H178ZM188 113L190 114V112H187V116H191V115H188ZM200 113H198V115H199ZM206 113H207V112H204V115H205ZM236 113H237V114H236ZM6 114H7V113H6ZM8 114H9V113H8ZM19 114H20V113H19ZM79 114H81V112H80ZM79 114H78L77 116H75V117H78ZM93 114H94V113H93ZM104 114H106V113H104ZM109 114H110V113H109ZM111 114H112V113H111ZM113 114H114V113H113ZM113 114H112V116H113V118H114L115 115H113ZM138 114H139V113H137V115H138ZM185 114H186V113L184 112V116H185ZM207 114H208V113H207ZM220 114H221V112H220ZM220 114H219L218 117H220V116H225V115H222V114L220 115ZM223 114H224V113H223ZM246 114H243V115L241 116V118H243V116H246ZM1 115H2V114H1ZM13 115L15 116V114H13ZM21 115H22V114H21ZM31 115L34 116L35 113H34V114H31ZM36 115H37V114H36ZM49 115H51V116H49ZM75 115H76V114H75ZM88 115H89V114H88ZM88 115L86 114L85 117H87ZM119 115H120V114H119ZM121 115H122V114H121ZM140 115H141V114H140ZM146 115H147V114H146ZM159 115H160V114H159ZM172 115H173V114H172ZM174 115H175V114H174ZM195 115H196V114H195ZM198 115H197V116H198ZM200 115H201V114H200ZM200 115H199L198 117H200ZM210 115H211V117H212V118H211L212 120H214V121L217 120V118H216V120L213 119V116H214V115H212V114H210ZM217 115H218V114H217ZM230 115L225 116L226 118H227V117H230V120L227 121V129L229 128L228 130H230V128L232 127L231 125H233V126L235 125V123H232V124H231V122H232V118H231ZM251 115H252V114H251ZM255 115H258V113H256ZM261 115L259 114V117H260ZM263 115H264V113H263ZM263 115L261 116L262 118H259V119H258V121L260 122V125H261V126L258 125V128H257V127H256V128H253L252 131H250V132H252V133H254L255 131L260 132V131H261L260 129H263V128H264V126H262L263 123H264V120H263L264 116H263ZM10 116H11V115H10ZM17 116H19V115L17 114ZM33 116H32V117H33ZM40 116H41V115H40ZM40 116H39V117H40ZM94 116H95V117L97 116V112H96V114H94ZM105 116H106V115H105ZM105 116H104V117H105ZM112 116L110 115V116H108V118H109V117H112ZM141 116H142V115H141ZM157 116H158V115H157ZM235 116H234V117H235ZM1 117H2V116H1ZM4 117H9V115H6V116H4ZM11 117H12V116H11ZM41 117H42V116H41ZM85 117H84V118H85ZM88 117H89V116H88ZM90 117H92L91 120L94 119L93 116H90ZM104 117H103V118H104ZM118 117H119V116H118ZM118 117H117V118H118ZM132 117H133V116H132ZM136 117H137V116H136ZM144 117L146 118V116H144ZM149 117H150V116H149ZM151 117H152V116H151ZM171 117L173 118V116H171ZM178 117H180V116L177 115V117H176V118H173V119H176V120H177V119H179ZM182 117H183V116H181L180 118H181V119H183V118L186 119V117H183V118H182ZM198 117H197V118H198ZM201 117H202V115H201ZM236 117H235V118H236ZM252 117H254V116L252 115ZM19 118H20V117H19ZM34 118H35V117H34ZM43 118H46V117H43ZM60 118H59V119H60ZM70 118H71V117L69 116V120H70ZM97 118H98V117H97ZM106 118H107V117H106ZM113 118H111V119H113ZM120 118H121V117H120ZM120 118H119V119H120ZM127 118H128V117H127ZM152 118H153V117H152ZM154 118H155V117H154ZM187 118H188V117H187ZM192 118H194V117H192ZM197 118H195L196 121H195L194 123L197 122ZM204 118H205V117H204ZM204 118H203V119H204ZM226 118H225V122H226V120H227ZM235 118H234V120H235ZM254 118H255V117H254ZM257 118H258V117H256V119H257ZM0 119H2V118H0ZM3 119H4V118H3ZM6 119H7V118H6ZM12 119H13V118H12ZM21 119H23V118H21ZM73 119H74V118H73ZM73 119H72V120H73ZM75 119H76V118H75ZM75 119H74V120H75ZM85 119H86V118H85ZM85 119H84V120H85ZM111 119H109V120H111ZM146 119H149V118H146ZM181 119H180V120H181ZM203 119H202V120H203ZM205 119H206L205 121H208L207 118H205ZM223 119H224V118H223ZM223 119H222V120H223ZM236 119H238V120H236V122L239 121V120L241 121L240 117H239V118L237 117ZM249 119H250V118H249ZM256 119H255V120H252V119H251V121H252V122L250 121L251 124H253L254 121L257 123L258 121H257ZM14 120H16V119L14 118ZM14 120H13V122H14ZM45 120H46L45 122L48 123L49 120H50V118H49L48 120H47V119H45ZM51 120H53V119H51ZM51 120H50V121H51ZM61 120H60V121H61ZM84 120H83V121H84ZM96 120H97V119H96ZM98 120H99L98 122L100 123V119H98ZM109 120H107V121H109ZM121 120H122V119H121ZM121 120H120V123L122 124V121H121ZM124 120H125V118H123V121H124ZM150 120H151L152 122H151ZM150 120H149V121L152 123V125H154V126L157 125V124L155 125V122H154V124H153V120H152V119H150ZM165 120H166V119H165ZM167 120H168V118H167ZM192 120H193V119H192ZM202 120H201V121H202ZM209 120H210V119H209ZM218 120H219V119H218ZM244 120H245V121H242V123H243V122L246 123V122L248 121V118L246 117ZM261 120H262V121H261ZM0 121H1V120H0ZM5 121H6V120H5ZM5 121H2V122H4V124H5ZM20 121H21V120H19V121H15L14 124H17V125H18V123H19ZM32 121H33V120H32ZM35 121L37 122V120H35ZM38 121H39V120H38ZM47 121H48V122H47ZM58 121H59V120H58ZM66 121H68V120H66ZM83 121H82V122H83ZM85 121H86V120H85ZM103 121H106V119H104V120L102 119L101 122L103 123ZM107 121H106V122H107ZM114 121L116 122V119H114ZM142 121H143V120H142ZM142 121H141L139 124H141V123H145V124H146V123H147V122H144L145 120H144L143 122H142ZM146 121H147V120H146ZM154 121H155V120H154ZM158 121H159V120H158ZM162 121H163V120H162ZM181 121H182V120H181ZM220 121H221V120H220ZM240 121H239L238 123H241ZM2 122H1V123H2ZM7 122H8V119H7ZM10 122H11V121H10ZM13 122H12V123H13ZM36 122H34V126H35V123H36ZM52 122H54V121H52ZM61 122H62V121H61ZM72 122H73V121H72ZM82 122H81V124H82ZM86 122H87V121H86ZM86 122H85V123H86ZM94 122H95V120H94ZM98 122H97V123H98ZM109 122H110V123H111V122L113 123V121H109ZM115 122H114V124H115ZM150 122H149V123H150ZM166 122H167V121H166ZM170 122H171V119H170ZM179 122H180V121H179ZM179 122H178V121L176 122V128L178 127V126H177V125H178L177 123H179ZM182 122H183V121H182ZM182 122H181V123H182ZM199 122H200V121L197 122L198 124H194V123H192L191 127H192V126L199 125ZM203 122H204V121H203ZM211 122H213V121H211ZM221 122H222V126H224L223 121H221ZM12 123H11V125H12ZM37 123H38V122H37ZM37 123H36V124H37ZM46 123L44 124V121H43V123H42L43 125H45V126H44V129L42 128V125L39 126V128L41 127L43 130L46 131V130H47ZM63 123H64V122H63ZM63 123H62V124H59V125L62 126ZM67 123H68V122H66V124H67ZM69 123H71V122H69ZM85 123L83 122L82 125H85ZM102 123H100V125H101ZM120 123H119V124H120ZM124 123H125V122H124ZM126 123H127V122H126ZM132 123H134V122H131L130 124H132ZM135 123H136V122H135ZM157 123H158V122H157ZM164 123H165V122H164ZM172 123H173V122H172ZM190 123H191V121H190ZM200 123H201V122H200ZM204 123H205V122H204ZM208 123H209V122H208ZM228 123H229V124H228ZM242 123H241V124H242ZM244 123H243L242 125H241V124H236L237 126H234V127H232V129H231V130H234V131H235V130H238V131L235 132V133H236L235 135H239V136H237V137H236L235 135H233V136H235V138H236L235 140L239 141L240 143H242V142L239 140V138H240V139H241V138H242V139L244 138V137H243V136H244V132H243V134H242V132H241L242 130L240 129V128H242L241 126H243ZM14 124H13V125H14ZM19 124H20V123H19ZM48 124H49V123H48ZM54 124H55V123H54ZM75 124H76V123H75ZM87 124L89 125V123H87ZM106 124H107V123H106ZM130 124L128 123L127 125H130ZM136 124H137V123H136ZM168 124H169V123H168ZM173 124H175V122H174ZM183 124H184V122H183ZM185 124H187V123H186V120H185ZM193 124H194V125H193ZM206 124H207V122H206ZM206 124H204V125L201 124V126L203 125L202 127H203V129H205V130L207 129V128H205V127H206ZM211 124H212V123H211ZM254 124H255V123H254ZM258 124H259V123H258ZM29 125H30V123H29ZM31 125H32V123H31ZM38 125H39V124H38ZM49 125H50V127L52 126L51 122H50ZM88 125H87L86 127H89V126H90V125H89V126H88ZM94 125H95V123H94ZM102 125H103V124H102ZM102 125L100 126V128L102 127V129H104ZM148 125H149V124H148ZM150 125H151V124H150ZM161 125H162V124H161ZM208 125H210V123H209ZM214 125H216V124H214ZM220 125H221V124H220ZM239 125H240V126H239ZM246 125H247V123H246ZM246 125H244V127H245ZM249 125H250V123H249ZM0 126H1V125H0ZM4 126H5V125H3V127H4ZM15 126H16V125H15ZM15 126H14V127H15ZM32 126H33V125H32ZM61 126H59V127L56 126V127H57L56 130L58 131V134H59V131H61V130H58V128H60ZM67 126H68V124H67ZM79 126H80V125H79ZM95 126H96V125H95ZM95 126H94V129H97ZM105 126H106V125H105ZM110 126H112V125H110ZM118 126H119V125L117 124V128H118ZM121 126H125V124H124V125H121ZM154 126H153V127H154ZM166 126H167V125H166ZM180 126H181V124L179 123V127H180ZM228 126H230V127H228ZM6 127H7V126H6ZM8 127H9V126H8ZM45 127H46V128H45ZM50 127H49V128H50ZM76 127H78V125H77ZM81 127H82V126H81ZM81 127H80V128H81ZM97 127L99 128L98 124H97ZM107 127H108V126H107ZM112 127H113V126H112ZM151 127H152V126H151ZM158 127H159V125H158ZM169 127H170V126L167 127V130L169 129ZM173 127H174V126H173ZM184 127H185V129H184ZM184 127H183V129H184L185 131H187L186 129L189 128L188 125H186V126H184ZM202 127H199V128H202ZM209 127H210V130H211V128H213V127H211V125H210ZM216 127H217V126H216ZM224 127L226 128V125H225ZM235 127H236V128H235ZM244 127H243L242 129L245 130ZM247 127H248V126H247ZM254 127H255V125H254ZM260 127H261V128H260ZM0 128H2V127H0ZM15 128H16V127H15ZM15 128H14V129H15ZM17 128H18V126H17ZM17 128H16V129H17ZM23 128H24V126H23ZM39 128H38V129H39ZM53 128H54V127H53ZM108 128H109V127H108ZM121 128H122V127H121ZM125 128H126V127H125ZM130 128H131V127H130ZM142 128H143V127H142ZM176 128H175V129H176ZM193 128L195 129L194 131L198 130V129H196L195 127L190 128V131L192 130V131H191V134L194 132V131H193ZM7 129H8V128H7ZM7 129H6V130H7ZM14 129H13V130H14ZM18 129H19V128H18ZM18 129H17V130H18ZM20 129H21V128H20ZM38 129H37V131H38ZM51 129H52V128H50V130H51ZM54 129H55V128H54ZM60 129H62V127H61ZM66 129H68V128H66ZM66 129L63 128L64 131H65ZM78 129H79V127H78ZM78 129H77V130H78ZM82 129H83V127H82ZM85 129H86V128H85ZM102 129H101V130H102ZM109 129H110V128H109ZM136 129H137V127H136ZM140 129H141V128H140ZM140 129H139V130H140ZM170 129H171V128H170ZM177 129H178V128H177ZM177 129H176V130H177ZM181 129H182V126H181ZM203 129H202V131H203ZM214 129H215V128H214ZM214 129H213V130H214ZM223 129H224V128H222L221 130H223ZM249 129H250V128H249ZM24 130H25V129H24ZM32 130H33V129H32ZM43 130H42V131H43ZM50 130H48V134H49ZM68 130H69V129H68ZM105 130H106V128H105ZM110 130L113 131L112 129H110ZM120 130H121V129H120ZM124 130H126V129H124ZM127 130H128V131H130V130L132 131V129L129 130V127H128ZM139 130H138V131H139ZM142 130H143V129H142ZM146 130H147V129H146ZM159 130H160V129H158V131H159ZM173 130H174V129H173ZM178 130L180 131V128H179ZM200 130H201V129H200ZM200 130H199V132H197V133H200V132H201ZM231 130H230V131H231ZM2 131H3V130L1 129L0 134L2 133ZM42 131H41V132H42ZM45 131H43V132H45ZM52 131L57 133V131H55V130H52ZM52 131L50 132V134H52ZM64 131H63V134H62V132H60V134H62L64 137L69 136V134H68L69 132L66 133L67 130H66V132H64ZM70 131H71V130H70ZM86 131H87V133H89L88 131H90V130H86ZM86 131H85V132H86ZM165 131H166V129H165ZM165 131H163V132H165ZM171 131H172V129H171ZM171 131H170V132H171ZM179 131H178V132H179ZM182 131H183V130H182ZM188 131H189V129H188ZM263 131H264V129H263ZM11 132H14V131H11ZM43 132H42V133H43ZM71 132H72V131H71ZM73 132H74V131H73ZM91 132H92V131H91ZM91 132H90V133H91ZM98 132H100V130H99ZM101 132H102V131H101ZM101 132H100V133H101ZM103 132H104V131H103ZM103 132H102V133H103ZM105 132H106V131H105ZM108 132H109V130H108ZM116 132H118V131H116ZM123 132H124V131H123ZM125 132H126V131H125ZM125 132H124V133H125ZM173 132H174V131H173ZM203 132H204V131H203ZM203 132H202L203 136H201V135H200V137L197 136L198 139L201 140V137L203 138L204 136L208 138V135H209V134H207L208 132L205 131V133L207 132L206 135H205ZM211 132H212V131H211ZM217 132H219V131H217ZM232 132H233V131L230 132L231 135H232ZM237 132H238L239 134H237ZM250 132H249V133H250ZM4 133H5V131H4ZM4 133H3V136H4ZM16 133H18V132H16ZM56 133H55V134H56ZM64 133H66V134H68V135L65 136ZM74 133H75V132H74ZM77 133H78V132H77ZM79 133H80V132H79ZM87 133H86V135H88ZM92 133H93V132H92ZM100 133H99V134H100ZM109 133H110V132H109ZM111 133H112V132H111ZM114 133H115V132H114ZM114 133H113V134H114ZM124 133H123V134H124ZM130 133H131V132H130ZM146 133H147V132H146ZM146 133H145V134H146ZM149 133L151 134L152 132H149ZM149 133H147V135H148ZM157 133H158V132H157ZM186 133H187V132H186ZM186 133L183 131V134H186ZM194 133H195V132H194ZM219 133H220V132H219ZM224 133H225V132H224ZM224 133H223V135H224ZM226 133L229 134V131L226 132ZM226 133H225V134H226ZM245 133H246L245 135H247L248 132L245 131ZM255 133H256V132H255ZM255 133H254V134H255ZM261 133H262V132H260L259 135H257V136L259 137V138L257 137V139L259 140V141L257 140V142H258V143H257L258 146L256 145L257 148H255V146L253 145L254 143H252V144L250 143V144H249V145H251L252 147L254 146L255 149H253V150H254L253 152H255L254 154H256V156H258V158L256 157V158L258 159V160H256V161H257V164L252 168V170H250V172H253V170H255V171H254V172H255V175H256V173H257V174L259 173L258 175H256L255 178L252 179V183H251V184H252L253 186L249 184V185H250L249 190H248V188H246V189H247V192H250V193L248 194L249 196L251 195V189H250V188H252V187H253L252 189H254V188L256 189V188H257V185H255V184H259V185H261V189H260V186L258 187V189H259L261 192H262V190L264 189V186H262V185H264V175H263V174H264V172H263V171H264V163L261 162V161H259V158H260L261 160H262V158L259 157V155H258V154H260V155L262 154L261 156L264 157V156H263L264 152H262V151L264 150V140H263V139H264V138H263L264 135L262 136V134H264V132H263L262 134H261ZM50 134H49V136H48V135H47V132H46V135L43 137V139H46V136H47V137H50V136H51ZM60 134H59V137H60V136H61V137H60L59 139H58V136H57V134H56V136H57V137L55 136V137H56V140L58 139V140L60 141V139L63 137V136L60 135ZM119 134H120V131H119ZM123 134H121V135H123ZM136 134H137V133H136ZM136 134H135V137H136ZM150 134H149L148 136H149V138L151 139L152 137H151ZM153 134H156L155 131H154ZM166 134H167V133H166ZM177 134H178V133H177ZM181 134H182V133H181V131H180L179 134H178V135H175V136H178V137H179V136H181ZM195 134H196V133H195ZM195 134H194V136H195ZM227 134H226V135H227ZM230 134L228 135L229 138L231 137ZM233 134H234V133H233ZM241 134H242V136H241ZM254 134H252L251 136H253ZM1 135H2V134H1ZM14 135L16 136V134H14ZM17 135H18V134H17ZM72 135H73V134H72ZM72 135H71V136H72ZM86 135H85V136H86ZM103 135H104V134H102V136H103ZM109 135H110V134H109ZM157 135H159V134H157ZM167 135H168V134H167ZM187 135H190V134L188 133ZM187 135H186V137H187ZM192 135H193V134H192ZM221 135H222V134L220 133V135H219L220 138H223V137H221ZM223 135H222V136H223ZM6 136H8V135H6ZM20 136H21V135H20ZM78 136H79V135H78ZM85 136H84V138H85ZM102 136H101V137H102ZM106 136H107V137H106ZM110 136H111V135H110ZM110 136H108V135L105 134V137H106V138H105V137H104V138L102 137V138L105 140V141H104V140H103V141L106 142V141H107V138H108V140L110 141V140H111V139H110ZM116 136L119 137V136H118V133H117V135H116V133L114 134V137H116ZM129 136H130V135H129ZM133 136H134V135L132 134V137H133ZM165 136H166V135H165ZM168 136H169V135H168ZM171 136H173V135H172V132H171ZM171 136H169V137H171ZM240 136H241V137H240ZM260 136H261V137H260ZM64 137H63V139H65ZM73 137H74V135H73ZM75 137H77V136H75ZM75 137H74V138H75ZM80 137H82V139H83V136L80 135ZM87 137H88V136H86L85 140H87V142H88L89 138L87 139ZM89 137H91V136H89ZM97 137H98V136H97ZM101 137H100V140H102ZM114 137H113V138H114ZM130 137H131V136H130ZM153 137H154V136H153ZM155 137H156V135H155ZM162 137H163V136H162ZM183 137H185V136L183 135ZM188 137H189V136H188ZM238 137H239V138H238ZM0 138H1V137H0ZM2 138H3V137H2ZM2 138H1V139H2ZM39 138H40V137H39ZM39 138H38V139H39ZM74 138H73V139H74ZM77 138H78V137H77ZM91 138H92V137H91ZM91 138H90V140H91ZM111 138H112V136H111ZM113 138H112V139H113ZM123 138H124V137H123ZM123 138H122V139H123ZM125 138H127V137H125ZM133 138H134V137H133ZM147 138H148V137H147ZM160 138H161V136H160ZM160 138L157 137L158 140L155 139V140H153V141H155V143H156V140L159 141ZM167 138H168V137H167ZM172 138H173V137H172ZM174 138H175V137H174ZM174 138H173V139H174ZM176 138H177V137H176ZM179 138H180V137H179ZM209 138H210V136H209ZM209 138L207 139V141L205 140V138H203V140H205L207 143H209V141H208ZM250 138H251V137H250ZM250 138H249V139H250ZM1 139H0V140H1ZM3 139H4V138H3ZM18 139H19V137H18ZM41 139H42V138H41ZM50 139H51V137H50ZM66 139H67V138H66ZM66 139H65V140H66ZM68 139H69V140H66V141H70V138H68ZM71 139H72V138H71ZM92 139H94V138H92ZM115 139H116V140H115ZM115 139H114V140H115V143H116V142H117V143H120V142H121L119 138H118L119 141H117V138H115ZM122 139H121V140H122ZM127 139H128V138H127ZM130 139H131V138H130ZM136 139H138V138L136 137ZM136 139H133V140L135 141V142L133 141L134 143H136ZM152 139H153V138H152ZM165 139H166V138H165ZM173 139H171V140H173ZM242 139H241V140H242ZM249 139L246 138V136H245V140H244V141L248 143V142H249V141H248ZM251 139H252V138H251ZM32 140H34V139H32ZM51 140H52V139H51ZM51 140L48 139V142L51 141ZM85 140H83V143H84ZM95 140H96V139H95ZM123 140H125V139H123ZM146 140H148V139H146ZM161 140H162V139H161ZM161 140H160V141H161ZM181 140L184 141L185 139H182V138H181ZM181 140H180V141H181ZM188 140L190 141V142H189L190 144H187V145H190V146H191V144H193L194 142H193L192 138H190V137L188 138ZM191 140H192V141H191ZM195 140H196V139H195ZM200 140H199V141H200ZM217 140H218V139H217ZM217 140H214L215 142L212 141V144H209V145H208V144L206 145V144H205V143H206L205 141H203V142L200 143V144H202V145H200L199 143H198L199 145H198V144H197V145H198V147H199V146H202V147L205 146V147H204L205 150H206V148H207V150L209 149V151H211L210 145L213 146V143H217ZM224 140H225V141H224ZM227 140H228V138L226 139V136H224V138H223L222 141H223V143H224L225 145L228 143L229 147H227L228 145L225 146L223 143H222V145H223L222 147H224V149L221 148V147H219V148L217 147V148H218V151H219V149H220V152L223 151V150H226L225 153H227V154L222 155L221 153H223V152H224V151H223V152L220 153V155H222V156H219V157H220V161H221L222 158H223V162L221 161V162H222V163H221V166L225 167V169L228 168L227 166H228L229 162H231V160H229V159H231V156H232V160L236 163L234 166H236L237 164H239V162H238V159L234 158V154H236L235 157H238L240 154H241V155L244 154V153L242 154V152L240 151L241 149H240V147H239V146L242 147V144L239 145V143H238L237 141H235L234 139H231V138L229 139V142H226ZM232 140H234L233 142H235V143L230 142V141H232ZM260 140H262L263 142L260 141ZM5 141H6V140H5ZM18 141H19V140H18ZM30 141H31V140H30ZM35 141H37V138H35ZM35 141H33V142L36 143ZM38 141H39L40 143L44 142L43 140H42V142H41L40 140H38ZM45 141H46V140H45ZM59 141H58V142H59ZM72 141H73V140H72ZM75 141H76V140H75ZM93 141H94V140H93ZM139 141H140V138H139ZM144 141H145V140H144ZM174 141H175V140H174ZM177 141H178V139H177ZM177 141H175V142H174V145L172 144V146H171V144L168 145L170 142L167 141L168 143H166V144H167L168 146H170V148L167 147L168 150L170 149V150H169V153H170V154L167 152V151H168L167 149H164V148H166V146H167V145H165V141H164V144H162V145L159 144V142H157V143L159 144V146L164 147V145H165L164 148H161V147H160V148L162 149V150L160 149V150H161L160 153H163V152H165V151H163V150H166V152L169 154V156L172 155L174 149L176 148V147H173V146H177V144L180 143V141H179V142H177ZM253 141L255 142L256 140L253 139L251 142H253ZM6 142H7V141H6ZM33 142H32V143H33ZM46 142H47V141H46ZM51 142H54V140L51 141ZM61 142H62V141H61ZM63 142H64V141H63ZM80 142H81V141H80ZM87 142H86V143H87ZM101 142H102V141L99 142L100 145H101ZM122 142H123V141H122ZM122 142L120 143V146H121ZM124 142H125V141H124ZM124 142H123V143H124ZM127 142H128V141H127ZM137 142H138V141H137ZM171 142H173V141H171ZM181 142H182V141H181ZM191 142H192V143H191ZM204 142H205V143H204ZM220 142H221V141H220ZM245 142H243V144H244ZM260 142H262V143H260ZM17 143H18V142H17ZM20 143L22 144L23 141L20 142ZM20 143H19V145H20ZM30 143H31V142H30ZM40 143H39V144H40ZM59 143H60V142H59ZM64 143H65L64 145H66V142H64ZM67 143H68V142H67ZM77 143H78V142H77ZM90 143H91V142H90ZM92 143H93V142H92ZM96 143H97V142H96ZM96 143H95V144H96ZM110 143H111V141H110ZM117 143H116V144H117ZM144 143H145V142H144ZM144 143L142 142L143 145H144ZM150 143H151V141H150ZM153 143H154V142H153ZM155 143H154V145L150 146L149 143H148V141H147V143H145V145L148 144V145L150 146V148L152 147V148H151L152 151H154V150H155V149H154V147H155ZM175 143H177V144L175 145ZM231 143H233V148H232V149H227V148H231V147H232V146H230ZM236 143H237V144H236ZM255 143H256V142H255ZM2 144H3V143H2ZM39 144L37 143L38 146H40ZM42 144H44V147H45V148H48V149H49L48 146H50V143H49L48 146L46 145L45 142L42 143ZM47 144H48V143H47ZM56 144H57V142H56ZM62 144H63V143H62ZM62 144L60 145L61 148H62V146H63ZM69 144H70V142H69ZM69 144H68V145H69ZM87 144H88V145H86V147H88V146L91 147V145H92V144L90 145L89 143H87ZM108 144H109V142H108ZM124 144H125V143H124ZM124 144H122L123 147H124L125 145L130 144V142H128V144H127V143H126L125 145H124ZM136 144H137V143H136ZM138 144H139V143H138ZM140 144H141V143H140ZM142 144H141V145H142ZM203 144H204V145H203ZM261 144H262L263 146H262ZM45 145H46L47 147H46ZM53 145H54V144H53ZM57 145H58V144H57ZM57 145H56V146H57ZM68 145H67V147H64V148H63V149H65L64 152H66V150H67V154L70 153V152H69L70 148H68ZM71 145H72V144H71ZM74 145H75V142H74ZM80 145H81V144H79V145H77V146L79 147ZM82 145H83V144H82ZM130 145H131V144H130ZM148 145L146 146L147 148L149 147ZM179 145H180V147L183 146V142H182V144L180 143ZM197 145H196V146H197ZM234 145H235V146H234ZM237 145H239V146H238L239 148L237 147ZM246 145H247V146H246ZM260 145H261L262 147H260ZM27 146H28V145H27ZM32 146H33V145H32ZM34 146H35V144H34ZM54 146H55V145H54ZM77 146H76V147H77ZM110 146H111V144H110ZM113 146H114V144H113ZM113 146H112V147H113ZM138 146H139V145H137V147H136V145H135V146H132V147H131V146H127V147H128L127 149H130V147H131V150H132L133 147H134V148L136 147L137 150H139V149H138ZM190 146H189V148H191ZM192 146H194V145H192ZM206 146H208V147H206ZM214 146H215V145H214ZM217 146H218V144H217ZM219 146H220V144H219ZM243 146H244V145H243ZM245 146L247 147V150H250V149L252 150L251 147H250V149H248V148H249V147H248V144L245 143ZM245 146H244V147H245ZM13 147H14V146H13ZM15 147H16V146H15ZM58 147H59V146H58ZM58 147H57V148H58ZM78 147H77V148H78ZM97 147H99V145H98ZM102 147H103V146H102ZM114 147H115V146H114ZM142 147H143V146H142ZM144 147H145V146H144ZM144 147H143V149H144ZM234 147H235V148H234ZM244 147H243V148H244ZM259 147H260V148H259ZM7 148H9V147H7ZM24 148H25V147H24ZM28 148H30V147H28ZM28 148H26V149H28ZM31 148H33V147H31ZM50 148H51V147H50ZM52 148H53V147H52ZM54 148L56 149V147H54ZM54 148H53V149H54ZM59 148H60V147H59ZM59 148H58V152H59V150H61V148H60V149H59ZM83 148L86 149L85 146H83ZM83 148H82V149H83ZM93 148H94V145H93ZM107 148H108L109 150H111L109 147H107ZM107 148H106V147H103V148H102V149H103V152H104V149L106 150ZM124 148H126V146H125ZM124 148H123V149H124ZM139 148H141V147L139 146ZM156 148H158V145H157ZM171 148H172L173 150H172ZM178 148H179V146H178ZM187 148H188V147H187ZM187 148H185V150H188V149H189V148H188V149H187ZM193 148H194V147H193ZM217 148L214 147V149H216V150H217ZM236 148H237L238 150H239V149H240V150L237 151ZM243 148H242V149H243ZM0 149H1V148H0ZM16 149H17V148H16ZM26 149H25V150H26ZM37 149H41V148H37ZM53 149H50V154H51V152L53 151ZM63 149H62V150H63ZM68 149H69V150H68ZM72 149H73V148H72ZM121 149H122V148H121ZM141 149H142V148H141ZM148 149H149V148H148ZM181 149H182V147H181ZM181 149H180V150H181ZM199 149H200V148H199ZM199 149H198V151H199ZM202 149H203V148H201L200 151H203ZM221 149H223V150H221ZM235 149H236V150H235ZM257 149H258V151H257ZM25 150H24V151H25ZM30 150H32V149H30ZM51 150H52V151H51ZM56 150H57V149H56ZM62 150H61V153H60V154H63ZM75 150H76V149H75ZM89 150L91 151V148H89ZM94 150H95V149H94ZM94 150H93V152H95ZM98 150L100 151L101 148H100V149L98 148L96 151H98ZM112 150H113V149H112ZM119 150H120V149H119ZM119 150H118V148H117V151L115 152V148H114V153H117L116 155H117L118 158H117V157H116V158L118 159V161L122 160L121 157L123 156V153H126V152L118 153V152H120ZM125 150H126V149H125ZM125 150H123V151H125ZM189 150L191 151V149H189ZM205 150H204V151H205ZM227 150H228V152H227ZM230 150L233 151L234 153H233V152H230ZM255 150H256V151H255ZM261 150H262V151H261ZM6 151H7V150H6ZM10 151H11V150H10ZM10 151H9V152H10ZM35 151H37V150H35ZM54 151H55V150H54ZM71 151H72V150H71ZM77 151H78V149L76 150V152H77ZM80 151H81V150H80ZM80 151H79V152H80ZM86 151H88V150H85V152H86ZM90 151H89V152H90ZM99 151H98V152H99ZM101 151H102V150H101ZM106 151H108V150H106ZM106 151H105L104 153H108V152H109V153H112V152H110V151H108V152H106ZM121 151H122V150H121ZM126 151H128V150H126ZM146 151H147V150H146ZM152 151H149V153H148V152H144V153H142V156L140 155V157H143V156L145 155V153H146V154L148 153V155L150 154V155H152V156H153V155L155 156L156 153H155V152H152ZM155 151H156V150H155ZM170 151H172V152H170ZM182 151H183V150H182ZM190 151H189V152L186 151V153H187L188 155H190V154H191ZM204 151H203V152H204ZM26 152H27V151H26ZM38 152H39V151H38ZM41 152H42V151H41ZM41 152H39V153H41ZM43 152H44V151H43ZM79 152H78V154H79ZM81 152H82V151H81ZM83 152H84V150H83ZM103 152H102V156H103ZM150 152H152L153 154L150 153ZM178 152H179V150H178ZM183 152H185V151H183ZM213 152H215V151L213 150ZM235 152H236V153H235ZM240 152H241V153H240ZM258 152H259V153H258ZM27 153H29V152H27ZM54 153H55V152H53L52 155H53V156L55 155V156H54V159H55V158H56V154H54ZM109 153H108V154H109ZM127 153H128V152H127ZM127 153H126V154H127ZM137 153H138V152H137ZM139 153H140V151H139ZM139 153H138V154H139ZM167 153H166V154H167ZM171 153H172V154H171ZM186 153H185V154H186ZM192 153L194 154V150H193ZM195 153H196V150H195ZM200 153H201V152H200ZM200 153H199V154H200ZM216 153H217V152H216ZM238 153H239V154H238ZM245 153H246V152H245ZM247 153H248V152H247ZM250 153L252 154V152H250ZM7 154H8V153H7ZM9 154H10V153H9ZM33 154H34V153H33ZM47 154H48V152H47ZM58 154H59V153H58ZM60 154H59V155H60ZM72 154H74V156H75V152H73ZM78 154H77V155H78ZM96 154L99 155V153H96ZM108 154H107V155H108ZM118 154H119V155H118ZM120 154H121V155H120ZM133 154H134V153H133ZM133 154H132V156H133ZM140 154H141V153H140ZM163 154H164V153H163ZM168 154H167V155H168ZM183 154H184V153H182V155H183ZM185 154H184V155H185ZM196 154H197V153H196ZM209 154H210V153H209ZM229 154H230V156L228 157ZM237 154H238V156H237ZM24 155H26L25 152H24L23 156H24ZM37 155H38V154H37ZM44 155H45V156L42 155L43 158L46 157V153H44ZM52 155H51V157H52ZM64 155H65V154H64ZM86 155H87V153H86ZM97 155H96V156H97ZM107 155L105 154V157L103 156L104 159H105L106 157L108 158L109 155H108V156H107ZM116 155H115V156H116ZM148 155H147V156H144V157H148ZM167 155H166V156H167ZM175 155H176V154H175ZM191 155H192V154H191ZM204 155H205V154H204ZM214 155H216V154L214 153ZM31 156H32V155H31ZM38 156H39L38 159L40 158V160H41V158H42L41 155L39 154ZM48 156H49V155H48ZM61 156H63V155H61ZM61 156H60V157H61ZM68 156H70V154H69ZM71 156H72V155H71ZM81 156H82V154L80 155V157H81ZM102 156H101V157H102ZM110 156H111V155H110ZM110 156H109L108 159H110ZM113 156H114V155H113ZM115 156H114V157H115ZM119 156H120L121 159L119 158ZM126 156L128 157V154H127ZM136 156H137V155H136ZM169 156H168V158H169ZM173 156H174V155H173ZM173 156H171V157H173ZM180 156H181V155H180ZM185 156H186V155H185ZM195 156H196V155H194L193 157H195ZM217 156H218V155H217ZM225 156H227L226 159H225ZM1 157H2V156H1ZM10 157H11V156H10ZM20 157H21L20 159L23 158V157L21 156V154H20ZM32 157H33V156H32ZM51 157H50V158H51ZM64 157H65V156H64ZM75 157H76V156H75ZM82 157L84 158V156H82ZM99 157H100V156H99ZM114 157H113V159H114ZM127 157H126V158H127ZM137 157H138V159H139V156H137ZM144 157H143L142 159H145ZM157 157H158V156H157ZM163 157H164V156H163ZM171 157H170V158H171ZM201 157H202V156H199V158H201ZM204 157H205V156H204ZM206 157H207V158H208V157L210 158L211 156H208V154H207ZM245 157L247 158V157H250V156L245 155ZM25 158H26V157H25ZM25 158H24V160H25ZM29 158H30V157H29ZM29 158H28V160H29ZM43 158H42V160H43ZM57 158H58V157H57ZM57 158H56V159H57ZM85 158H86V157H85ZM124 158H125V157H124ZM149 158H150V156H149ZM149 158H148V160H150V161H155L154 159L151 160L152 158H151V159H149ZM153 158H154V157H153ZM155 158H156V157H155ZM158 158H160V157H158ZM161 158H162V156H161ZM161 158H160V159H161ZM175 158H177V157H175ZM181 158H182V157H181ZM186 158H188V157H186ZM186 158H185V159H186ZM195 158H197V156H196ZM239 158H240V157H239ZM243 158H244V157H243ZM7 159H8V157H7ZM7 159H6V160H7ZM9 159H10V158H9ZM9 159H8V160H9ZM30 159H31V158H30ZM35 159H36V158H35ZM48 159H49V158H47V160H48ZM70 159H71V158H70ZM74 159H76V158H74ZM80 159H81V158H80ZM99 159H100V158H98V160H99ZM119 159H120V160H119ZM138 159H137V160H138ZM166 159H167V157H166ZM172 159H173V158H172ZM183 159H184V158H183ZM205 159H206V158H204V161H205ZM227 159H228L229 161H228ZM234 159H236V160H234ZM251 159H252V158H251ZM22 160H23V159H22ZM26 160H27V159H26ZM28 160H27V161H28ZM50 160L52 161L53 159H50ZM65 160H66V157H65V159H64V162H65ZM72 160H73V158H72ZM93 160H94V159H93ZM100 160H101V159H100ZM111 160H112V158L110 159V161H111ZM126 160H128V158H127ZM129 160H132V159H129ZM146 160H147V159H146ZM148 160H147V161H148ZM157 160H159V159H157ZM157 160H156V161H157ZM162 160H163V159H162ZM168 160L171 161V159H168ZM173 160H174V159H173ZM192 160H193V159H192ZM208 160H209V159H208ZM225 160H227L228 162L225 161ZM243 160H244V159H243ZM246 160H247V159H246ZM263 160H264V159H263ZM263 160H262V161H263ZM17 161H18V160H17ZM27 161H26V162H27ZM33 161H34V159L32 160V162H33ZM56 161H57V160H56ZM56 161H55V162H56ZM67 161H68V160H67ZM74 161H75V160H74ZM76 161H77V160H76ZM78 161H79V159H78ZM80 161H81V160H80ZM101 161H102V160H101ZM115 161H116V160H115ZM138 161H139V160H138ZM142 161H143V160H142ZM150 161H149V162H150ZM156 161H155V162H156ZM159 161H161V160H159ZM163 161H166V160H163ZM176 161H177V160H176ZM199 161H200V160H199ZM201 161H203V159H202ZM201 161H200V162H201ZM212 161H213V160H212ZM218 161H219V158H218ZM224 161H225L226 163H224ZM244 161H245V160H244ZM249 161H250V160H249ZM21 162H23V161H21ZM21 162H19V164H21ZM39 162H40V165H41L42 163L44 164V165H43V164L41 165V167L43 168V166H45V163H44V162H41V161H39ZM45 162H47V161L45 160ZM48 162H49V160H48ZM48 162H47V163H48ZM58 162H59V161H58ZM64 162H63V163H64ZM88 162H90V161H88ZM91 162H92V161H91ZM91 162H90V163H91ZM95 162L97 163L96 160H95ZM98 162H99V161H98ZM103 162H105L106 165L109 164V161H107L106 159H105V161H103ZM107 162H108V163H107ZM122 162H126V161H122ZM129 162H130V161H129ZM132 162H133V161H131V162H130V165L128 166V167L130 168V169H129V173H130L131 171L133 172V171L135 170V166H134V169H132V167H131V163H132ZM166 162H167V161H166ZM184 162H185V161H184ZM184 162H183V163H184ZM188 162H191V164H194V161H188ZM197 162H198V159H197ZM197 162H196V165H199L200 163L197 164ZM209 162H210V160L208 161V163L205 162V163H206V166L209 164ZM237 162H238V163H237ZM258 162H259L260 164L263 163V166H262V164H261V165H258ZM9 163H10V160H9ZM30 163H31V161H30ZM47 163H46V165H47ZM52 163H53V162H52ZM52 163H51V164H52ZM70 163H72V162H70ZM84 163H85V162H84ZM93 163H94V162H93ZM105 163H104V164H105ZM126 163H127V162H126ZM126 163H125V165L122 167V169H124V168L127 169V167H125V166H126ZM144 163H145V162H144ZM146 163H147V162H146ZM146 163H145V164H146ZM153 163H154V162H153ZM153 163H152V164H153ZM161 163H162V162H161ZM167 163H169V162H167ZM179 163H180V161H179ZM223 163H224V165L226 164L227 166H226V165L224 166ZM227 163H228V164H227ZM231 163H232V162H231ZM231 163H230V164H231ZM241 163H242V162H241ZM245 163H246V161H245ZM16 164L19 165L18 162H16ZM16 164H15V165H16ZM34 164L36 165L37 163L34 162ZM51 164H50V165H51ZM56 164H57V163H56ZM56 164H52V165L55 166ZM59 164H62V157H61V162H60ZM73 164H74V163H73ZM88 164H89V163H88ZM88 164H85V165H88ZM97 164H98V163H97ZM104 164H103V165H104ZM111 164H113V162H110V164H109L108 166H105V167H107V168L109 169V167H110ZM145 164H144V165H145ZM148 164H149V165H147V166H150V163H148ZM177 164H178V163H177ZM185 164H186V163H185ZM191 164L188 163L189 166H192ZM201 164H202V163H201ZM201 164H200V165H201ZM216 164H217V163H216ZM232 164H234V163H232ZM232 164H231V166H232ZM13 165H14V163H13ZM15 165H14V166H15ZM35 165H33V167H34ZM40 165H39V166H40ZM48 165H49V164H48ZM48 165H47V166H48ZM67 165H68V164H67ZM69 165H70V164H69ZM69 165H68V166H69ZM75 165H76V164H75ZM79 165H81V164H79ZM82 165H83V163H82ZM92 165H93V164H92ZM98 165H99V164H98ZM122 165H123V164H122ZM136 165H137V164H136ZM154 165L156 166L155 163H154ZM158 165H159V163H158ZM165 165H166V164H165ZM186 165H187V164H186ZM188 165H187V167H186V166H182V167H183V168L186 167V170H187V168H188V170H189L190 167H189ZM196 165H193L192 167H194V166H196ZM209 165H210V164H209ZM212 165H213V164H212ZM217 165H219V164H217ZM243 165H244V164H243ZM245 165H247V164H245ZM250 165H251V164H250ZM22 166H26V165H22ZM31 166H32V165H31ZM31 166H30V167H31ZM47 166H46V167H47ZM64 166H65V165H64ZM73 166H74V165H71V166H69L68 168L73 167ZM76 166H78V165H76ZM83 166H84V165H83ZM88 166L91 167V164L88 165ZM88 166H87V167H88ZM95 166H97V165H95ZM95 166H94V167H95ZM99 166H100V165H99ZM115 166H116V163H115ZM132 166H133V165H132ZM137 166H138V165H137ZM147 166H146L145 170H148V169H149ZM159 166H160V165H159ZM169 166H170V165H169ZM169 166H168V167H169ZM174 166H175V165H174ZM174 166H173V167H174ZM177 166H179V164H178ZM177 166H175L174 169H173L172 166H170V168L172 167V170H175V168H177ZM180 166H181V165H180ZM206 166H205V164H204V166L202 165L203 168H200V169L202 170V169L206 168ZM210 166H211V165H210ZM210 166H209V167H210ZM234 166H233V167H234ZM27 167H28V166H27ZM33 167H32V168H33ZM57 167H60V166H57ZM79 167H80V169L82 168L81 166H79ZM87 167L85 166L86 169H88ZM103 167H104V166H103ZM113 167H114V166H113ZM118 167H119V166H118ZM150 167H151V166H150ZM165 167H166V166H164L163 168H165ZM182 167H180V168H181L182 170H184L183 173L178 171L179 173L177 172V174H180V173H181V174L185 175V174H184L185 169H183ZM218 167H219V166H218ZM237 167H238V166H237ZM237 167H235V168H236L235 172L237 171ZM240 167H242V166L240 165ZM9 168H10V167H9ZM17 168H18V167H17ZM28 168H29V167H28ZM32 168L30 169V171L32 170ZM34 168H35V167H34ZM34 168H33V169H34ZM39 168H40V167H39ZM48 168L52 169L54 172H55V170H57V169H53V167H52V168H51V167H48ZM48 168H46V169L43 168V170L45 169V171H46V174H45V175H44V173L41 174V173L43 172V170H41V172L39 173V170H40V169L38 170V167H37L36 171H34V172H35L34 174H32V171H31V173H30L29 170H28V174L30 173V175H32L31 177H33L34 175H35L34 177H36V175L41 174V175H39V176H40L39 178H38V177H36V178H38L37 181H38L39 179H40V181H42L41 178H44V176H45V179H46L47 177H50L49 175H47V173H48V172H47ZM60 168H61V167H60ZM60 168H59L58 171L61 172V170H64V168H66V167L62 168L61 170H60ZM95 168H96V167H95ZM95 168H94V169H95ZM97 168H98V166H97ZM100 168H102V165H101V167H99V169H100ZM107 168H106V170H107ZM111 168H112V167H111ZM114 168H115V169H114L115 171H116V169L119 170V168H116V167H114ZM142 168H143V167H142ZM153 168H154V166L152 167L151 171L154 172V170L156 169V171H157V169H158L159 167L157 166V168H154V170H153ZM160 168H162V167H160ZM160 168H159V169H160ZM166 168H167V167H166ZM195 168H196V167H195ZM230 168H231V167L229 166V169H228L229 171H230ZM14 169H15V168H14ZM24 169L27 170V168H24ZM72 169H73V168H72ZM72 169H71V170H72ZM86 169H85V170H86ZM99 169H98V170H99ZM112 169H113V168H112ZM112 169H111V170H112ZM131 169H132V170H131ZM138 169H139V167H138ZM138 169H137V170H138ZM177 169H179V168H177ZM177 169H176V171H177ZM181 169H180V170H181ZM211 169H212V168H209V169H207V170L204 169V171H206V173H207L208 175L211 174V177H212V176L215 175V173L213 172V169H212V171H211ZM221 169L223 170V168L221 167V168H219L220 172L218 171V173H220V174H222V170H221ZM241 169H242V168H241ZM243 169H245V167H244ZM243 169H242V170H243ZM248 169H249V168H248ZM248 169H247V170H248ZM7 170H8V169H7ZM16 170H18V169H16ZM52 170H51V171H52ZM65 170H66V169H65ZM68 170H69V169H68ZM68 170H67V171H68ZM82 170H83V169H82ZM82 170H81V171H82ZM96 170H97V169H96ZM96 170H95V171H96ZM103 170H104L103 173L105 174V177L108 175L107 172L111 171V170H109V171L107 170V172H105V169L102 168V171H103ZM120 170H121V169H120ZM120 170H119V171H120ZM130 170H131V171H130ZM137 170H136V172H137ZM143 170H144V168H143ZM143 170L140 169V170H138V171H140V173L143 172V176L146 177L144 174H145V173L147 174V171L145 172V171H143ZM161 170H162V169H161ZM188 170H187V171H188ZM190 170H195V169H194V168H193V169L190 168ZM190 170H189V171H190ZM217 170H218V169H217ZM231 170H232V169H231ZM259 170H260V172H259ZM18 171H19V170H18ZM45 171H44V172H45ZM48 171H49V170H48ZM53 171H52V173H53ZM69 171H70V170H69ZM77 171H78V170H77ZM89 171L91 172V171H93V170H92V169H89ZM95 171H93V173H95ZM102 171H101V172H102ZM112 171H113V170H112ZM119 171H117V172H119ZM121 171H122V172H121ZM121 171H120V173H121V175L123 176L124 171H123V170H121ZM141 171H142V172H141ZM156 171H155V172H156ZM189 171H188V172H189ZM198 171H199V170L197 169V172H198ZM202 171H203V170H202ZM208 171L212 172L213 174L210 173V172L208 173ZM224 171H225V170H223V172H224ZM10 172H11V171H10ZM25 172H26V171H24V175L26 176V173H25ZM72 172H75V171L72 170ZM82 172H83V171H82ZM84 172H86V171H84ZM87 172H88V171H87ZM90 172H89V175H92V172H91V173H90ZM97 172H98V171H97ZM99 172H100V170H99ZM157 172H158V171H157ZM160 172H161V171H159V173H160ZM173 172H174V171H173ZM191 172H192V171H190V173H191ZM233 172H234V170H233ZM250 172H248V174H249ZM13 173H14V172H13ZM15 173H16V172H15ZM38 173H39V174H38ZM52 173H51V174H52ZM76 173H77V172H76ZM103 173H101V175H102ZM111 173H114V174H115L114 171L111 172ZM120 173H119V175H120ZM127 173H128V170L125 171V175H126ZM129 173H128V175H129ZM133 173H134V172H133ZM149 173H150V172H149ZM174 173H175V172H174ZM206 173L204 174V172H203V174L207 176ZM55 174H56V175H55ZM63 174H64V172L62 173V175H63ZM66 174H67V173H66ZM68 174H69V173H68ZM78 174H79V172H78ZM80 174H81V173H80ZM82 174L84 175V173H82ZM104 174H103V175H104ZM106 174H107V175H106ZM114 174H113V175H114ZM131 174H132V173H131ZM131 174H130V175H131ZM137 174H138V173H134V174H133V175H134V178H135L136 176H137V177L140 176V175H137ZM150 174H151V173H150ZM150 174H149V175H150ZM152 174H153V173H152ZM162 174H163V172H162ZM191 174H193V173H191ZM196 174H198V173H195L194 176H193V175H190V176H188V177L190 178V177L192 176V177L194 178V177L197 176V178H199L198 175H196ZM216 174H217V173H216ZM231 174H232V173H231ZM234 174H235V173H234ZM7 175H10V174H7ZM12 175H13V174H12ZM22 175H23V172H22ZM24 175H23V176H24ZM42 175H43V176H42ZM46 175H47V177H46ZM53 175L57 176V172H56V173H53ZM62 175H60V176L62 177ZM76 175H77V174H76ZM95 175H96V174H95ZM119 175H118V176H119ZM130 175H129V176H130ZM183 175H182V176H183ZM204 175H203V176H204ZM228 175H229V174H228ZM228 175H227V176H228ZM232 175H233V174H232ZM4 176H6V175H4ZM28 176H29V175H28ZM51 176H52V175H51ZM87 176H88V175H87ZM97 176L99 177V173H98ZM108 176H109V175H108ZM114 176L116 177V178H115V177H114V178L116 179L117 182L113 179V176H109L108 179L110 180L111 177H112L113 180H112V179H111V180L113 181V183H111L112 181H110V183H109V181L107 180L108 183L105 181V182H103V185L105 186V183H106V184H107V187H108L109 185H110V186L114 185V182H115V183H118V182H120V181L122 182L123 178L118 177V176H117V173H116ZM129 176L126 175V176H123V177H124V179L126 180V177L128 178ZM150 176H152V175H150ZM153 176H155V174H154ZM164 176L166 177V175H164ZM164 176H163V178H165ZM179 176L182 177L181 175H179ZM199 176H200V175H199ZM203 176H202V179L204 178ZM206 176H205V178H207V179L210 178V175H209L208 177H206ZM216 176H217V177H216ZM216 176H215L216 181L218 180V182H219V178H218L219 174L216 175ZM221 176H223V175H220V177H221ZM6 177H7V176H6ZM9 177H10V176H9ZM11 177H12V176H11ZM14 177H15V176H14ZM18 177H19V176H18ZM26 177H27V176H26ZM26 177H24V178H26ZM31 177L29 176L28 178H31ZM61 177H60V179H61V181H62L63 179H62ZM101 177H102V176H101ZM137 177H136V178H137ZM147 177H148V176H147ZM155 177H156V176H155ZM174 177H177V176L175 175ZM186 177H187V176H186ZM186 177L184 178V180H185V179L188 180V178H186ZM235 177H236V176H235ZM16 178H17V176H16ZM21 178H22V177H21ZM24 178H23V179H24ZM36 178H35V180H36ZM50 178H51V180H52V178H54V177L52 176V177H50ZM55 178H57V177H55ZM63 178H64V177H63ZM132 178H133V177H132ZM132 178H131V179H132ZM134 178H133V179H134ZM141 178H143V177H140V179H141ZM153 178H154V177H153ZM161 178H162V177H161ZM177 178H178V177H177ZM193 178H191V179H193ZM197 178H195V179H197ZM205 178H204V180H205ZM213 178H214V177H213ZM215 178H214V179H215ZM229 178L231 179L232 177H229ZM229 178H228V179H223V180H228V181H230ZM249 178H250V177H249ZM251 178H252V177H251ZM14 179H15V178H14ZM17 179H18V178H17ZM23 179L21 180L22 182L20 181L21 183H24V182H23V181H24ZM31 179H33V181L30 180V179H29V180H30V182H32L33 184H32V183H29V187H30V184H32L33 186H36V185H34V183H36L35 180H34V178H31ZM45 179H44V181H45ZM119 179H121V180L119 181ZM128 179H129V178H128ZM133 179H132V180H133ZM147 179H149V177H148ZM159 179H160V178L158 177V179H157L158 181L163 180V181H161L162 183H164L165 181H167V180H165V179H161V180H159ZM167 179H168V178H167ZM174 179H175V178H174ZM174 179H172V180H174ZM180 179H181V180H180ZM191 179H190V180H191ZM195 179H193V181H194V182H197V181L200 180L201 178H200V179H197V181H196ZM202 179L199 181V182L201 183V185H202V183H206L205 181H202ZM207 179H206V181H207ZM234 179H235V178L233 177L232 180H234ZM15 180H16V179H15ZM46 180H48V179H46ZM102 180H103V179H102ZM102 180H101V181H102ZM104 180H106V178H105ZM104 180H103V181H104ZM125 180H123V183L128 182L127 180H126V181H125ZM149 180H150V179H149ZM151 180H152V178H151ZM155 180H156V179H155ZM157 180H156V181H157ZM164 180H165V181H164ZM187 180H185V181H187ZM190 180H188V183L190 182ZM232 180H231V181H232ZM235 180H236V182H237L238 180H239L240 182H242V181L240 180L239 177H238V180H237V179H235ZM235 180H234V182H235ZM44 181H42V183H43ZM58 181H60V180H58ZM124 181H125V182H124ZM129 181H130V180H129ZM137 181H138V180H137ZM137 181L134 180L135 183H137ZM156 181H154V182H156ZM180 181H182V178H179V182H180ZM193 181H191L192 186H193V187H196L195 189H201L202 186H201V185H199L200 187L197 186V184L194 183ZM209 181H210V182L212 181L211 178L209 179ZM231 181H230V182H231ZM250 181H251V180H250ZM10 182H11V179H10ZM48 182H50V181H48ZM48 182H47V184H48ZM62 182H63V181H62ZM121 182H120V183H121ZM171 182H176V180L171 181ZM199 182H198V183H199ZM234 182H233L234 185H232V182H231V184L228 183V184L225 185L224 183H226V182L224 181V183H223V181H222L223 186L225 185V187H226V186L230 185V188L227 189V190L224 189V191L222 192V190H223V189H222L223 186H221L222 188L219 187V188L221 189V196H222V197H221V198H217V196H215V197H216V200L213 199V203H215L214 201L217 202L218 199H219V200L222 199V200H221L222 202H220V201L218 200V202L220 203V206H218V205H219L218 202L216 203L217 205H216V204H211V202H212L211 200H206V199L203 200V198H202L203 202H202V205L199 207L200 210L195 211V210H194L195 207H193L194 204H192L193 201L191 202V201H189V199L187 200L186 197H185V199L187 200V202H186V203H187L186 208L181 209V208H180L181 205H179V206H180V207H179L180 209H179L178 207H176V206H177L176 203L178 202V199H179V198L177 199L178 196H175L176 198H175L174 200H172L173 202H175V207H174V203H173V202H172V204L169 203V204H171V206H173L172 209H170V207L167 208V206L164 207V208L166 209V211H167L168 209L172 210V211L169 210L171 214H169V212H167L168 214H166V216L168 215L167 217H169V219L172 220V223H171V221H170V223L167 221V219H166L167 217H166V216H162L163 218L166 217V218H164V219L162 218L164 221L161 219V216H160L161 214L159 215L158 213H159V212L161 213L160 208H161L162 206H161V203H160L158 200H156V202L158 201V202H159L158 204H160V205H157V204L155 205V203H154L155 207L157 206V207L159 208V206H160V208L158 209V211H157L155 208H152V206H148V209L151 208L150 210H152V211H150L149 214H151V215H149V216L152 217V218L154 219V215H153V214L155 213V216H156L155 219H157V220L154 221L152 218H150V217L148 216V217H147L148 219L146 218V220H148V221L150 220V221L147 222V224L149 223L147 228H146V221L143 220V222H142V223H145V228H143V229H145L146 231H144V232H145L144 236H143V234H141V238H140V239H142L141 241H144V240H145V243H146V244L144 243V245H141V247H143V246L146 245L144 248H146V249L148 250V252H147V250L143 249V252H141V253H142L141 256L144 257V256L146 255L145 252L148 253L147 255H150V256H151L152 253L150 254V251H153V250L155 251L154 254L156 255V254H157V253H156V250H157V249L159 250V248H160V250L167 249L166 247L169 246V245H164L165 248H162V246H163L162 243L164 244V242L166 241V243L168 244V241H169V240H167V239H171V240L174 239V240H175V239L178 238V237H174V236H175V233H177V231H174V229H173L176 223H177L178 225L176 224L175 228H176V230L178 229V231L180 232L179 226H181L182 224H183V225L186 224L188 219L190 220V221H189L190 224H191V220H192V222H193L195 219H199V220H201L200 223H202V222H203V221H202L203 219H205V218H206V220H207V218L211 219L210 217H212L214 214L220 212V214H219L220 217L218 216L219 218L217 217V220L214 219V218H216V215H215V217L213 216V218H212L214 221H212V219H211L209 223H206V222H205V225H201V226L204 227V228L202 227L203 230H204V231L202 230V236H203V235L205 236V234H206L205 232H207L208 230L210 231L209 233L213 232V236H210L211 238H208V239H206V240L204 239V242L202 241V243H199L200 239H199V241H198V238H197V242L200 244V246L197 247L196 249H194V250L192 251V253L188 255V257L185 256V257H186V258L184 257V258H185V259H184L185 261H184L183 263H181V264H264V203L262 202V201H264V197L262 196V195H264V192H262V193H263V194H262L260 191L257 192L258 189L256 190V193H257V196H258V197L256 196V199H257V198H261V197H259V196H260V194H262V195H261V196H262V200H261V199H260L261 201H260V200H259V201L256 200V202L258 201V202H260V203L257 202L256 204H253V202H249V201H248L249 203L245 202V203H242L241 205H237V204H236L237 206H235V202L237 203V200H239L240 195H241V194H240V191H241V190H240V191H238V190H239L241 187H242V188L244 187V186H243L244 183L242 182V184H243V185H242V184L239 182L240 185H242V186L239 187V189H238V186H239V185H238V186L236 185V184H238V183L235 182V183H236V184H235ZM37 183H38V182H37ZM45 183H46V182H45ZM45 183H43V185H44ZM56 183H59V184H60L61 182H54V181H53L54 188H55V186H56ZM120 183H119V185L117 184V187H115L116 184L114 185V187L117 188V191H119V190L121 189V187L119 188V186H120V185H123L122 183H121V184H120ZM132 183H133V182H131V183L129 184V182H128L129 186H131ZM139 183H140V181H138L137 185H138V187H141V186H139V185H140ZM152 183H153V182H152ZM166 183H167V182H165L164 185H166ZM176 183H177V182H176ZM186 183H187V182H186ZM186 183H185V188H184V189H186L185 192H186L187 190L193 188V187H190L191 184H189V187H187ZM211 183H213V182H211ZM215 183H217V182L214 181V184H213L214 187H212V186L210 185V187L214 188V190L218 187V186H217L218 183H217L216 185H215ZM11 184H12V183H11ZM11 184H10V185H11ZM24 184H25V183H24ZM51 184H52V183H51ZM59 184H57L56 190H57ZM88 184H89V183H88ZM108 184H109V185H108ZM111 184H112V185H111ZM169 184H170V182L168 183V185H169ZM10 185H8V186H10ZM25 185H27V184H25ZM25 185H24V186H25ZM60 185H61V184H60ZM62 185H63V183H62ZM99 185H100V184H99ZM103 185H101V188L103 187ZM137 185H132L133 187H131V190H132V188H134V186L137 187ZM152 185H153V184H152ZM152 185L150 184V187H151V188H152ZM160 185H161V187L163 186L162 184H160ZM195 185H196V186H195ZM206 185H207V184H203V188H204V190L202 191V189H203V188H202V189H201L202 192H204L205 190H206V191H212V190H213V189L210 190L211 188H209V190H207V189H208V188H207L208 185H207V186H206ZM15 186H16V185H15ZM15 186H13V187H15ZM40 186H41V185H40ZM50 186H51V185H50ZM65 186H67V185H65ZM110 186H109V187H110ZM125 186H126V185H125ZM155 186H156V185H154L153 187H155ZM166 186H167V185H166ZM175 186H176V184H175ZM182 186H184V184H183ZM205 186H206V187H205ZM215 186H217V187L215 188ZM255 186H256V187H255ZM41 187H43V186H41ZM52 187H53V186H52ZM99 187H100V186H99ZM107 187H106V188H107ZM109 187H108L106 190L111 189V188H109ZM112 187H113V186H112ZM114 187H113L112 189H115ZM180 187H181V186H180ZM198 187H199V188H198ZM262 187H263V188H262ZM15 188L17 189V192L20 191V190L17 188V186H16ZM15 188H13V189H15ZM25 188H26V187H25ZM30 188L33 189L32 186H31ZM30 188L27 187L28 191H27V190H26V191H27V193L32 191L31 196H33V198H31V196H29V194H27L26 192H22V191H20L21 195H23L22 193H24V196L19 195V198L23 197V200L21 199V201H23V203H24V201H27V200H29L28 202H30V199H31V201L33 200V202H30V203H33V204H34V198H35L36 195L33 194L34 191H33L32 189H30ZM35 188H36V187H35ZM43 188H44V187H43ZM48 188H49V186H48ZM48 188H46L45 190H47ZM59 188H60V187H59ZM59 188H58V189H59ZM155 188H156V187H155ZM163 188H165V187H163ZM175 188H176V187H175ZM181 188H182V187H181ZM187 188H188V189H187ZM242 188H241V189H242ZM244 188H245V187H244ZM244 188H243V189H244ZM6 189H7V188H6ZM16 189H15V190H16ZM29 189H30V190H29ZM37 189L39 190L40 188H37ZM41 189H42V188H41ZM51 189L53 190V188H51ZM61 189H62V187L60 188V190H61ZM98 189H99V188H98ZM112 189H111V192H109L110 194H111V193H115V191L112 192ZM118 189H119V190H118ZM138 189H139V188H138ZM166 189H167V188H166ZM220 189H219V190H220ZM243 189H242V190H243ZM255 189H254V190H255ZM11 190H12V187H11ZM15 190H14V192L16 193ZM18 190H19V191H18ZM21 190H22V188H21ZM63 190H64V187H63L62 191H63ZM92 190H93V189H92ZM100 190H101V189H100ZM100 190H97V189H96V191L101 192ZM102 190H103V188H102ZM115 190H116V189H115ZM129 190H130V189H129ZM131 190H130L129 192H131ZM136 190H137V189H136ZM141 190H142V189H140V191H141ZM152 190H156V189H152ZM159 190H160V189H158L157 191H159ZM162 190H163V189H162ZM174 190H175V189H174ZM174 190H173V192H175ZM214 190H213V191H214ZM254 190H253V192H254ZM0 191H1V189H0ZM39 191H41V190H39ZM39 191H38V192H39ZM47 191H49V190H47ZM50 191H51V190H50ZM93 191H94V190H93ZM109 191H110V190H109ZM127 191H128V190H127ZM127 191H121V190H120L119 192H117V193H121L120 196H118L119 194L117 195V193H116V195L114 194L115 196L112 195V196H113V199L117 196V197H118L117 201H118V200H122V199H121V196H123L125 193H126V194H125V196H123V197L126 199V197L128 196V195H127ZM134 191H135V190H134ZM142 191H143V190H142ZM164 191H165V190H164ZM171 191H172V190H171ZM180 191H181V190H180ZM182 191H183V190H182ZM190 191H191V190H190ZM195 191H196V190H195ZM213 191H212V192H213ZM215 191H216V190H215ZM215 191H214V192H215ZM237 191H238V192H237ZM244 191H245V190H244ZM12 192H13V191H12ZM14 192H13L12 194H14ZM38 192H37V193H38ZM54 192H55V189H54ZM85 192H86V191H85ZM94 192H95V191H94ZM153 192H154V191H153ZM173 192H171V193H173ZM183 192H184V191H183ZM192 192H194V190H192ZM202 192H200V193H202ZM247 192H246V194H245V192L242 193V194L247 195ZM10 193H11V192H10ZM52 193H53V192H52ZM58 193H59V191H58ZM58 193H57V194H58ZM60 193H61V194L58 195L59 198L62 197V198L65 199L64 196L66 195V197H67V195H68V194H66V192H65V195H64L63 192H60ZM62 193H63V194H62ZM86 193H87V192H86ZM96 193H97V192H96ZM109 193H108V194H109ZM135 193H136V191H135ZM135 193H134V194H135ZM137 193H140V192H137ZM149 193H152V192L149 191ZM149 193L147 192L146 194H145V193H144V194L148 196ZM155 193H156V192H155ZM168 193H170V192L168 191ZM177 193H178V192H177ZM25 194L28 195V197H25V196H26ZM45 194H46V193H45ZM57 194H55V195H57ZM102 194H103V193H102ZM110 194L108 195L109 197H111ZM157 194H159V193H157ZM160 194H162V193H160ZM160 194H159L158 196H156V195H155V196L158 197V198H160L159 196H163V195H160ZM203 194H204V193H203ZM219 194H220V192H219ZM254 194H255V193H254ZM254 194H253V195H254ZM10 195H11V194H10ZM41 195H42V194H41ZM53 195H54V194H53ZM63 195H64V196H63ZM69 195H71V194L69 193ZM95 195H96V194H95ZM105 195H106V194H105ZM105 195H104V200H106V199L109 198L107 195H106V196H107L108 198H106ZM126 195H127V196H126ZM130 195H131V194H130ZM139 195H140V194H139ZM199 195H200V194H199ZM201 195H202V194H201ZM205 195H206V192H205ZM248 195H247V196H248ZM255 195H256V194H255ZM2 196H4V195L2 194ZM15 196H17V193H16ZM20 196H21V197H20ZM38 196H39V195H38ZM42 196H43V195H42ZM93 196H94V195H93ZM147 196H146V197H147ZM168 196H169V195H168ZM249 196H248V199L251 198V197H249ZM13 197H14V195H13ZM44 197H45V196H44ZM78 197H79V196H78ZM78 197H77V199H78ZM94 197H95V196H94ZM98 197H99V196H98ZM128 197H129V196H128ZM140 197H141V198H140ZM143 197H144V196H139L140 199H143ZM146 197H144V199H143L144 201H145V199H147ZM215 197H214V198H215ZM219 197H220V196H219ZM241 197H242V196H241ZM1 198H2V197H1ZM37 198H38V197H37ZM47 198H48V197H47ZM55 198H57V196H55ZM55 198H54V199H55ZM59 198H57V201H59ZM62 198H60V201L58 202V203H61V201H63V202H62L63 204L61 203L62 206H63V205H66V204H67L66 202L69 203V201H71V200L69 199V197H68V199H69L68 201H64V199H62ZM75 198H76V197H75ZM89 198H90V197H89ZM105 198H106V199H105ZM119 198H120V199H119ZM165 198H166V196H165ZM173 198H174V197H173ZM181 198H182V197H181ZM181 198H180V199H181ZM192 198H193V196H192ZM5 199H6V198H5ZM26 199H27V200H26ZM35 199H36V198H35ZM41 199H42V198H41ZM45 199H46V198H45ZM50 199H51V198H50ZM77 199L74 200V198H73V200L76 201V204H75L74 202H73V203H74L75 205L78 206V205H80V204H77V203H80V202L83 201V200H81V197H80V199H78L79 201H78ZM90 199H91V198H90ZM98 199H99V198H98ZM125 199H123V200H125ZM162 199H163V198H162ZM169 199L171 200L172 198L169 197ZM194 199H195V198H193V200H194ZM210 199H211V198H210ZM253 199H254V198H251L252 201H255V200H253ZM8 200H9V199H8ZM8 200H7V201H8ZM13 200H14V199H13ZM38 200H39V199H38ZM38 200H36L35 202L37 203ZM65 200H67V199H65ZM73 200H72V201H73ZM80 200H81V201H80ZM91 200H92V199H91ZM100 200H101V199H100ZM108 200H109V199H108ZM123 200H122V201H123ZM126 200H127V199H126ZM150 200H151V199H150ZM170 200H169V201H170ZM175 200H176V201H175ZM246 200H247V199H246ZM0 201H1V200H0ZM5 201H6V200H5ZM41 201H42V203H43V200H41ZM57 201H56V205H57V206L59 205V206L61 207V204H58ZM85 201H86V200H85ZM85 201H84V202H85ZM110 201H111V200H109V202H110ZM112 201H114L113 203H116V202H117V201H115V199L112 200ZM112 201H111V202H112ZM122 201H120V202H122ZM144 201H143V202H144ZM151 201L153 202L154 199H152ZM223 201H224V202H223ZM241 201H242V199H241ZM244 201H245V197H244ZM19 202H20V200L18 201V203H19ZM28 202H26L25 205L27 206V204H29V206H28V207L30 208L29 211L35 213L36 210H33V209H35L34 207H36V208H38V207H37V206H34L33 209H32V207H31L32 204H30V203H28ZM39 202H40V200H39ZM84 202H82V203H84ZM87 202H89V199H88V201H86L85 204H86V205H87V204H88V205H91V206H90L91 208H92L93 205L96 204V203H95V204H90V203H87ZM90 202H92V201H90ZM95 202H96V201H95ZM97 202L99 203V200H98ZM106 202H107V204H108V201H107V200H106ZM111 202L108 204V206L111 205ZM120 202H118V203H120ZM125 202H126V201H124V204H125ZM139 202H141V200H139ZM161 202L163 203V201H161ZM179 202H180V201H179ZM188 202H191V204L189 203L190 206L188 205ZM239 202H240V201H238V203H239ZM261 202H262V203H261ZM5 203H7V202H5ZM14 203H15V201H14ZM21 203H22V202H21ZM40 203H41V202H40ZM52 203L55 204L54 201H52L51 204H52ZM65 203H66V204H65ZM101 203H102V202H101ZM104 203H105V202H104ZM118 203L115 204V205H116V208L119 206ZM122 203H123V202H122ZM122 203H120V204H122ZM141 203H142V202H141ZM165 203H166V202H165ZM221 203H222V204H221ZM240 203H241V202H240ZM7 204H10V202L7 203ZM38 204H39V203H38ZM44 204H45V203H43V205H44ZM107 204H105V205H107ZM124 204H123V205H124ZM146 204H147V202H146ZM166 204H167V203H166ZM169 204H167V205L169 206ZM177 204H178V203H177ZM183 204H185V203H183ZM183 204H182V205H183ZM0 205L2 206V204H0ZM4 205H5V204H4V200H3V207H6V206H4ZM11 205H12V204H11ZM13 205H14V204H13ZM22 205H23V204H22ZM25 205H24V208H26ZM34 205H35V204H34ZM46 205H48L49 207H51V205H49L48 203H47ZM56 205H55V206H56ZM72 205H73V204H72ZM75 205L73 206L74 208H76ZM83 205H84V204H83ZM83 205H82V206H83ZM88 205H87V207H86L85 205H84V206H85L86 208H88V207H89ZM101 205H102V204H101ZM112 205H114V204H112ZM138 205H140V204H138ZM147 205H148V204H147ZM147 205H144V207L141 208V209H144V210H142L143 212H142L141 209L139 208L138 211H139V212L141 211V212L143 213V214H141V212H140L141 215H146V214L148 213V212H147V213L145 212V214H144V211H149V210H147V209L145 210V206L147 207ZM192 205H193V206H192ZM7 206H8V205H7ZM18 206H19V204H18ZM38 206H39V205H38ZM44 206H45V205H44ZM53 206H54V205H53ZM53 206H52V207H53ZM67 206H68V205H67ZM98 206H99V205H96V206H95L96 208L93 206V208H95V210L98 209V212H99V209H100V208H103V207H100V206L98 207ZM196 206H198V205H196ZM3 207H1V209H2ZM8 207H9V206H8ZM14 207H15V206H14ZM40 207L42 208V205H40ZM46 207H47V206H46ZM52 207L49 208V209L45 208V210L49 211V210L52 209ZM70 207H71V206H70ZM119 207L121 208V206H119ZM119 207H118V208H119ZM140 207H141V206H140ZM21 208H22V206H21ZM21 208H20V209H21ZM63 208H65V206H64ZM68 208H69V207H68ZM71 208H72V207H71ZM74 208H73V209H74ZM82 208H83V207H82ZM91 208H88V209H86V210H90V213H91V211L93 210V209L91 210ZM116 208L114 209L115 211H117V209H118V208H117V209H116ZM162 208H163V207H162ZM164 208H163V209H164ZM175 208H177V209H175ZM191 208H192V209H191ZM17 209H18V208H17ZM20 209H19V210H20ZM26 209H27V208H26ZM39 209H40V208H39ZM53 209H54V208H53ZM58 209H59V208L57 207V210H58ZM153 209H154V210H153ZM165 209H164V210H165ZM178 209H179V210H178ZM190 209H191V210H190ZM2 210H4V213H5V209H2ZM8 210H9V209H8ZM31 210H32V211H31ZM59 210L62 211L61 208H60ZM59 210H58V211H59ZM71 210H72V209H71ZM75 210H78V207H77ZM80 210H81V208H80ZM84 210H85V209H84ZM86 210H85V211H86ZM104 210H105V209H104ZM114 210H113V211H114ZM23 211H24V209H23ZM37 211H38V210H37ZM43 211H44V207H43V209H42V213H43ZM60 211H59V212H60ZM65 211H66V212H65ZM81 211H82V210H81ZM100 211H101V209H100ZM105 211H107V210H105ZM115 211H114V212H115ZM155 211H156V212H155ZM162 211H163V210H162ZM175 211H176V213H175ZM187 211H188V212H187ZM190 211H191L192 213H189ZM194 211H195V212H194ZM27 212H28V209H27ZM38 212H39V211H38ZM45 212H46V211H45ZM50 212L52 213V211H49L48 213H46V215H49V217H52V215L50 214ZM56 212H57V211H56ZM56 212H55V213H56ZM59 212L57 213V216H59L60 214H63L64 217H65V216L67 215V213H68V209H67V208H66V210L63 209L62 213H60V214H59ZM86 212H87V211H86ZM110 212H112V211L110 210ZM177 212H178V213H177ZM183 212L192 215L193 218H195V219H191L192 216H187L188 214L186 215V214H184ZM196 212H197V214H196ZM2 213H3V212H2ZM12 213H14V212H12ZM21 213H22V211H20V214H21ZM55 213H54V215L56 216ZM69 213H70V212H69ZM69 213H68V214H69ZM73 213L76 214V216H78L77 212H74V210H73ZM87 213H89V212H87ZM182 213H183L184 215H183ZM24 214H25V216H23V218H24V217H27V216H26V214H27V213H26V210H25ZM40 214H41V213H40ZM71 214H72V213H71ZM172 214H173V215H172ZM176 214H177V215H176ZM179 214H182V216L179 217V216H178ZM194 214H196V215H200V216H196V215H194ZM205 214L212 215V216L209 217L208 215H205ZM14 215H15V214H14ZM22 215H23V213H22ZM22 215H21V216H22ZM31 215H32V213H31ZM42 215H43V214H42ZM46 215H45V216L43 215V219H44V217H47ZM50 215H51V216H50ZM63 215H60L61 218H60V217H57V216H56V217L59 218L60 221H65V220L69 221L70 218H69V219H65L64 217H63V219H65V220H62V216H63ZM72 215H73V214H72ZM88 215H89V214H88ZM92 215L94 216V213H93V212H92ZM157 215L160 216V219H159V217H157ZM164 215H165V214H164ZM175 215H176V216H175ZM185 215H186L187 218H188V217H191V218H188V219H187V218L185 217V218H186V219H185V218H184ZM29 216H30V214H29V212H28V217H29ZM76 216H75V217H76ZM89 216H90V215H89ZM95 216L98 217V218H97V217H96V218L94 217L95 219H99V220H100V216H101V214L96 213ZM172 216H173L174 218H173ZM195 216H196V217H195ZM3 217H4V216H3ZM7 217H8V216H7ZM10 217H12V216H10ZM16 217H17V216H16ZM28 217H27V219H28ZM30 217H32V216H30ZM30 217H29L28 220L31 219ZM38 217H39V216H38ZM38 217H37V218H38ZM56 217H55L56 220L53 219V221H56V223H57V218H56ZM75 217L73 216V219H74ZM80 217H81V216H80ZM80 217H78V218H80ZM87 217H88V216H87ZM170 217H171L172 219H171ZM177 217H178V218H177ZM181 217H182V219H181ZM197 217H200V218H197ZM18 218H19V217H18ZM40 218H41V217H40ZM40 218H39V219H40ZM53 218H54V217H53ZM66 218H68V217H66ZM83 218H85V217H83ZM94 218H93V219H94ZM140 218H141V216H140ZM142 218H143V217H142ZM142 218H141V219H142ZM202 218H203V219H202ZM12 219H13V218H12ZM14 219L16 220L15 217H14ZM21 219H22V217H21ZM39 219H37L38 221L36 220V222H39ZM43 219H42V221H43L45 224L47 223V222H45V220L49 222V220H48L49 218H48V219L45 218L44 220H43ZM71 219H72V217H71ZM71 219H70V221H71V224H72V225H71V224H69V225H71L72 227L75 228V225H74V224H76V223L74 222V220H75L76 218H75L74 220H71ZM87 219L89 220V217H88ZM87 219H86V220H87ZM93 219H90L89 221L91 222ZM158 219H159V222L157 223L156 221H158ZM165 219H166V220H165ZM169 219H168V220H169ZM175 219H177V221L174 222ZM179 219L184 220V221H181V220H179ZM209 219H208V220H209ZM2 220H3V219H2ZM2 220H1V221H2ZM8 220H9V219H8ZM15 220H13V221L16 223V222H17L18 220H20V219H18V220H16V221H15ZM40 220H41V219H40ZM80 220H82V218H81ZM80 220H79V221H80ZM84 220H85V219H84ZM86 220H85V221H86ZM99 220H96L97 222H96V221H92V222H93V224L95 225L96 223L98 224V222H100ZM152 220H153V221H152ZM161 220H162V221H161ZM178 220H179V221H178ZM206 220H205V221H206ZM208 220H207V222H208ZM1 221H0V222H1ZM3 221H4V220H3ZM3 221L1 222L2 224H1V223H0V224L4 226V224L6 225V223L3 222ZM6 221H7V220H6ZM10 221H11V220H10ZM10 221H9V222H10ZM13 221H12V223H13ZM32 221H33V220H31V222H32ZM42 221H41V222H42ZM50 221H51V218H50ZM70 221H69V222H70ZM72 221H73L74 223H72ZM77 221H78V220H77ZM89 221H88V222H89ZM102 221H103V220H102ZM144 221H145V222H144ZM160 221H161V222H160ZM211 221H212V222H211ZM7 222H8V221H7ZM31 222H30V223H31ZM36 222H34V224H37V225H35V228H36V226L39 225V223L41 224V222H39V223H36ZM43 222H42V223H43ZM80 222H81V221H80ZM92 222H91V224H92ZM105 222H106V221L104 220V223H105ZM162 222H165V223H163V224H164L165 226H167L166 228H165L164 225H163V227H162V225H161ZM166 222H167L169 225L166 224ZM173 222H174L175 224H173ZM189 222H188V225H189ZM12 223H10V224H12ZM15 223H13V224H15ZM18 223H20V222L18 221ZM18 223H17V224H18ZM49 223H50V222H49ZM56 223L54 224V222H52L51 224H53V225L55 226ZM64 223H66V222H64ZM78 223H79V222H78ZM82 223L85 224V222H83V220H82ZM101 223H103V222H101ZM101 223H100V224H101ZM139 223H140V222H139ZM139 223H138V224H139ZM142 223H141V226H142V225L144 226V224H142ZM156 223H157L158 225H156ZM180 223H181V224H180ZM8 224H9V223H8ZM17 224H16V225H17ZM58 224H59V222H58ZM84 224L81 225V226H83V228L86 229V227H84ZM93 224H92V225L89 224V226L92 227V226H94ZM97 224H96L94 227H97ZM107 224H108V222H107ZM159 224H160L161 226H160ZM42 225H43V224H42ZM46 225H47V224H46ZM46 225H44V227H45ZM65 225H66V224H65ZM86 225L88 226L87 223H86ZM86 225H85V226H86ZM104 225H105V224H103L102 226H104ZM111 225H112V224H111ZM111 225H110V226H111ZM191 225H192V224H191ZM198 225H200V224H198ZM10 226H11V225H10ZM10 226H9V227H10ZM33 226H34V225H33ZM50 226H51V227H54V226H52V225H49V229L51 228ZM62 226H63V225H62ZM62 226L60 227V225H59V226L57 225L58 228H59V227L62 228ZM77 226H79V228H81L80 225H77ZM106 226H107V225H106ZM106 226H105V227H106ZM108 226H109V224H108ZM139 226H140V225H139ZM171 226H173V227L171 228ZM177 226H178V228H177ZM186 226H187V225H186ZM194 226H195V225H194ZM194 226H191V227L194 228ZM201 226H200V228H201ZM5 227H6V226H5ZM5 227H4V228H5ZM13 227H16V226L13 225ZM47 227H48V226H47ZM47 227H46V230H47ZM63 227H65V226H63ZM94 227H93V229L96 230V228H94ZM98 227H100V225H98ZM158 227H159L160 229H158ZM168 227H169V228H168ZM187 227H188V226H187ZM1 228L3 229L2 226L0 227V230H2ZM58 228H57V230H55V229H56V226H55V229L53 228V230H54V231H58ZM66 228H67V227H66ZM68 228H69V226H68ZM87 228H88V227H87ZM103 228H104V227H103ZM109 228H110V227H109ZM109 228H107V229H109ZM122 228H124V227H122ZM136 228H137V227H136ZM161 228H164V229H165V230L163 229V231H166V230L169 231V233H170V230H169V229L171 228V233H170V235H172V237H174V238H171V236L168 237V236H167V233H162V232H161V231H162ZM200 228H199V230H200ZM202 228H201V229H202ZM5 229H6V228H5ZM9 229H10V228H9ZM11 229H12V228H11ZM38 229H42V228H38ZM43 229H45V228H43ZM49 229H48V230H49ZM62 229L64 230L65 228H62ZM62 229H61V230H62ZM71 229H72V228H70V231H71V233H73L72 231H74V230L77 229V228H75V229H73V230H71ZM89 229H90V227H89ZM89 229H88V230H89ZM91 229H92V228H91ZM98 229H99V228H98ZM107 229H106V230H107ZM111 229H112V228H111ZM6 230H7V229H6ZM35 230L37 231V228H36ZM46 230H45V232H46ZM50 230H51V229H50ZM61 230H60V232H61ZM80 230H81V229H80ZM88 230H87V231H88ZM124 230H125V229H123V231H124ZM156 230H157V231H156ZM188 230H189V231H188ZM188 230H183V231H185V232L187 231L186 233L188 234V236H187V234H185V232H183V233H184V236L186 235L187 238L190 237V232H191L190 229H188ZM199 230H198V231H199ZM27 231H28V230H27ZM36 231L34 232V228H33V231H32V232L30 231V232H31V233L34 232V234H35V233L37 234L38 232H36ZM40 231H41V230H40ZM81 231H82V230H81ZM83 231H84V230H83ZM112 231H113V230H112ZM158 231H159V233H157ZM167 231H166V232H167ZM193 231H194V230H193ZM65 232L68 233V231H65ZM92 232H93V231H92ZM94 232H95V231H94ZM103 232H104V231H103ZM103 232H100L99 235H103V234H102ZM108 232H110V234L112 235L111 231L108 230ZM138 232H139V231H138ZM172 232H175L174 235L172 234ZM179 232H178V233H179ZM188 232H189V233H188ZM199 232H200V231H199ZM1 233H3V232H1ZM1 233H0V234H1ZM31 233H29V234H31ZM43 233H44V232H43ZM49 233L52 234L51 232H49ZM55 233H57V232H55ZM69 233H70V232H69ZM84 233H85V232H83V234H84ZM106 233H107V232H106ZM106 233H105V234H106ZM118 233H119V232H118ZM156 233H157V235H156ZM160 233H161V234H160ZM178 233L176 234L177 236L179 235ZM192 233H193V232H192ZM196 233H197V231H196ZM203 233H204V234H203ZM3 234H7V233H5V231H4ZM39 234H40V232H39ZM62 234H64V236H65V233H64V232H63ZM79 234H80V235H83L82 233H79ZM79 234H78V237H79V238H78V237L75 238V237H76V236H75L76 234H75L73 239H76V240L78 239L76 243L79 242V244H80V243H82V241L84 242V240H86V239H84V237H85L84 235H83L84 237L82 236V237H83V239H82V238L80 237ZM87 234H88V232L86 233V235H87ZM105 234H104V235H105ZM108 234H109V233H108ZM108 234H107V237L110 235V234H109V235H108ZM164 234H165V235H164ZM180 234H181V236H183L182 233H180ZM25 235L29 236V235L26 233V231H25ZM41 235H42V238H43L44 235H43L42 233H41ZM41 235H39V236L35 235V236H36V239L34 238L35 236H33V235H32V236H33V238H34L35 241H36V240L38 239L37 237H40ZM52 235H53V234H52ZM67 235H69V234H67ZM92 235H93V234H92ZM94 235H95V234H94ZM94 235L92 236V238L94 237ZM97 235H98V234L95 235L96 238L98 237ZM111 235H110V236H111ZM168 235H169V234H168ZM192 235H193V234H192ZM200 235H201V233H200ZM200 235L198 234L197 236L200 237ZM87 236H88V235H87ZM137 236H138V234H137ZM157 236H158V237H157ZM160 236H161V237H160ZM163 236H167L166 238L164 237L166 240L163 239ZM181 236H180V238H181ZM0 237H1V235H0ZM7 237H8V236H7ZM29 237H30V236H29ZM45 237H47V236H45ZM50 237H51V236H50ZM60 237H61V236H60ZM60 237H59V239H60L61 241H59V243L62 242V240H63V239H61L63 236H62L61 238H60ZM65 237H66V236H65ZM71 237H73V235H72ZM123 237H124V236H123ZM123 237H121V238H122V241H123V240H124V241H127V240L123 239ZM143 237H144V239H143ZM191 237H192V236H191ZM191 237H190V238H191ZM193 237H194V236H193ZM208 237H209V236H208ZM9 238H10V237H9ZM24 238H25V240H26V236H25ZM30 238H32V237H30ZM51 238H52V237H51ZM55 238L57 239L58 236L55 237ZM80 238H81V239H80ZM85 238H87V237H85ZM94 238H95V237H94ZM108 238H109V237H108ZM160 238H162L164 241H161ZM182 238H183V240L185 239L184 237H182ZM187 238H186V239H187ZM205 238H206V236H205ZM39 239H40V241H42L41 238H39ZM39 239H38V240H39ZM44 239H45V238H43V240H44ZM47 239H48V237H47ZM59 239H58V240H59ZM69 239H70V238H69ZM90 239H91V237H90ZM105 239H106V238H105ZM110 239H111V237H110ZM112 239H113V237H112ZM126 239H127V237H126ZM136 239H137V238H136ZM157 239H158V240L160 239V240H159L160 242L157 241ZM178 239H179V238H178ZM186 239H185V240H186ZM0 240H1V238H0ZM5 240H6V239H5ZM23 240H24V239H23ZM32 240H33V239H32ZM32 240H31V244L33 245ZM45 240H46V239H45ZM51 240H53V239H51ZM76 240H75V241H76ZM79 240H81V241H79ZM87 240H88V239H87ZM92 240H93V239H92ZM129 240H130V239H129ZM181 240H182V239H181ZM40 241H39V242H40ZM46 241H48V240H46ZM49 241H50V240H49ZM65 241H66V240H65ZM68 241H69V240H68ZM131 241H132V239H131ZM176 241H177V240H176ZM6 242H7V240H6ZM9 242H10V241H9ZM26 242H27V240H26ZM39 242H38V245L41 246V245H40L41 243H39ZM44 242H45V241H44ZM57 242H58V241H57ZM90 242H91V241H90ZM94 242H95V241H94ZM101 242H102V241H101ZM101 242H100V245L102 246V245H103V242H102V243H101ZM106 242H107V241H106ZM108 242H109V241H108ZM111 242H112L111 244L109 243L110 245L113 244V241H111ZM115 242H116V241H115ZM179 242H180V241H179ZM182 242L185 243V241H181L180 243L182 244ZM192 242H193V241H192ZM11 243L13 244L14 242L11 241ZM24 243H25V242H24ZM35 243H37V242H35ZM35 243H34V244H35ZM45 243H46V245H47V242H45ZM45 243H44V244H45ZM59 243H58V244H59ZM65 243H66V242H65ZM69 243H70V242H69ZM71 243H72V245H71V248H70V249H72V250H73L74 246H75V248H77V249H78V247H80V245L78 246V244L76 245L75 243L73 244V242H71ZM141 243H143V242H141ZM141 243H140V244H141ZM150 243H151V246L149 245ZM159 243H160V244H159ZM166 243H165V244H166ZM4 244H5V243H4ZM8 244H9V243H8ZM15 244H16V243H15ZM27 244H28V243H27ZM42 244H43V241H42ZM52 244H54V246H56L55 244H57V243H51V246H52ZM60 244H62V243H60ZM67 244H68V243H67ZM87 244H88V241H87ZM87 244H86V245H87ZM97 244H99V240H98ZM109 244H108V245H109ZM190 244H193V243H190ZM196 244H197V243H196ZM0 245H1V244H0ZM17 245H19V244H17ZM28 245H29V244H28ZM28 245H27L26 247H28ZM32 245H31L30 247H32ZM36 245H37V244H36ZM104 245H105V243H104ZM110 245H109V246H110ZM131 245H132V244H131ZM131 245H129V246H131ZM156 245H157V247H156ZM158 245H159L160 247H159ZM179 245H180V244H179ZM7 246H8V245H6V247H7ZM9 246H10V245H9ZM24 246H25V245H24ZM34 246H35V245H34ZM34 246H33V247H34ZM42 246H43V245H42ZM48 246H50V243L48 244ZM51 246H50V248L53 247V246H52V247H51ZM60 246H61V245H60ZM124 246H125V245H123V247H124ZM149 246H150V247H149ZM153 246H155V247H153ZM193 246H194V245H193ZM193 246H191V247H193ZM195 246H196V245H195ZM3 247H4V246H3ZM22 247H23V246H22ZM69 247H70V245H69ZM95 247H99V246H95ZM111 247H113V246H111ZM123 247H122V248H123ZM148 247H149V248H148ZM18 248H19V247H18ZM54 248H55V247H54ZM101 248H102V247H101ZM101 248H100V250L103 251V249H101ZM103 248H104V246H103ZM109 248H110V247H109ZM109 248H108V249H109ZM150 248H151L152 250H151ZM153 248H154V249H153ZM1 249H2V248H1ZM1 249H0V251H2ZM7 249H9V247H7ZM10 249H13V252H14V255H15L16 253H15V251H14V247H12V248H10ZM15 249H16V248H15ZM44 249H45V247H44ZM46 249H47V248H46ZM55 249H56V248H55ZM60 249H61V247H60ZM64 249H65V248H64ZM80 249H81V247H80ZM106 249H107V248H106ZM149 249H150V251H149ZM155 249H156V250H155ZM3 250H5V248H4ZM16 250H17V249H16ZM23 250L25 251V248H24ZM26 250H27V249H26ZM28 250H30V249L28 248ZM28 250H27V251H28ZM50 250H51V249H50ZM61 250H62V249H61ZM65 250H66V249H65ZM87 250H88V249H87ZM87 250L85 249V251H87ZM17 251H18V250H17ZM36 251H37V250H36ZM44 251H45V253H46V252L49 253V249L44 250ZM53 251H54V250H53ZM58 251H59V250H58ZM75 251H76V249H75ZM77 251H78V250H77ZM109 251H111V250L109 249ZM112 251H115V250L112 249ZM144 251H145V252H144ZM163 251H164V250H163ZM190 251H191V248H190ZM2 252H4V251H2ZM9 252H10V251H9ZM33 252H34V251H33ZM60 252H61V251H59V253H60ZM63 252H64V251H63ZM78 252H79V251H78ZM103 252H108V250H105V249H104ZM157 252H158V251H157ZM159 252H160V251H159ZM170 252H171V250H170ZM17 253H18V252H17ZM25 253L27 254V252H25ZM25 253H24V254H25ZM28 253H29V252H28ZM36 253H37V252H36ZM59 253H58V256H59ZM66 253H67V252H66ZM75 253H76V252H75ZM115 253L118 254V253H119V250H118V252L116 251ZM161 253H163V252H161ZM9 254H10V253H9ZM34 254H35V253H34ZM41 254H42V253H41ZM62 254H63V253H62ZM68 254H69V253H68ZM70 254H71V252H70ZM111 254H112V253H111ZM111 254H110V255H111ZM121 254H122V253H121ZM143 254H144V256H143ZM0 255H1V254H0ZM6 255H7V254H6ZM14 255L12 254V256H13L12 258H14ZM32 255H33V254H32ZM110 255H109V257H110ZM119 255H120V253H119ZM147 255L145 256L146 258H142V257H141V259H152V260H153V257H154V256H152V258H151V257H149V256H147ZM152 255H153V254H152ZM169 255H170V254H169ZM185 255H186V254H185ZM3 256H4V254H3ZM16 256L18 257V254L15 255V257H16ZM25 256H26V255H25ZM35 256H36V255H35ZM38 256H39V255H38ZM42 256H43V255H42ZM42 256H41V257H42ZM67 256H68V255H67ZM67 256H65V257H67ZM79 256H80V254H79ZM79 256H78V257H79ZM84 256H86V254H85ZM106 256H107V257H105V256H104V257L102 256V257L108 259V254H106ZM122 256H123V254H122ZM161 256H162V254H161ZM4 257H5V256H4ZM4 257H2L1 260H2ZM55 257H56V255L54 256V254H53V258H54V259H53L51 256H50L49 258H51L52 260H55ZM59 257H60V256H59ZM61 257H63V256H61ZM71 257H72V256H71ZM112 257H115L114 254H113ZM112 257H111V258H112ZM148 257H149V258H148ZM5 258H7V257H5ZM23 258H24V257H23ZM84 258H86V257H84ZM103 258H102V259H103ZM117 258H118V257H117ZM119 258H121V256H120ZM162 258H164V256H162ZM39 259H40V258H39ZM51 259H50V260H51ZM106 259H104V260H105V261H104V264H105V262H106ZM109 259H110V258H109ZM109 259H108L107 262H109ZM123 259H124V258H123ZM154 259H155V258H154ZM165 259H166V258H165ZM13 260H14V259H13ZM15 260H16V258H15ZM19 260L21 261V259H19ZM45 260H46V259H45ZM66 260H67V259H66ZM81 260H82V259H81ZM115 260H116V258H115ZM115 260H114V261H115ZM156 260H157V259H156ZM159 260H160V259H159ZM3 261H4V259H3ZM5 261H7V260H5ZM10 261H11V260H10ZM20 261H19L18 264H20V263L22 262V261H21V262H20ZM27 261H28V260H27ZM31 261H32V260H31ZM40 261H43V260L41 259ZM47 261H49V260H47ZM55 261H56V260H55ZM63 261H64V264H67V263L65 262L64 258H63ZM63 261H62V263H63ZM114 261H113V262H114ZM118 261L120 262V259H119ZM118 261H117V262H118ZM121 261H122V260H121ZM148 261H149V260H148ZM180 261H181V260H180ZM7 262H8V261H7ZM11 262H12V261H11ZM13 262H14L13 264H15V261H13ZM16 262H17V261H16ZM75 262H77V261H75ZM107 262H106V264H108ZM119 262H118V263H119ZM146 262H147V260H146ZM154 262H155V261H154ZM154 262L151 261V264H155ZM160 262H161V261H160ZM37 263H38V261H37ZM41 263H42V262H41ZM43 263H44V261H43ZM52 263H53V262H52ZM54 263H55V262H54ZM109 263H112V262H109ZM118 263H117V264H118ZM141 263H142V262H141ZM149 263H150V261H149ZM149 263H147V264H149ZM173 263H174V262H173ZM177 263H178V262H177ZM177 263H176V264H177ZM5 264H6V262H5ZM10 264H11V263H10ZM16 264H17V263H16ZM22 264H23V263H22ZM35 264H36V262H35ZM44 264H48V262H47V263H44ZM77 264H78V263H77ZM121 264H122V263H121ZM145 264H146V263H145Z\"/></svg>",
    "mask_w": 264,
    "mask_h": 264
}]
</instances>
